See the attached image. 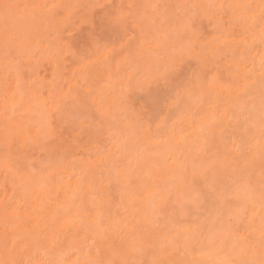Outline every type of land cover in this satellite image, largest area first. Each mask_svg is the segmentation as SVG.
Wrapping results in <instances>:
<instances>
[{
  "label": "rangeland",
  "instance_id": "1",
  "mask_svg": "<svg viewBox=\"0 0 264 264\" xmlns=\"http://www.w3.org/2000/svg\"><path fill=\"white\" fill-rule=\"evenodd\" d=\"M2 1L4 2L2 5H3L4 7H6V10H7V11H8L7 7H8L9 9H10V8L12 9V7H13L12 10H13L15 13H16L17 10H19V11L22 10L23 8H18V9H17V7H18V3L21 2L20 5H22L23 3H24V4H27L26 6H27L28 8H30V10H31V7H32V8H35V7H33L34 4H35V5L37 4V6H38L37 8H39V6H40V8L38 9L39 11L41 10L42 7H44V9H45V8L47 9V10H46L47 13H49V14L52 13V14H53V19H52V20H51L49 17H47V16H48V15H46L47 13L44 14V15H42V19H45L44 16H46L47 19H45V20H48V18H49V20H51V21H49V20H48V21H45V20H39V18L37 17V14H39L41 11H42V13H43V10H44V9L42 8L43 10H41L40 12L38 11L39 13L36 14V18H38L37 20H39L38 23H40V25H37V24H36V23H37L36 21H35V22H32V23L29 22V20L32 21L31 18L33 17V15L30 16L31 18L28 17L27 19L24 20V17H25V18L27 17V16H24V15H28V16H29V13H27V11H28L27 8H26V9L24 8V11L26 12V14H23V15H22L23 12L21 13V11H20V13H21L20 16L23 18L22 20H23L24 22H21V20H19V19L16 18V16H15V18L17 19V23H16V21H15V23H13V24L17 25V27L13 26L12 23H11V25H12V27H13L12 29L14 30V28H16V29L14 30L15 32H13L12 29H11V27L9 26V24L4 25V24L7 22V19H5L6 17L4 16L5 18L2 19L3 15L1 14V12L4 13V15H5V13L8 15L7 11H6L5 8H3V7H2V8L5 10V12H4V10L2 11V9L0 8V9H1L0 14L2 15V16L0 15V16H1V17H0V21L2 22V20H3V22H4V21L6 20V22H4V23L1 24V26L4 25V26H3V29H2V27L0 26V29H1L0 33H1V35H2V34L4 33V31H7V32H5L6 34H5V33L3 34V37H4V38H5V35H6V36H10V35H11L10 37H6L7 39L10 38V40H9V39H8L7 41L4 40L6 43H3L4 41H3V39H2L1 36H0V42L3 43V45L0 44V48H1V46H2V47H5V48H2V49L0 50V69L4 68V67L7 65V63L9 64V61H10V63H13V62L16 63V62H18V63H16V65H20V68H19V69H18L19 66H16L15 63H14L13 65L16 66V69H15V66H10V67H9L10 69H7L6 71H7V72H8V71H11V70H12V67H14V68H13V69H14V70H13L14 73H11V72H12V71H11V72H10L11 75H15V73H16V74H18V75L20 76V74H21V76H23V77H22L23 80H22V79L20 80L21 76H20V78L18 79L19 76L16 75V76H17V79L20 80V81H22V83H23L24 85H30V86H32V83H31L30 81L33 82L34 79H31V78H34V77H32V76H35V74H37V73H35V71H37V68H36L37 66H40V68L38 67V70L40 69V71H41V72L39 71V72H40V75H41V76L43 75V77H44V78H47V80H49V78L51 77V75H54L53 72H54L55 70L52 71V68L55 69V68L58 66V69H57V70H60V69H61V70H60V72L58 71V72H59V76H58V72H56L57 70L55 71V74H57L58 78H57V77H54V78H56V80L53 79V80H54V83L49 82V81H47L46 79L43 80V81H47V82H48V83L45 82V83H46V84L44 83L45 85H48L49 83H50V84L52 83V85H51V86H52V87H51V88H52V91L50 90L51 94H50V92L47 90V89H50V88H46V89H43V90H45V91L47 90V91L49 92V95L52 96V97L50 96V98L52 99V98L55 97V100H56V101H59L61 98H63V97L66 96V95H67V97H70V96H71L70 94H67V93H66V95H65V94L63 93L64 96L61 97V95H63L61 92H64V87H65V86H66V87L68 86V85H65V86H64V82H65V79H66V81H67L68 79L75 78L76 76L78 77V74H77V73H76V75L72 76V75H73V72H72V71H73V68H74L75 72H77V71H76L77 67H79L80 65H81V66H84V65H83L84 63H82L83 60H84V62H85L86 60L88 61L89 58H93L94 61H96V60L99 59V57L96 58V57H97V56H96V57L94 58V57H93L94 55L99 54L102 50H106V47L110 48V47H113V45H114L116 48H118L117 46L119 45V46H120V49H121V50H120L121 52L119 51L121 57H120V56L118 57V54H116V57H113V58H112V59H114V63H115V64H118V65H119V64L122 65V63L125 62V59H126V58H127V59H131V61H132L133 58L135 57V56L133 55L132 58H131L132 53L135 54L137 51H139V50H140V49H139V48H140V45H141V44L144 45V44L146 43V40H145V39H147L146 37L149 36V38H150V36L156 34L155 31L157 32V31L159 30L158 27H160V30H161V29H162V27H161L162 25H161V24H164L163 27L165 28L166 32L169 31L168 33L165 32L164 36H166V35L168 34L167 36H169V37H167V36H166V37L169 38V39H173V38H171V37H173V36H174V38H175V36H178V38H177V37L175 38L176 41H179V42H177L176 44L178 45V43H179L180 45H178V48H180V49H179L180 52H182V54H183V51H181V50H183V49H181V48L183 47V48L185 49V53H184V55H181V53L179 52V53H180L179 57L182 56L183 58H182V57H181L182 59L179 58V59H181V60H180V62H179V66L177 65V68H176L177 70H176V71H175L174 69H170V70H168V72H167V74H166V71H167V70H166L165 73H164V72L160 71L161 69H159V67H158L159 71L165 74L164 76L167 75V76H170V77L163 78V79H166V80H163V79H162L163 76H162V77H160V78H161V79L159 80L160 82H158V80H157L156 82L148 83V84H149L148 87H147V88H145L146 86L144 87L145 90H144V88H143V89L141 88L142 85H143V83H142L141 86L139 87L140 90H141V92L139 91L138 88H135V86H133V85H135L134 82L136 83V82H138V80H140V82H143L145 76H144L143 80L139 78V77H140L139 74H140V71H141L142 69H138L139 72L136 71V72L139 73V74H136V72L134 73V74L138 75V80L136 79L135 76H133V77L131 76L132 79L129 80V88H128V89H129V95H128V96H129V97H128V100H129V101L127 100L128 103L126 102L125 99H123V100L126 102L128 108L126 107L125 102H124L123 104H122V103H120V104H121L122 106L125 105V109L127 108V109H126L127 111H126L125 113H128V112L132 113V112H134V113H133L134 115H132V117L135 116V114H136V116H138V118H139V117H142V118H140V119H143V118H144V121L142 120L143 123H141V124L138 123L139 126L144 124L143 127H145V124H146V127H145V128H149V127L151 128V129L149 128V129H147V130H150V131L153 130L154 127H151V126H148V125H152V123H155V121H157V120L159 121V119L156 120V116L158 115V118H160L159 116H162V115H163V113H162V115H161V112H163L165 109H167V107H166V108L164 107L165 105L170 106L171 104L169 105V103H172V102H174V101H175L177 104H179V101L182 102V100H180L179 98L182 97V99H183V95L181 96V94L183 93V91H184L185 94H187L186 92H188L189 94L191 93V95H193V96H194V94H195V96H196V94H198V93L200 94L201 91H204V90H201L200 92H198V90H200V89H196V88H195V85H196L197 83H198V87H197V88H199V87L202 86V85L199 86V83H201V82H203V81H204V84H205V83H209V86H210V82H211V81L213 82L214 78H215V80L218 78L219 83H217V85H214L216 82H215V81L213 82V83H214V84H213L214 86H213V89L211 88L212 91H213L214 89H216V88L219 86L218 84H221V86H223V87H224L225 85H226V86H230V84L227 85V82H228L229 80H228L226 83H222V82L220 83V81L223 80V79H221L222 77H225V76H226V74H225V76H223L225 71H227V72H225V73H227V75H228L229 73H231V74L233 73V70L235 69V64L233 65V63H235V62H234V61L232 62L233 59H232L231 61L228 60V59H230V58H229L230 56L227 55L225 58L228 57V59H226V60H227V63H225L226 60H225V59H221V58H222L223 56H225V55H221V54H220V52L222 53V48L218 49V48H217L218 46H217L216 48H217L218 50H221V51H218V50L215 49V50L218 51L219 54H220V56H218V60H221V61H220L221 63L224 62V63L226 64L225 66H222V64H221L218 60H217V62L215 61V65H214V64L207 65V64H209V63L207 62V58H208L209 60H211V59H210L211 57H204L205 55H206V56L209 55V54H208L209 51L214 50V49L212 48L213 46H212L211 44H210V45H211L212 47H211L210 45H209L210 47L207 46L208 44H206V43H207L206 41H207V40H208V41H211V40H209V38H211L212 36H214L215 33H217L218 36H220V37H221V35H222V38H224V37L226 36V34H225V36L223 37L224 34H222V33H224V32L227 30L228 27L231 28V26H229V25H230L231 23L235 22V20H236V19L233 18V17H235V16H237V14H239V13H237L238 11H237L236 9L239 8L240 6H239V7H235V8H236L235 11H237V12H236L237 14L231 17L233 21L230 19L229 16L232 15V14L229 15V11H228V10H231V8H233V6L230 5L231 8L228 6V4H227V1H228V0H225L226 3L224 2V0H223V2H222V0H221V1L219 0V1H220L219 3H220V4L222 3V4H223V7H222V4L220 5L219 3H216V2H218V0H217V1L215 2V4H216V8L213 7V6H215V5H213V6L211 7V5L214 3V2H213V3H212L211 5H209L208 7L206 6L207 8L205 7V8H206L205 11L203 10L204 7H203V9H202V6H205V5H204L205 3H201V1L199 0L200 3H201V5H199L198 0H197L196 2H195V0H194L195 3L198 2L197 4L199 5V7L201 6L200 8L202 9V10H201V9L199 10V7H197V8H198V11H197V12H199V13H202V11H203V13L205 12V14H203V13L201 14L202 16L198 15L199 13L197 14V12H196L197 8H195L196 10L193 11V10H194L193 7H195V6H192V11H191V9H190V7H189L190 5H189L188 7H186V5H185V7H184L183 5H181V4L183 3L184 0H180V1H181V2H180V3H181V4H180V5H181L180 7H177V5H178L179 3L177 4L176 2H179L178 0H171L170 3H169V1H167V2H166L167 5H165V7H163V12H164L163 15H164V14H167V16H168V17L170 16V18L165 17L166 21L163 19L166 23H165L164 21H162V19H160L162 22L159 21V17H158V19L156 18L157 15H158V16H162V15H161V12H160V11L162 10V8H160L162 2H160V4L157 3V2H155V3L159 4V5L156 4V6H157V7L159 6L158 8L161 9V10H158V8H157V10H156L157 13H155V12H154L155 10L153 11V9H152V10H150V9L148 10V8L151 7V6H149V5H151V4L153 3V5H152V8H153V6H155V3L152 2L151 4H149V3L147 2L149 5L146 7V9H147V10H146V13L143 12V10L145 11V9H143V10H142L143 13L140 14L139 11L141 10V8H143L144 6H146V5H144V4H147L145 0H137L138 2H136L135 0H134V1H133V0H123V1H122V0H121V1H120V0H101V2H99V0H98V1H97V0H94L93 3L91 2V0H82V1H81V0H78V1H76V0H72L73 2H70L69 0H46V1H45V0H19V1H17V0H10V1H9V0H1V2H2ZM35 1H36V2H35ZM40 1H41V2H40ZM65 1H66V2H65ZM75 1H76V2H75ZM142 1H143V2L145 1L144 4H143ZM147 1L151 2V1H153V0H147ZM154 1H156V0H154ZM175 1H176V2H175ZM186 1H187V0H186ZM189 1H190V0H189ZM189 1H187V2H189ZM191 1H192V0H191ZM231 1H232V0H231ZM239 1H240V0H239ZM246 1H247V0H244V4H243V5L240 4V5H241V9L243 8L244 10H249V9H247L248 7L244 8V5L247 6V4H248V2H246ZM255 1H256V0H255ZM1 2H0V5H1ZM16 2H18V3H16ZM69 2H70L71 4H70ZM128 2H129V3H128ZM133 2H135V3H133ZM158 2H159V1H158ZM202 2H204V1H202ZM232 2L235 3L234 0H233ZM242 2H243V0H242ZM252 2H253V0H252ZM252 2L249 3V5H248L249 7L251 6L250 4H251ZM33 3H34V4H33ZM39 3H40V4L42 3L43 6H41ZM43 3H44V4H43ZM64 3H65V4H64ZM83 3H84L85 5H84ZM119 3H120V4H119ZM137 3H138V4H137ZM171 3H172V5H173L174 7L171 6ZM224 3H225V4H224ZM228 3H229V2H228ZM255 3H256V2H253V4H255ZM38 4H39V5H38ZM51 4H52V5H51ZM139 4H140V5H139ZM169 4H170V5H169ZM176 4H177V5H176ZM202 4H203V5H202ZM218 4L220 5V8H219V5H218ZM226 4H227V5H226ZM253 4H252L251 7H253ZM2 5H1V6H2ZM28 5H30V6H28ZM31 5H32V6H31ZM49 5H50V6H49ZM88 5H89V6H88ZM141 5H142V6H141ZM143 5H144V6H143ZM168 5L170 6L169 8H168ZM232 5H234V4H232ZM235 5L237 6L238 3H236ZM1 6H0V7H1ZM67 6H68V7H67ZM84 6H85V7H84ZM86 6L88 7V9H87ZM136 6H137V7H136ZM162 6H163V4H162ZM196 6H197V5H196ZM217 6H218V7H217ZM227 6H228V8H227ZM242 6H243V7H242ZM254 6H257V5H254ZM14 7H15V10H14ZM20 7H21V6H20ZM22 7H25V6L22 5ZM50 7L52 8V11H51V8H50ZM55 7H56V8H55ZM140 7H141V8H140ZM171 7H172V8H171ZM221 7H222V8H221ZM37 8H36V10H37ZM85 8H86V9H85ZM164 8H165V9H164ZM224 8H225V9H224ZM226 8H227V9H226ZM254 8H255V7H254ZM82 9H84V10H82ZM137 9H138V11H137ZM183 9H184V10H183ZM214 9H215V11H214ZM223 9H224V10H223ZM33 10H35V9H32V11H33ZM36 10H35V11H36ZM79 10H81V11H79ZM107 10H108V11H107ZM134 10H135V11H134ZM165 10L167 11V13H165V12H166ZM216 10H217V11H216ZM238 10H239V9H238ZM244 10H241V11L239 10V12H241V13H240V18H241L242 15L244 16V13H245V12H247V11H244ZM252 10H253V8H252ZM258 10H259V8H258ZM258 10H257V11H258ZM10 11H11V10H9V13L12 12L11 14H13V11H11V12H10ZM19 11H17V13H18ZM32 11H30V13H34V11H33V12H32ZM46 11H45V12H46ZM48 11H49V12H48ZM86 11H87V12H86ZM129 11H130V12H129ZM132 11H133V12H132ZM149 11H151V12H149ZM152 11H153V13H152ZM170 11H172L171 13H172L173 15H172V14H171V15H170V14L168 15V13H170ZM175 11H176V12H175ZM200 11H201V12H200ZM243 11H244V13L242 14ZM255 11H256V10H255ZM255 11L253 10V12H255ZM257 11H256V12H257ZM36 12H37V11H36ZM140 12H141V11H140ZM214 12H215V13H214ZM219 12H220V13H219ZM232 12H233V11H232ZM249 12H250V10H249ZM249 12H248V15H250V13H252V12H250V13H249ZM20 13H19V14H20ZM108 13H109V14H108ZM120 13H121V14H120ZM133 13H134V14H133ZM136 13H137V14L139 13L140 15H144V13H145V15H146V14L149 13V14L147 15V16H148V19H147V16L144 15V18L146 17V19H145L146 21H147V20L149 21L150 18L152 17L153 19H155V18L157 19V23H159V22H161V23H159V24L156 23L157 25H159V26H157V27L155 26V23H154V24L152 23V24H153V28H151V27L149 28V26H152V25H149V24H151V23H149V24L146 23V24H148V25L146 26V25H143L144 22H143V23H140V22H139V20H141V19L143 18V16H140V15H139L140 18H139L138 21H137L138 23L135 22V18L137 17V15H135ZM177 13H178V14H177ZM180 13H181V14H180ZM194 13H195L196 15H195ZM230 13H231V12H230ZM88 14H89V15H88ZM192 14H193V18H192ZM217 14H218V15H217ZM234 14H235V13H234ZM241 14H242V15H241ZM17 15H18V14H17ZM39 15H40V17H41V14H39ZM76 15H77V16H76ZM79 15H80V16H79ZM179 15H180V16H179ZM213 15H215V16H213ZM228 15H229V16H228ZM246 15H247V14H246ZM246 15H245V16H246ZM248 15H247V17H246L245 19H247V18L249 17ZM9 16H10V15H9ZM9 16H7V18H8ZM20 16H19V17H20ZM50 16H51V14H50ZM105 16H106V17H105ZM108 16H109V17H108ZM119 16H120V17H119ZM121 16H122V17H121ZM135 16H136V17H135ZM149 16H151V17H149ZM178 16H179V17H178ZM197 16H198V17H197ZM203 16H204V17H203ZM212 16H213V17H212ZM217 16H218L219 19L216 18ZM243 16H242V17H243ZM12 17H13V16H12ZM21 17H20V19H21ZM51 17H52V16H51ZM66 17H67V18H66ZM76 17H77V18H76ZM78 17H79V18H78ZM86 17H87V18H86ZM104 17H105V18H104ZM154 17H155V18H154ZM228 17H229V18H228ZM237 17H238V16H237ZM10 18H11V16H10ZM10 18H8V21H9ZM15 18H13V20L10 19L11 22H13L14 20H16ZM29 18H30V19H29ZM75 18H76V19H75ZM144 18H143L141 21H143ZM163 18H164V17H163ZM190 18H191V20H193V22L190 21ZM223 18H224V19H223ZM40 19H41V18H40ZM66 19H67V20H66ZM80 19H81V20H80ZM153 19H152V20H153ZM211 19H212V22H211ZM214 19H215V20H214ZM216 19H217L218 21H217ZM234 19H235V20H234ZM245 19H244V17H243V20H241V21L239 22V24L237 23L238 25H237L236 23H235V24H234V23L231 24V25L233 26V28L231 29V33H232V30L238 29V31H239V29H240L241 27H244L243 25H245L246 23H244L243 25H242L241 23L246 22ZM26 20H27V21H26ZM33 20H35V19H33ZM87 20H88V21H87ZM128 20H129V21H128ZM130 20H131V22H130ZM136 20H137V19H136ZM152 20L149 21V22H153V21H154V20H153V21H152ZM170 20H171V22H170ZM188 20H189V21H188ZM237 20H238V18H237ZM237 20H236V21H237ZM41 21H42V22H41ZM76 21H77L78 23H77ZM146 21H145V22H146ZM168 21H169V22H168ZM202 21H203V23H201ZM213 21H214V22L217 21L218 25H217V23L215 24ZM231 21H232V22H231ZM238 21H239V20H238ZM248 21H249V19H248ZM248 21H247V23H249ZM25 22H26V23L28 22V26H29L30 30L32 31V32H30L31 34L28 33V32H27V34H25L26 31H29V28L27 27V28H28V29H27V28H26V25H24V27L22 26L23 24H25ZM46 22H47V23H46ZM51 22H52V24H51ZM127 22H128V23H127ZM134 22H135V23H134ZM155 22H156V21H155ZM163 22H164V23H163ZM7 23H9V22H7ZM19 23H20L21 25H20V27L18 28V24H19ZM22 23H23V24H22ZM29 23H30L31 25H30ZM41 23H43V26H42ZM53 23H54V24H53ZM61 23H62V24H61ZM115 23H117V25H116ZM139 23H140V24H139ZM180 23H182V24H180ZM228 23H229V24H228ZM44 24H45V25H44ZM141 24H142V25H141ZM169 24H170V25H169ZM219 24H220V25H219ZM249 24H250V23H249ZM33 25H35V26H33ZM52 25H54V26H52ZM105 25H106V26H105ZM109 25H110V26H109ZM115 25H116V26H115ZM225 25H226V26H225ZM235 25H236L237 27H236ZM239 25H242V26L240 27ZM5 26H7V27H6V30L4 29ZM36 26H37V27H36ZM38 26H39V27L41 26V31H40V28H39ZM47 26H48V27H47ZM141 26H142V27H141ZM144 26H146V27H144ZM154 26L156 27L155 30H154ZM238 26H239L240 28H238ZM245 26L248 27L249 25L246 24ZM9 27H10V28H9ZM43 27H44V28H43ZM53 27H54V28H53ZM61 27H62V28H61ZM113 27H114V28H113ZM167 27H168V28H167ZM213 27H214V28H213ZM215 27H218V28H219V27H221V28L224 27V28H223L224 32H221V34H219L220 32H219L218 28L216 29L217 32H215ZM225 27H226V30H225ZM7 28H8V29H7ZM17 28H18V31L20 32V34H19V32L17 31ZM23 28H24V29H23ZM34 28H35V30L37 29V30H39V31H37V30L34 31ZM103 28H104V29H103ZM137 28H138V29H137ZM140 28H141V29H143V28H148V29H143V30H141ZM169 28H170V29H169ZM234 28H235V29H234ZM248 28H250V26H249ZM25 29H26V30H25ZM46 29H47V30H46ZM133 29H136L137 32H136V30L134 31ZM197 29H198V30H197ZM242 29H244V28H241V30H242ZM245 29H246V28H245ZM8 30H9V31H8ZM51 30H52V31H51ZM130 30H131V31H130ZM150 30H151V31H150ZM153 30H154V32H153ZM167 30H168V31H167ZM196 30H197V31H196ZM247 30H249V29H247ZM247 30H246V31H247ZM251 30H252V29L249 30V33L252 32ZM10 31L13 32L14 34H13V33H10V35H9V32H10ZM21 31L24 33V37H23V35H22V38H24V39L28 37L27 35H32V34H33L32 37L34 36V38H37L36 35H37L38 37L40 36V38H41V36H42V38H41V39L37 38V39L39 40V43H35V42H34L36 39L33 40V42L30 41L31 39H29L28 41H27L26 39H25V40H22V39H21V36H20L21 33H22ZM24 31H25V32H24ZM141 31H143V33H145L146 31H147V32L150 31V34H149V32L147 33L148 35H147V34H140V33H142ZM161 31H162V30H161ZM161 31H160V34L163 33V32H161ZM174 31H176V33H175ZM228 31H229V34H231V33H230V29H228ZM228 31H227V33H228ZM235 31H236V30H235ZM235 31H233V32H234L233 36H235L236 33H237V31H236V32H235ZM242 31H244V30H242ZM250 31H251V32H250ZM16 32H17V33H16ZM36 32H37L39 35H38ZM40 32H42V33L40 34ZM134 32H135V33H134ZM151 32H152L153 34H152ZM177 32H178V33H177ZM197 32H198V33H197ZM213 32H215V33L212 34ZM218 32H219V33H218ZM240 32H241V31H240ZM244 32H245V31H244ZM107 33H108V34H107ZM157 33H158V32H157ZM170 33H171V34H170ZM209 33H210V34H209ZM249 33H246V36L249 35ZM17 34H19L20 39H18L19 36H18ZM35 34H36V35H35ZM48 34H49V35H48ZM52 34H53V35H52ZM126 34H127V35H126ZM133 34H135V35H133ZM139 34H140V35H139ZM151 34H152V35H151ZM160 34H159V35H160ZM169 34H170L171 36H170ZM181 34H182V36H181ZM183 34H185V35H183ZM229 34H227V36H226V40H228V41L231 40V38H230V39H229V38L227 39V37H228ZM25 35H26V37H25ZM43 35H44V37L48 35V37L51 38V39L53 40V42H52V41L50 42L49 39H47L48 37H46V39H45V38L43 37ZM113 35H114V36H113ZM143 35H145V36H143ZM196 35H197V36H196ZM215 35H216V34H215ZM237 35H238V34H237ZM239 35H241V34H239ZM242 35H244V33H243ZM17 36H18V37H17ZM134 36H135V37H134ZM139 36H140V37H139ZM142 36H143V37H142ZM156 36H157V35H156ZM160 36H161V35H160ZM14 37H15V38H14ZM16 37H17V41H16ZM137 37H138V38H137ZM141 37H142V39H143L144 37H145V38H144L143 40H141ZM153 37H154V36H153ZM220 37H219V38H220ZM229 37H232V34L229 35ZM28 38H29V37H28ZM28 38H27V39H28ZM30 38H31V36H30ZM34 38H32V39H34ZM43 38H44V39H43ZM54 38H55V39H54ZM63 38H64V40H63ZM65 38H66V39H65ZM117 38H118V39H117ZM151 38H152V37H151ZM161 38L163 39L162 36H161ZM164 38H165V37H164ZM212 38H213V37H212ZM219 38H218V40H221V39H219ZM1 39H2L3 42L1 41ZM11 39H14V44L12 43L13 40H11ZM51 39H50V40H51ZM128 39H129L130 41H129ZM137 39H138V40H137ZM139 39H140V42L145 40V43L142 42V43L140 44ZM154 39H155V38H154ZM154 39H153V40H154ZM156 39H159V37H158V38L156 37ZM169 39H167V40H168V41H167L168 43H169ZM177 39H178V40H177ZM201 39L203 40V44H205L206 46H205V45L203 46V45L200 43V42L202 41ZM214 39H215L216 41H218V40L216 39V36L214 37ZM40 40H41L43 43H42V42L40 43ZM44 40H48V42L51 43V46L49 45L50 43H48V44L45 43V44H46V45H45V44H44ZM57 40H58V41H57ZM110 40H111V41H110ZM122 40H123V41H122ZM147 40L149 41V39H147ZM164 40L166 41V39H164ZM164 40H160V39H159V40H157V42H158V41H164ZM173 40H174V39H173ZM224 40H225V39H224ZM8 41H9V42H8ZM15 41H16V42H15ZM18 41H19V43L21 42L20 44H22V45L19 44V46H18ZM29 41L32 42L34 46H33L31 43H29ZM56 41H57V42H56ZM64 41H65V42H64ZM117 41H118V42H117ZM150 41H151V40H150ZM150 41H149V42H150ZM176 41H175V42H176ZM192 41H193V42H192ZM26 42H27V44H25ZM36 42H38V41H36ZM45 42H46V41H45ZM116 42H117V43H116ZM119 42H122V44H124L123 46L127 49V51H126V49H125L123 46H122L123 48L121 47L122 44H120ZM134 42L136 43V45L138 44L139 48H137L138 46L136 47V45H135ZM137 42H138V43H137ZM153 42H154V41H153ZM157 42L155 41L154 43L157 44ZM167 42H166V44H167ZM204 42H206V43H204ZM212 42H214V41L212 40ZM212 42H210V43H212ZM7 43H8V44L11 43V44H9V46H11L10 48H9V47L7 48V46H8ZM28 43H29V44H28ZM52 43H54V44H52ZM57 43H58V44H57ZM111 43H112V44H111ZM151 43H152V41H151ZM151 43H148V44H145V45H147V46L149 45V46H150ZM162 43H163V42H162ZM162 43L160 44V43L158 42V44H157V47H158V48H157L156 45L154 44V45H155V48H156L157 50H159V46H160V48H161V46H164V44H162ZM164 43H165V42H164ZM199 43H200L201 45H200ZM4 44H5V45H4ZM16 44H17V45H16ZM117 44H118V45H117ZM166 44H165V45H166ZM176 44H175V46H176ZM181 44H184V45H181ZM212 44L214 45V43H212ZM225 44H227V41H226ZM56 45H57V46H56ZM107 45H110V46H107ZM134 45H135V46H134ZM168 45L171 46V42H170V44H168ZM168 45H167V47H165V46H164V47H165V49L170 50L171 47L168 48V47H169ZM199 45H200V47L203 46V48H204L205 51L207 50V49H205V47H208V51H206V53H207V52H208V53H207V54H203V53H205V52L201 53V52H202L201 50H202L203 48L200 49ZM13 46L16 47L15 50H14V47H13ZM47 46H48V47H47ZM87 46H88V47H87ZM92 46H93V47H92ZM149 46H148V47H149ZM152 46H153V45H152ZM152 46H150V48H151L152 50H153V49L155 50V48H154V47L152 48ZM179 46H181V47H179ZM214 46H216V44H215ZM29 47H30V48H29ZM127 47H128V48H127ZM133 47H135V48H137V49H139V50H136V49H135V50H136V52H135V51L133 50ZM194 47H195V48H194ZM198 47H199V49L196 50V48H198ZM221 47H222V46H221ZM12 48H13V49H12ZM21 48H23V50H22ZM43 48H44L45 51H47V52H46V53H48L47 55H46V53H44V50H41V49H43ZM48 48H51V49H49L50 51L48 50ZM93 48H94L96 51H95ZM176 48H177V46H176ZM209 48H210V49H209ZM214 48H215V47H214ZM17 49H18V50H17ZM27 49H28V50H27ZM118 49H119V48H118ZM256 49H257L256 51H258L259 48H256ZM2 50H3V51H2ZM19 50H20V51H19ZM51 50L54 51V53H55V54L53 53V55H52L53 57L49 54L50 52H51V54H52V51H51ZM56 50H57V51H56ZM63 50H64V51H63ZM157 50H156V51H157ZM160 50H161V49H160ZM160 50H159V51H160ZM168 50H167V51H168ZM177 50H178V49H177ZM186 50H187L188 52H187ZM198 50L201 51V52H199ZM10 51H11V52H10ZM22 51H23V53H21ZM36 51H37V53H35ZM48 51H49V52H48ZM55 51L57 52V54H56ZM94 51H95V52H94ZM125 51H126V52H125ZM131 51H132V52H131ZM156 51H155V52H156ZM159 51H158V52H159ZM161 51L163 52L164 49L162 48ZM197 51H198V52H197ZM216 51L214 52V54L211 53V54H213V56H216L214 59H213V56H212L213 61L217 58V55H218V52H216ZM6 52H7V53H6ZM12 52H13V53H12ZM42 52H43V53H42ZM96 52H97V53H96ZM103 52H104V51H103ZM105 52H106V51H105ZM105 52H104V53H105ZM122 52H123L124 54H123ZM127 52H128V53H127ZM139 52H140V51H139ZM139 52H138V53H139ZM162 52H161V55L159 54L160 56L163 55ZM176 52H177V54H178V51H176ZM186 52H187V53H186ZM238 52H239V50H238ZM2 53H3V55H2ZM17 53H19V54H17ZM25 53H26V54H25ZM112 53H113V52H112ZM114 53H116V52H114ZM138 53H137V54H138ZM164 53H166V52L164 51ZM194 53H198V54L200 53V54H201V55H200L201 57H199V55L197 56V54H196V56H195ZM215 53H216V54H215ZM234 53H237V50H236V52H234ZM239 53H240V52H239ZM22 54H23V55H22ZM40 54H42V55H40ZM100 54L102 55V52H101ZM185 54H187V55H185ZM211 54H210V55H211ZM223 54H226V53L224 52ZM227 54H228V53H227ZM240 54H241V53H240ZM240 54H239V56H238L239 59L242 57V55L240 56ZM15 55H16V56H15ZM24 55H25V56H24ZM43 55H44V56H43ZM54 55H56L57 58H55V60H54L53 62L56 61V63H58L60 66H59L58 64L56 65V63H55L56 67H55V66H52L53 63L50 62V61H52L51 58L54 59ZM86 55H87V56H86ZM88 55H89V56H88ZM92 55H93V56H92ZM101 55H100V56H101ZM123 55H126V56L128 55V57H125V56H123ZM231 55H232V54H231ZM237 55H238V54H237ZM3 56H5V57H3ZM6 56H7L8 58H10V59H9V60H6V59H7ZM17 56H18V57L20 56V57L17 58ZM22 56H23L24 58L21 59L20 62H19V60H16V59H15V58L20 59V58H22ZM26 56H27V57H26ZM45 56H47V58H48V57L50 58V56H51V58H50V59L44 58ZM56 56H55V57H56ZM110 56H114V55H111V54H110ZM129 56H130V58H129ZM141 56H143V55H141ZM186 56H187V57H186ZM221 56H222V57H221ZM234 56L236 57V55H234ZM2 57H3V59H1ZM124 57H125V58H124ZM144 57H146V55L143 56V58H144ZM154 57H155V56H154ZM184 57H185V58H184ZM188 57H189V58H188ZM196 57H197L198 59L200 58V60H201V59H204V61L201 60V61H202V62H201V61L198 60ZM219 57H220V58H219ZM35 58H36V59H35ZM100 58H101V57H100ZM123 58H124V60H123V62H122V59H123ZM140 58H141V57H140ZM157 58H158V56H157ZM157 58L155 57V58L153 59V62H151V60L148 61V64H150V63H154V61L156 60L155 63H154L156 67H154L153 64H150V66L152 65V66H151L152 68L154 67V68L156 69V68H157V65H158L159 63H161V62L163 63L162 59L159 60V58H158V59H157ZM160 58H161V57H160ZM162 58H163V57H162ZM205 58H206V62H207L206 65H207V66H205V63H206V62H205ZM223 58H224V57H223ZM231 58H232V56H231ZM95 59H96V60H95ZM185 59L187 60L186 62H185ZM188 59H189V61H188ZM241 59H242V58H241ZM25 60H26V61H25ZM48 60H50V61H48ZM58 60L60 61V63H59ZM89 60H90V59H89ZM99 60H100V59H99ZM115 60L118 61L119 63H118V62L116 63ZM144 60H145V58H144ZM144 60L141 59V61H143V63H144L146 60H148V58L146 57V60H145V61H144ZM182 60L184 61L185 64H182V63H183ZM224 60H225V61H224ZM234 60H235V59H234ZM2 61H3L4 64L1 63ZM22 61H23V62H22ZM24 61H25V62H24ZM31 61H32V62H31ZM35 61H36V62H35ZM57 61H58V62H57ZM87 61H86V62H87ZM94 61H92V62L95 63ZM110 61H112V60H110ZM120 61H121V62H120ZM128 61H129V60H128ZM128 61L126 60V62L129 64L130 61H129V62H128ZM222 61H223V62H222ZM239 61H240V60H239ZM242 61H243V63H244V60H242ZM242 61H240V62H242ZM39 62H40V63H39ZM41 62H42V63H41ZM86 62H85V63H86ZM89 62H90V61H88V63H86L87 66L90 65L91 62H90V63H89ZM96 62H97V61H96ZM98 62H99V61H98ZM98 62H97V63H98ZM126 62L123 64L124 66H123V65L121 66V68H122V70H123L124 72H125V70H126V68H127V67H126V68L124 69V67H125V65H126ZM156 62H159V63L156 65ZM203 62H205V63H203ZM209 62L212 63V60L209 61ZM231 62H232V63H231ZM21 63H22V64H21ZM51 63H52V64H51ZM61 63H62V64H61ZM97 63L94 64V65H96L95 67H97V65L99 66V63H98V64H97ZM202 63H203V64H202ZM224 63H223V65H224ZM243 63H240V64L243 65ZM1 64H2V65H1ZM50 64H51V65H50ZM86 64H85V68L87 67ZM111 64H112V66H111L109 63H108L107 65H109L110 67H113L114 64H113L112 62H111ZM144 64H145V63H144ZM144 64H143V65H144ZM146 64H147V62H146ZM219 64H221V65H219ZM237 64H238V63H237ZM237 64H236V65H237ZM240 64H238V65H240ZM9 65H10V64H9ZM42 65H43V66H42ZM118 65H117V66H118ZM161 65H163V64H161ZM181 65H182V67H181ZM203 65H204V66H203ZM216 65H218L219 67H217ZM228 65H229L230 67H229ZM231 65H232V67H233V66H234V67L231 68ZM241 65L238 66V69H239V67H242ZM2 66H4V67H2ZM32 66H33V67H32ZM51 66H52V67H51ZM63 66H64V67H63ZM126 66H130V64H129V65H126ZM147 66H149V65H145L146 68H147ZM159 66H160V64H159ZM202 66H203V67H202ZM215 66H216V67H215ZM220 66H221L222 68H221ZM245 66H247V63H245ZM245 66H243V67H245ZM248 66H250V65L248 64ZM7 67H8V66H7ZM7 67H6V68H7ZM23 67H24V68H23ZM34 67H35V69H34ZM54 67H55V68H54ZM92 67H94V66L92 65ZM145 67H144V68H145ZM226 67H228V68H226ZM41 68H42V69H41ZM83 68H84V67H80V68H78V72H79L81 69L83 70ZM85 68H84V69H85ZM98 68H102V67H98ZM128 68H129V67H128ZM144 68H143V69H144ZM160 68H162V67H160ZM170 68H171V67H170ZM182 68H183V69H182ZM223 68H224V69H223ZM230 68H231V69H230ZM236 68H237V67H236ZM249 68H250V67H249ZM4 69H5V68H4ZM20 69H21V70H20ZM50 69H51V71H50ZM63 69H64V70H63ZM93 69H94V68H93ZM93 69H92L91 71H93ZM95 69H96V68H95ZM95 69H94V71H95ZM105 69H106V68H105ZM107 69H108V67H107ZM110 69H111V68H110ZM110 69L108 70V72L110 71ZM148 69L150 70V68H148ZM155 69H153L152 71L156 74V73H158L159 71L157 72L158 69H156V70H155ZM162 69H163V68H162ZM168 69H169V68H168ZM226 69H227V70H226ZM228 69H229V70H228ZM232 69H233V70H232ZM238 69H237V70H238ZM240 69H241V68H240ZM240 69H239V71L243 73V71L240 70ZM15 70H17V71L20 70V72L18 73V72H16ZM65 70H66V71H65ZM70 70H71V71H70ZM122 70H121V77L123 78V77L125 76V74H122V73H123ZM128 70H129V69H128ZM146 70H147V69H146ZM154 70H155L156 72H155ZM164 70H165V69H164ZM172 70L175 71V72H172ZM231 70H232V72H230ZM237 70H236V72H237ZM0 71H1V70H0ZM26 71H27V72H26ZM94 71H93V72H94ZM152 71H151V72H152ZM199 71H200V72H199ZM202 71H203V73H202ZM228 71H229V72H228ZM234 71H235V70H234ZM2 72H3V70L0 72V74H1V75H0V83H2L1 81H3V80L1 79V77H2L3 75L5 76V77L3 76V78L6 79V80L4 79L6 82H8V81H10V80L12 81L13 79L17 80V79L14 78V77H13L12 79L9 80V79H8L9 77L6 78V75L9 74L8 76H10V73L8 72L7 74H5V73H6L5 70H4V74H3ZM39 72H38V74H39ZM93 72H92V73H93ZM111 72H113L112 69H111V71H110L108 74H113V73H111ZM147 72H149V71L147 70ZM153 72L150 73V74L153 75V74H154ZM236 72H235V73H236ZM261 72H262V71H261ZM263 72H264V70H263ZM263 72H262V74H263ZM66 73H68V74H66ZM92 73H90V75H91V76H90V80H91V81H90V84H91V85L94 84V85H92V87H91V85H90V86L87 88L88 90L86 89L87 92L81 93V96L84 97L83 100L81 99L83 102H84V100H86V99L89 100V102H91V99H92V97L94 98V96H97V101L100 100V99H99V98H100V97H99V94H101L100 91H101V89H103L102 87H104L105 90L107 91V90H108V89L106 88V87H107V86H106L107 84L112 83V84L116 85V83H115V81H116V77H115V81L113 80V79H114V76L116 75L115 73L113 74V78H112L111 76H107L108 78L111 77L112 80L114 81V83H113L112 81H111V82L109 81L110 83H109L108 81H106V78H105L106 76H103V77H102V76H99V78H101V79L103 78L102 81H101V79H100V80L97 79V80L95 81L94 78H96V77L98 78V76H96V77L94 76V78H93ZM144 73H145V71H144ZM144 73H143V74H144ZM162 73H161V74H162ZM169 73H170L171 75H170ZM175 73H176V74H175ZM235 73H233L234 75H233V74L231 75V77L233 76V79L236 78V77H235V76H236ZM242 73H241V74H242ZM60 74H61V75H60ZM105 74H106V73H105ZM105 74H104V75H105ZM145 74H147V73H145ZM145 74H144V75H145ZM148 74H149V73H148ZM241 74L239 73L240 76H241ZM64 75H66V77H65ZM93 75H96V73L94 72ZM123 75H124V76H123ZM127 75H128V72H127ZM157 75H158V74H157ZM162 75H163V74H162ZM172 75H173V76H172ZM197 75H198V78H199V79L197 78ZM200 75H202V76H200ZM208 75H209V76H208ZM213 75H214V76H213ZM242 75H243V74H242ZM16 76H15V77H16ZM41 76L38 77V78L40 79ZM55 76H56V75H55ZM68 76H69V77H68ZM146 76H147V75H146ZM150 76H151V75H150ZM150 76H149V77H150ZM221 76H222V77H221ZM229 76H230V75L226 76V79H227V77L229 78ZM35 77H37V76H35ZM61 77H63L64 79L62 80ZM70 77H71V78H70ZM77 77H76L75 79H78ZM91 77H92V78H91ZM118 77L121 79L120 76H117V82H118ZM141 77H143V75H142ZM195 77H196V79H195ZM210 77H211V78H210ZM212 77H213V78H212ZM216 77H217V78H216ZM220 77H221V78H220ZM237 77H238V74H237ZM259 77H260V76H259ZM261 77H262V79H261V80H262V81H261L262 83H261V82H260V83H261L262 85H260V86H264V85H263V84H264V83H263V77H264V75L261 76ZM261 77H260V78H261ZM38 78H37V79H38ZM111 78H109V80H110ZM124 78H126V77H124ZM134 78H135V79H134ZM168 78H170V79H168ZM200 78H201L202 80H201ZM219 78H220V80H219ZM241 78H242V77H241ZM241 78L239 77V78H237V79L240 80ZM7 79H8V81H7ZM35 79H36V78H35ZM37 79H36V80H37ZM42 79H43V78H42ZM75 79H73V80L71 79V80H72V81H71V84H72V82H73ZM93 79H94V80H93ZM104 79H105V80H104ZM133 79H134V80H133ZM147 79H149L148 76H147ZM147 79L145 78V80H147ZM192 79H193V80H196V82H197L198 80H199V81H198L197 83L194 81V83H195V85H194L192 82L190 83V81H193ZM211 79H213V80H211ZM224 79H225V78H224ZM231 79H232V78H231ZM233 79H232V80H233ZM237 79H236V80H237ZM18 80H17V81H18ZM29 80H30V81H29ZM50 80H51V79H50ZM92 80H93V81H92ZM103 80H104V82H103ZM107 80H108V79H107ZM123 80H124V79H123ZM132 80H133V82H132ZM135 80H137V81H135ZM189 80H190V81H189ZM205 80H206V81H205ZM232 80H231V81H232ZM238 80H237V81H238ZM257 80H258V79L256 78L255 81H257ZM13 81H14V80H13ZM20 81H18V82L20 83ZM41 81H42V80H41ZM56 81H57V82H56ZM58 81H59V82H58ZM75 81H76V80H75ZM99 81H100V82H99ZM124 81H125V80H124ZM166 81H167V82H166ZM168 81H169V82H168ZM200 81H201V82H200ZM216 81H217V80H216ZM223 81H226V80H223ZM237 81H236V82H237ZM6 82H5V83L3 82V84L0 85V87H1V86H2V87H3V86L5 87V88H3L4 90H2L3 93H6V92H7V89L10 88V87L8 86L9 84L7 85ZM37 82H38V81H37ZM60 82H61V83H60ZM107 82H108V83H107ZM131 82L133 83V84H131L132 86L130 85ZM236 82L232 81V82H231V85H232V84L236 85ZM8 83H9V82H8ZM19 83H18V84H19ZM34 83H35V84H34ZM34 83H33V86L36 85V84H38V83H36V82H34ZM40 83L43 84V82H39V84H38L39 86H41ZM55 83H56L57 85H56ZM73 83H74V82H73ZM144 83H145V81H144ZM158 83H159V85H158ZM183 83H184V84H183ZM4 84H6V86H5ZM16 84H17V82H16ZM23 84H19L20 87L23 86ZM50 84H49V85H50ZM54 84H55V86H54ZM65 84H66V83H65ZM67 84H68V83H67ZM101 84H102V85H101ZM105 84H106V85H105ZM137 84L139 85V83H137ZM177 84H178V85H177ZM191 84H192L193 86H192V88L190 87L191 90L188 91L189 89H187V88H188L187 86H188V85L191 86ZM201 84H202V83H201ZM11 85H12V84H11ZM13 85H14V82H13ZM13 85H12V87H13ZM38 85H37V87H35L36 89H33V88H30V89H29V88H27L28 86H26V89H29V90H32V89H33V90L30 92V93H32L33 91L35 92V91L37 90V88H39L36 92H37V95H39V94L41 95L40 90H42V87H44V86L42 85L41 87H38ZM60 85H61V86H60ZM138 85H136V86L138 87ZM145 85H147V84H145ZM157 85H158V86H157ZM179 85H180V86H179ZM109 86H110V89H109V90H110L111 92H113V93L116 95L117 86H113V85H109ZM112 86H113V87H112ZM143 86H144V85H143ZM183 86H184V87H183ZM211 86H212V85H211ZM211 86H210V87H211ZM221 86H219V87H220L222 90H223V89H224V90L226 89V86H225L224 88L221 87ZM257 86H259V81H258ZM260 86H259V88H260ZM6 87H7V89H6ZM8 87H9V88H8ZM12 87H11V89H12ZM20 87H18V89H19ZM48 87H50V86H48ZM54 87H55V89H54V91H53V88H54ZM193 87H194V88H193ZM202 87H205V85H203ZM215 87H216V88H215ZM219 87H218V88H219ZM230 87H231V86H230ZM233 87H235V86H233ZM233 87H232V88H233ZM40 88H41V89H40ZM91 88H92V90H91ZM98 88H99V89H98ZM108 88H109V87H108ZM111 88H115L116 90H115V91H112L113 89H111ZM150 88H151V89H150ZM155 88H156V89H155ZM177 88H178V89H177ZM218 88H217V89H218ZM259 88L256 87V90L258 91L259 94L257 93V96H254V95H253L254 97H252V98H254V100H256L255 97L258 98L259 96H261L260 98H262V99L259 98L261 102H258V100H256V101H257V103H261V104H259V105H262V107H263L264 105H263V103H262V100H263V102H264V99H263V97H264L263 94H264V93H263V90H261V89L258 90ZM0 89H1V88H0ZM5 89H6V90H5ZM11 89H10L7 93H10ZM16 89H17V86H16ZM18 89H17V91H18ZM20 89H22V88H20ZM26 89H24V90H26ZM95 89H96V90H95ZM149 89H150V90H149ZM180 89H181V90H180ZM194 89L197 90V92L192 91V90H194ZM211 89L208 90V92H211ZM262 89H264V87H262ZM12 90H13V89H12ZM29 90H26L27 93H22V94H20V90L18 91L19 94H20V96L23 95L22 97H20L21 100L18 101V103L21 102L22 99H23L24 102H25V104H29V103L26 102V101H27V100H26V97H28V96L24 97L25 94H26V95L28 94V95H29L28 99H30V97H31L32 95L29 94V92H28ZM59 90H60V91L62 90V91L60 92L61 94L58 93ZM65 90L67 91V89H65ZM89 90H90V92H89ZM103 90H104V89H103ZM105 90H104L103 92H105ZM109 90H108V91H109ZM132 90H133V91H132ZM137 90H138V91H137ZM175 90H176V92H175ZM179 90H180V91H179ZM252 90H253L254 92H253ZM252 90H251L252 92L249 93L250 96H252L253 93L255 94V93L257 92V91L254 90V89H252ZM21 91H22V92H25V91H23V89H22ZM45 91H43V93H44ZM47 91H46V92H47ZM56 91H57V92H56ZM110 91H109V94H108V92H105V93L108 94L107 98H108L109 96H111V95H112L111 98L114 96V94L111 93ZM130 91H131V92H130ZM149 91H150V92H149ZM0 92H1V91H0ZM36 92H35V93H36ZM46 92H45L42 96L48 94V93H46ZM88 92H89V93H88ZM103 92H102V93H103ZM132 92H134V93H132ZM145 92H146V93H145ZM192 92H195V93H192ZM214 92H215V90H214ZM214 92H212V93H214ZM53 93H55V94H54L55 96H53ZM57 93H58L59 97H61V98L56 97V96H57ZM85 93H87V95L91 93V94L89 95L90 97L87 96V95H85ZM105 93H104V95H105V96H104V99H105V97H106V95H107V94H105ZM110 93H111V94H110ZM135 93H136V94H135ZM139 93H141V94H139ZM142 93H143V94H142ZM144 93H145V95L147 94V96H145ZM184 93H183V94H184ZM202 93H203V92H202ZM202 93H201V94H202ZM251 93H252V94H251ZM262 93H263V94H262ZM1 94H2V93H1ZM79 94H80V93H79ZM92 94H93V96H91ZM178 94H179V95H178ZM185 94H184V98H185V100H186V99L188 100V103H185V105H187V106L189 107V105H190L189 100H192V101H190V102H191L192 104H194V103H193V102H194V101H193L194 98H193L191 95H189V96H191L192 98L189 97L188 94H187V95H185ZM215 94H216V93H215ZM215 94H214V95H215ZM261 94H262V95H261ZM40 95H39V96H40ZM49 95H47L48 98H49ZM132 95H133V96H132ZM135 95H136V96H135ZM151 95H152V96H151ZM176 95H177V96H176ZM249 95H248V94H246V96L244 95V97H243L244 102H245V99H247L248 97H250ZM2 96H3V95H2ZM2 96L0 95V97H2ZM39 96H38V97H39ZM42 96H40V97L37 98V99H38V100L41 99ZM78 96H79V95H74L73 98H74V97L76 98V97H78ZM100 96H102V95H100ZM116 96H117V95H116ZM139 96H140V97H139ZM178 96H179V98H177V99H178L179 101H178V100L176 101L175 99H176V97H178ZM195 96H194V97H195ZM203 96H205V95L203 94ZM247 96H248V97H247ZM262 96H263V97H262ZM34 97H35V100H34L33 97L31 98V99H32L31 104H35V103H33V101H36V97H37L36 94H35ZM146 97H148V99H147ZM170 97H171V98H170ZM172 97H175V98L173 99ZM212 97H213V96H212ZM245 97H246V98H245ZM3 98H4V97H3ZM50 98H49V100H50ZM65 98H66V97H64V99H65ZM70 98H72V96H71ZM70 98H67V99L64 100V101H66V102H64L65 104H64V103L61 104L63 110H64V109H66V110L68 109L67 111L64 110L65 112L63 111L66 115L68 114L67 119H66V115H65V114L62 115V113H60V116H57V115L59 114L58 112H57V113H58V114H57L56 112H53V110H52V112L50 111V109H52L51 107H54V106H56V105H57L56 107H58L59 104H60L59 102H56L54 105L51 106L50 103H51L52 101H53V103H54V102H55L54 99H53V100H50L51 102L49 101V103H48V102H47L48 100H47V98H45V96H44V98H42V99H45V100H46V101H45V102H46V103H45L46 105H47V103L49 104V106H46V107H47V109H49V112L52 113V114H50L49 112H44L45 114H46V113H49V114H48L49 116L51 115L50 118H46V117H45L46 121H47V119H50L49 121H47V122L50 124V125H48V123H47V125L52 129V130L49 129V130H51V133H50L51 135H50V136H47V131H45L47 128H46V129H45V128H42L43 126L41 125V123L43 122V120H42V121H41V120L38 121V123L40 122L38 125H36V121H34L35 123L33 122V124H31L32 122L30 123V120H31V121L33 120V119H32V118H33L32 115H28L29 112H28V114H27V112H24V111H23L24 115H23V113H22V117L25 118L24 120H27V121H28V118H29L30 116L32 117V118H29L30 120L28 121V123H30L32 126H31L30 124H28L27 121H25V123H27V124H25L24 122L22 123V121H21V123L24 124V125H26V126H27V125H28V126L30 125L29 127L31 128V130H32V127H33V128H34L33 130H34L35 133H37L36 131H38L37 135H39V134L41 133V134L39 135V138H38L37 135H36V138H35V137H34V136H35V133H34V132L32 133V131H33V130H32V131H31L30 142H29V140H28V143H27L28 146L30 145V143H31V146H32V145L35 146V144L38 145L37 142L41 143V144L44 145V146L47 144L48 141H49L48 143H50V142H51L52 144L54 143V145H51V143H50V145L53 146L52 148H55V147L58 148V147H59V150H58L57 148L55 149V155H56V154H57V155L59 154V152L61 151L60 148L62 149V151L65 150V151H66V154L64 153L65 151H63V152L61 151V152L63 153V154L61 153V155H64V154H65L64 156L68 157V156L71 154L70 157L72 156V159H71V158H67V159H70L71 161H72L73 159H76V161H75V162H76V166H74V167H76V168H80V167H81L82 169H84V170H86V171H87L88 168H89V167H87L88 165L91 166L92 163H96V162H97V161H96V162H93V161H95L94 159H97V158H98V155H99L100 153H105V154L107 153V156H105V155L103 154L106 158H104V156H101L102 154L99 155L100 157H103V158H101V159L98 158V161H99V162H102L101 165H105L104 163L107 162L105 167H106V169L108 170V172L106 171L107 173H105V172L103 171L104 174H102V172L100 171L101 169L98 167V168L100 169V170H99V169L96 167V164H97V163H96V164H95L96 172L99 173V175H98L96 172H95V174L93 173V172L95 171V169L93 168L94 166H92V171H91V168L89 169V170L91 171V173H93V175H94L93 177H89L88 174H87L88 176L84 175V178H85V176H86L85 179L88 178L87 180L89 181V184L91 183L92 179L95 180V178H96L97 176H99V177L101 176V177H100L101 180L98 178L99 181H101V182H102V180L105 181L106 179H107L106 182L108 181L109 177L106 176V178H104V175H108L109 171H111V168H110V167H107V166H109V165H107V164H108V162H110L113 158L118 159V160L120 161V166H123V167L125 168V170H123V173L125 172V173H124V176H123V177H124V180H123V178H122L123 181H126V176H125V174H126V175H129V174H130L131 176H133V177L135 178V179L132 178V180H131V179L128 177V178H127V183H128V185L126 184V182H123V181L121 180V184L124 183V184H126L127 186H129L130 183H131V181H133V180L135 181V183H136V181H138L139 179H140V181H141L142 177H144V176L147 175V174H152L151 172H153V170H154V172H156V170L158 169L157 167H159L160 164H161V165H160V168H162V166H163L162 164H163V163H161V162L159 161V160H161V159H159V160L156 159V158H159V155H156V156H155V154H152V155L148 154V155H149L148 157H147V155H146L147 158L152 157V156L154 157L155 160L153 159V157H152V159H151L152 161L154 160L153 162L151 161L152 164H150L151 162H150V163L148 162V164H146V161H143V159H144L145 157H144V158L142 157L143 159H141V156L145 153V150L142 148V146H141L140 143L137 145L136 141H137L138 139H137L135 136H133V140H132V141L130 140L131 142H129V143H132V145H134L133 143H135L136 146L134 145L133 148L129 147L128 145H126V144L123 143V142H120L121 140H120V141H119L118 139L116 140V138H119V135L116 133V132H118L117 128L113 127V128H114V129H113L111 126L108 127L109 129L107 128V126H108L109 124L111 125L112 121H107L106 119L103 118V119L106 120V121H104V123H103V125H102V122H100V120H102V118H101L100 115L95 111V109L92 108L93 106H92L91 108L95 111L94 113H97V114H95V115H96L95 117H94L93 115H89V114H91L90 112L87 113V114L84 113V115H83L82 111L84 112V110L87 109L85 112H88V111H90V110H89L88 108H85V106H83V104L80 105V106H83V107H81V108H82L81 113H80V111H76V110H74V109H76L75 107H78V106H77V102H76L75 104H70V102H72V100H76V99H70ZM78 98H79V97H78ZM107 98H106V99H107ZM111 98H109V99H111ZM133 98H134V99H133ZM145 98H146L147 100H145ZM199 98H200V95H199V97L196 98V99H199ZM204 98L206 99V97H204ZM210 98H211V95H210V97H207V99H209V100H210ZM57 99H59V100H57ZM94 99H96V97H95ZM94 99H93L92 101H94ZM109 99H108V100H109ZM116 99H117V98H116ZM160 99L162 100V102L160 101ZM172 99H173V101L171 102ZM196 99H195V102L198 103V101H197ZM205 99H204V100H205ZM248 99H249V98H248ZM250 99H251V98H250ZM3 100H4V99H3ZM3 100H1L0 105L2 104V101H3ZM38 100H37V102H38ZM70 100H71V101H70ZM87 100H86V101H87ZM112 100H113V101H112ZM114 100H115L114 97H113V99L109 100L108 106H109V104L114 103ZM118 100H119V99H118ZM130 100H132V101H130ZM144 100H145V101H144ZM201 100H203V98H202ZM209 100L206 101V102H207V103H206V107H208L207 104H209ZM243 100H242L241 104H242V103L244 104ZM43 101H44V100H43ZM76 101H77V100H76ZM101 101H103V100H101ZM110 101H111V102H110ZM115 101H116V100H115ZM119 101H120V100H119ZM121 101H122V99H121ZM121 101H120V102H121ZM149 101H150V102H149ZM154 101H155V103H154ZM169 101H170V102H169ZM210 101H211V100H210ZM247 101H248V100H247ZM247 101H246V102H247ZM250 101L253 102V99L250 100ZM250 101H249V103H250ZM256 101H254V103H255V108L251 109V110H254V109H256V107H257V109L254 110L255 112H256L258 109H260V108H258V104L256 103ZM28 102H29V101H28ZM62 102H63V101H62ZM73 102H74V101H73ZM78 102H79V101H78ZM122 102H123V101H122ZM147 102H148V103H147ZM167 102H168V104H167ZM175 102H174V104H175ZM183 102H184V101H183ZM186 102H187V101H186ZM204 102H205V101H204ZM21 103H22V104H21ZM21 103H20V105H23V102H21ZM57 103H58V104H57ZM99 103H100V101H99ZM106 103H107V101H106ZM106 103H105V104H106ZM118 103H119V102H118ZM140 103H141V104H140ZM152 103L155 104V105L157 104V105H156V109H155V106H153ZM254 103H253V105H254ZM63 104H64V105H63ZM80 104H81V102H80ZM89 104L93 105L92 103H89ZM101 104H103V103L101 102ZM172 104H173V103H172ZM177 104H176V105H177ZM188 104H189V105H188ZM200 104H203V102H202V103L199 102V104H198V106L201 107L202 105H200ZM247 104H248V102H247ZM86 105L88 106V104H86ZM138 105H140V106H138ZM147 105H148V106H147ZM176 105H175V107H174V106H171V107H170V109L172 108V112H173V113H174V110L177 109V106H178V105H177V106H176ZM179 105H180V104H179ZM185 105H184V106H185ZM256 105H257V106H256ZM16 106L18 107V109H21V108H20L21 106H18V105H16ZM50 106H51V107H50ZM64 106H65V107H64ZM69 106H70V108H69ZM108 106H105V107H108ZM161 106H162V107H161ZM180 106H181V105H180ZM194 106H195V105H193V110H194ZM198 106H196V107H197V110H198ZM203 106H204V104H203ZM241 106H242V105H241ZM245 106H246V104H245ZM23 107H24V109L22 108V109H21V112H22V110H25V109H26V108H25V105H23ZM71 107H73V110L71 109ZM132 107H133V108H132ZM134 107H136V108H134ZM144 107H145V108H144ZM148 107H150V108H148ZM163 107H164L165 109H164ZM173 107H174L175 109H174ZM196 107H195V108H196ZM206 107H203V108H206ZM243 107H244V106H243ZM259 107H260V106H259ZM37 108H38V107H37ZM58 108H60V106H59ZM79 108H80V107H79ZM137 108H138L139 110H138ZM141 108H142V109H141ZM162 108H163V109H162ZM178 108H179V107H178ZM181 108H182V107H181ZM190 108L192 109V106H190ZM190 108H189V109H190ZM16 109H17V108L14 109V113H13L15 116H16L17 113L20 112V110L17 111ZM47 109H46V110H47ZM55 109H57V108H55ZM60 109H61V108H60ZM130 109H131V111H130ZM134 109H135L136 111H135ZM168 109H169V108H168ZM168 109H167V110H168ZM170 109H169V111H170ZM15 110H16L17 112H16ZM38 110H39V108H38ZM38 110H37L36 112H39V113L41 112V113H43L41 110H40V111H38ZM46 110H45V111H46ZM123 110H124V109H123ZM149 110H150V111H149ZM156 110H157V111H156ZM158 110H159V111H158ZM162 110H163V111H162ZM178 110H179V109H178ZM178 110H175V112L178 111ZM47 111H48V110H47ZM57 111H58V110H57ZM60 111H62V110H59V112H60ZM70 111H72V112H70ZM91 111H92V110H91ZM137 111H138V112H137ZM139 111H140V112L142 111V112L140 113ZM189 111H190V110H189ZM199 111H200V110H198V113H197V112H195V113L198 115V114H201V113L203 112V110H201V113H200ZM262 111H263V112H262ZM262 111H260V110L258 111V113H259V112L262 113V114L260 113L259 116H258V114H257V115L254 114V116H255L256 122L258 121L257 118H261V121H262V122H261V121H259V122H261V124H262V126H263V125H264V124H263V122H264V120H263V119H264V116H263V115H264V114H263V113H264V107H263V110H262ZM66 112H67V113H66ZM76 112H77V113H76ZM92 112H93V111H92ZM136 112H137V113H136ZM144 112H145V113H144ZM158 112L160 113V115H159ZM165 112H168V111H165ZM170 112H171V111H170ZM236 112H237V111H236ZM236 112H235V113H236ZM255 112H253V113H255ZM15 113H16V114H15ZM54 113H56V115H55ZM70 113H71V114H70ZM72 113H73V114H72ZM125 113H124V111H123V116H124V119H127V118L125 117V115H126ZM173 113H172V114L170 113V114H168V115H171V116H172ZM191 113H193V115H194L193 117H196V116H197V115H195L194 111H191ZM250 113H251V112L249 111V115H247V117H248V116L250 117L249 121L254 117V116H253V113H251V114H250ZM256 113H257V112H256ZM20 114H21V113H20ZM32 114H33V112H32ZM34 114H37V113L34 112ZM34 114H33V116H37V115H38V114H37V115H34ZM203 114H204V113H203ZM25 115H27L28 118H27ZM39 115H40V114H39ZM39 115H38V117H39ZM46 115H47V114H46ZM54 115H55V116H54ZM97 115H99V117H100L101 119H99V120H98V119H95V118L97 117ZM121 115H122V114H121ZM130 115H131V114H130ZM130 115H129V113H128L127 116L130 118ZM139 115H140V116H139ZM155 115H156V116H155ZM174 115H175V113H174ZM174 115H173V116H174ZM251 115H252V116H251ZM260 115H262L263 117L260 116ZM15 116H14V117H15ZM18 116H19V115H17L16 117H18ZM49 116H48V117H49ZM53 116H54V117H53ZM56 116H57V117H56ZM64 116H65V119H64ZM123 116H122V117H123ZM136 116H135V117H136ZM143 116H144V117H143ZM163 116H164V115H163ZM165 116H167V115L165 114ZM171 116H170V117H171ZM233 116L235 117V115H233ZM233 116H232V119H233ZM60 117H62L63 119H60ZM72 117H73V118H72ZM99 117H98V118H99ZM135 117H134V118H135ZM174 117H175V116H174ZM256 117H257V118H256ZM12 118H13V117H12ZM118 118H121V116L118 117ZM118 118H116V119L113 120V124H112V126L114 125V122L116 123V120H117ZM134 118H133L132 120H134ZM41 119H42V118H41ZM122 119H123V118H121V120H122ZM124 119H123V120H124ZM140 119H139V120H136V118H135V120H136L137 122H139ZM160 119H161V118H160ZM167 119H169V118H167ZM234 119H235V118H234ZM234 119H233V121H234ZM236 119H237V118H236ZM236 119H235V121H236ZM13 120L16 121L17 118H13ZM22 120H23V119H22ZM24 120H23V121H24ZM68 120H69V121H68ZM78 120H79V121H78ZM119 120H120V119H119ZM135 120H134V121H135ZM148 120H149V121H148ZM154 120H155V121H154ZM171 120H172V118H171ZM184 120H185V119H184ZM229 120H230V117H229ZM237 120H238V119H237ZM247 120H248V119H247ZM247 120H245V123H244L243 125L240 124V126H239V127H242V126H245V127H246V126H247L246 128L244 127L245 130L242 129L243 127L241 128V130L244 131V135L247 136V138L243 136V132H242V133L240 132V131H241L240 128H239V127H238L239 129L237 128L238 133L240 132V133L242 134V136L244 137L243 140L247 139V140H246L247 143H245V141H243V142L241 143V141H240V143H241L242 145H244V143L246 144V145H245V149H243L242 147H244V146H242V145L239 143V144H240V148H242L243 150H242V149L240 150V148H238L239 150H237V152L240 153V151H242L241 154L238 155L237 158L235 157V154H237V153H235L234 150H233V151H234V152H233L234 154H233V155L231 154L232 156H234V158H235V162H236L237 164L241 161V162L238 164V166L235 167V168L238 170V167L240 166L238 172L235 170V168H232V165H231V163H232V164L234 163V162H233V161H234V158H232L233 160H231L232 162H230V164H229V163H226V162H228L230 159H229V160L227 159V161H225L226 159L224 160V158H225L224 156H227L228 154H230V152H229L227 155H223V153L221 152V151H223V150L226 148L225 150H226V153H227V150H229V148H227V145H226L224 148L222 147L223 150H221V151H220V146H219V147L216 146V148L218 147L217 150L219 149V151H218L219 154H218V152L216 153V154H217V155H216V157H217L216 159L213 158L214 155H212L213 157H210V158H212L211 162H210V158L207 157V156H209V155L211 156V153L208 151V152H207V153H209V155H208V154H206V152H205V151L209 150L210 147H206L205 149H207V148H208V149L205 150V151H202V152H204V154H201V155L196 154V155H198V156H197V159H199V158H203L202 161H206L205 158H209L208 161H209L210 163H206V164L209 165L208 167H209L210 169H205V168H204L206 171H205V170L203 169V167L201 166V165H203L205 162L202 163V161H200V159H199V161H198V160H197V161H198V162H201V163H200L201 165H199V163H198V165H196V164H197V161H194V165H196V166L193 165V168H194V167L196 168L197 166H199V167L196 168V169H198V171H199V170H201V171L204 170L205 172H208V174L206 175L205 172L202 171L203 174H204V175H203V176H204V179L206 178V179H207V182H208V183H207V182H204V183H206V185L208 184L209 187H206L204 183H199L200 185H198V186L196 185V183H198V182H196V180H198V181L200 182V180H201L203 177L199 175L200 173L198 174V173L196 172V169L191 168V166H192L193 163L190 162V161H191L192 159L189 160V159L187 158L189 161H188L187 159H185V160H186L185 162H187V163L190 162V163H191V164H190L191 166H190V165H189V166L187 165V166L190 167V169H191V171H190L189 169H187L189 172L192 173L191 176L194 174L193 171H192V169H193L194 172H196L197 175H198L197 178H199V176H200V178H201V179L199 178L200 180H199V179H195V182H194V183H195L194 187L197 186L196 189L199 188V190H198L199 192L196 191V192H197L196 194H197L198 197L201 195V196L199 197L200 201H198L199 199H198V197L196 198V195H195V196H194V195H191V193H192L191 191H190V193H188L187 195L190 194V195H191V201L196 202V204L193 203V202H190V201H189L190 196H189L188 202H185V197H186V201H187V196H184L185 194H183L184 200H183V198H182L183 190H184L185 192H186L187 190H191L190 188H191L192 186H190L189 183L192 184L193 181L191 182L190 180H192V179L194 180V178H192V177H187L188 175H187L186 177H187L188 179L190 178V179H189L190 182L188 181V183H187V182H186V183L189 185L190 188L188 187V188H189V189H188V188H186V186H185V189H184V188H183V187H184L183 185H187V184H183V183H182V184H181V185H182V186H181L182 188H178V189H177V190L179 191V192H178V196H179V193L182 191V192H181V195L179 196V198L181 197V198H180L181 200H179V198L175 197L176 199L173 201V197L176 195L175 193H177V190H176V189H175V191H174V192H175V193H174V194H175L174 196H173V194H172L173 191L170 192V193L172 194V195H170L169 192L166 191V190L164 189V190L166 191V194H168V195H170V196L165 198V197L162 195V196L164 197L165 201H164V202L162 201L163 198H162V199H159V200L162 201L161 203H160V201H158L159 204H162L160 207L164 210V208H163V207H164V206H163V203H165V206L167 205V206L165 207V209H166L167 207L170 208V207H172L173 205H175L176 208H175V207H172L173 210H170V209L168 210L169 212L171 211V212H170L171 214L167 211L168 208L165 210V212H166L165 215L167 214L166 217L168 218L169 215L171 216V217H169L168 220H170V219L172 218V221L170 220L169 222H168V220L166 219V217H165L164 214H163L164 211L161 210L163 213H158V211L156 212L155 209H153L154 211L152 210L153 212L151 211V212H152V215H151V216H153L154 213H155V215H154V218L152 217L153 220L151 219V220H152V223H151V220H149V226L151 225L152 228L155 229V230H152V229H151V226H150V227L148 228L150 231L148 230L149 232H148L147 235H150L151 238H152L153 235L157 234V235L153 236V237H154L153 240L155 239V237L157 238V239L155 240V241H156V246H160V245H162V244L160 243V241H162V239L164 240V238H166V236L163 237V238H160L159 236H163V235H162V232H164V233H163L164 235L167 234V231H168L169 229L167 230L166 228L173 226V225L176 223V222L173 223V220H175L174 218L177 217V219H179V222H180V223H182V222L186 223V222L188 221L187 224L190 222V224L193 226V224H194L195 222H197L198 224H194V225H195V226L198 225L197 227H200V228L202 229V230L198 229V230L201 231V232L199 231L201 234H199L198 232H196V234H198V235H200V236L202 235V236H201V239H202V237H204V240H201V239L199 238L200 236L196 235V237L199 238V240L196 241V243H198V242H202V243H198V244H197V246H199V245L201 244L202 247L200 246L199 249H197V247H196V248H195V247L193 248L194 251H195V250H198L197 252H194V251H193V252H194L193 255L195 254V255H196V258H197L198 256H201V255H199V253L204 254V251H203V250H206V249H207V250H209L208 253H210L211 251H212V253H213V255H211V257L208 256V255H207L208 257H206V259H208V260H206V261H207V262H208V261H209V262L211 261V264H230V261H232L231 264H233V262H235V259H234L233 257H235V254H234V253L237 252V251L234 252V251H233L234 249H233L232 247H230L229 244H231V246H233L234 248H235V247H236V248L238 247V245L235 246V244H237V243H236V242H237L236 240L238 239L239 236L237 237L238 234H235L234 232H236V231L238 232V230L240 229V226H239V225L242 226L243 221H245V220H242V219H245V218H246V217L244 218V217H243L244 214H242V213H245V214H246V211H244L245 207H243L244 205H242V204H244V203H242L241 200L243 199L242 197L245 198V196L247 195V194H246V195L243 194V193H246L247 190H245V192L242 193V191H241L240 189L243 188V187H245V186L248 187V185H251V184H250L251 182H252V183L254 182L253 184H254L255 186H257V187H255V186H253V185L250 186V188L248 187L249 190H250V189H254V197L257 196V195H260V194L264 193V184H263V183H264V180L260 177L261 174L263 175V173H264V168H262V166H260L261 164H263V162H261V161H262V157H258V156L260 155V151L264 150V148H263V147H264V146H263V144H264V135L261 134L262 132H264V131H263V130H264V126H263V129L260 130L261 125H260V127H259V126L257 127V125H259V124H256V122H255L254 119H253L252 122H249L250 124L247 122ZM259 120H260V119H259ZM46 121H45V122H46ZM117 121H118V120H117ZM145 121H146V122H145ZM174 121H175V120H174ZM180 121H182V120H180ZM180 121H179V122L177 121V122H178V126L175 125V126H176V127H175L176 129H177V127L179 128V126H181V125H179V124H180ZM185 121H186V120H185ZM185 121L183 122L184 124L187 123V121H186V122H185ZM233 121H229V122H233ZM72 122H74V123H72ZM89 122H90V123H89ZM105 122H106L107 124H106ZM108 122H110V123L108 124ZM137 122H136V124H137ZM144 122H145V123H144ZM166 122H167V121H166ZM168 122H169L170 124H173V121H171V122L168 121ZM168 122H167V123H168ZM236 122H237V121H236ZM243 122H244V121L242 120L241 123H243ZM253 122H255V123H253ZM76 123H77V124H76ZM95 123H96V124H95ZM119 123H120V122H119ZM119 123H116V124H119ZM175 123H176V122H175ZM175 123H174V124H175ZM181 123H182V122H181ZM183 123H182V126H181V127H183ZM189 123H190V122H189ZM238 123H240V120H239ZM42 124H43V123H42ZM57 124H58V125H57ZM71 124H72V125H71ZM99 124H100L101 126H100ZM104 124H106V125L104 126ZM155 124H156V123H155ZM176 124H177V123H176ZM245 124H246V125H245ZM247 124H248V125H247ZM252 124H253V126H251ZM34 125H36L37 128H36ZM53 125H55V126H53ZM76 125H77V126H76ZM90 125H91V126H90ZM153 125H154V124H153ZM188 125H189V124L187 123V126H188ZM231 125H233V124H231ZM238 125H239V124H238ZM56 126H57V127H56ZM115 126H116V125H115ZM184 126H186V125H184ZM233 126L236 127V126H237V123H234ZM249 126H251V127H249ZM53 127H54V128H53ZM55 127H56V128H59V127H60V128H59V129H55ZM80 127H81V128H80ZM103 127H104V128H103ZM181 127H180V128H181ZM188 127H189V126H188ZM188 127H187V128H188ZM253 127H257V129L259 128L258 131H257L256 128H253ZM9 128L12 129V127H9ZM9 128H8V131H11ZM35 128H36V129H35ZM87 128H88V129H87ZM137 128H138V125H137ZM140 128H141V127H140ZM152 128H153V129H152ZM183 128L186 129L185 127H183ZM252 128H253V129H252ZM61 129H62V131L60 132ZM82 129H83V130H82ZM84 129H85V130H84ZM107 129H108L109 131H108ZM184 129L181 128L180 130H184ZM47 130H48V129H47ZM53 130H54V131H53ZM78 130H79V131H78ZM88 130H89V131H88ZM103 130H105V131H103ZM112 130H114V132H115L116 130H117V131L114 133ZM177 130H179V129H177ZM237 130H235V132H237ZM251 130H252V131H251ZM253 130H255V131H253ZM259 130H260V131H259ZM3 131H4L5 134H8L9 136H10V134L12 135V137H13V135H14V134H12V133L9 134V132L6 133L7 131H6V130H3V129L0 131V135L3 133ZM39 131H40V132H39ZM74 131H75V132H74ZM87 131H88V132H87ZM256 131H257V134H255ZM49 132H50V131H49ZM56 132H58V133H56ZM112 132L115 134L113 138H111V136L113 135ZM151 132H153V131H151ZM177 132H178V131H177ZM179 132H180V131H179ZM183 132H184V131H183ZM187 132H188V131L186 130L184 133H187ZM249 132H250V133H249ZM4 133H3V135L0 136V141H1V139H3L2 143H0V161H2L1 158H2L3 156H4V158H6L5 156L9 157V162H8V163L6 162V163H7V164L10 163L11 165H9V167H11V168H10V169H9V167H8V168L6 167V168H7L8 171L12 170L13 168L15 169V170H14L15 172H13V170L10 171L11 173H13V176H16V177H14L15 179H14V178H13V179H14L15 181H17V179H19L20 177H25L26 179H25V178H21V179H22L21 182H20V180H18V182H20V183H22V181H26V180H27V183L24 182V183H26V184L24 185V187H26V190H24L25 188L22 189V186H21V185H23V184H21V185L19 184V186H21L20 188H21L22 190H19V189H20V188H18L19 186H18V187H15L16 189L18 188V192H19L18 195H19L20 193H22L23 190H24V192H25V191H29V192H30V189L33 190V189H32V185H30V183L33 184L32 182H36V181H37V180H35V179L39 178L40 176H45V175H44V172H45V174H47V176H51V177L48 178V179L45 180V181L43 180V181H44L43 183H45V182L47 181L45 184H47V183L50 184V183H52V182L56 179V178H54V177H56V175H54V174H55L54 172H56V170L59 172V169L61 168V167L58 168V166H60V165H58L59 162H58V164L56 165V163H54L53 161H55L57 158L54 160V159H52L51 157H50V158H51V161L48 162L49 159L47 158V160H46V157L44 156L45 154L43 155V153H47L48 150L46 149V150H47L46 152L43 151V150H45V149H44V147H42L41 144H39V145H41V146H35L36 148H34V146H33V148H32V147L30 148V147H28V146L25 144V147H24V148L27 147L28 149H27V148H26V149H27L28 152L24 149L23 154L18 155V156H17V155L15 156V153L12 152V153L14 154V156L11 154L14 158L10 155V156L12 157V158H11L12 161L10 160V156H9L8 153H7V154L5 153L6 155H2V154H4L3 152L6 151V149H5V151H3V149H4L5 147L9 149V145H12V146H10V149H9V152H10V151H11V147L13 148V146H14V148L18 149V148H19V145H20V144L17 145L18 142H17V144H14V143H16V140H17V139L14 140V141H15L14 143L11 142V141H13V140L11 139V136H10L11 141H10L9 139L6 140V138H5L6 135H5ZM107 133H108V134H107ZM238 133H237V134H238ZM74 134H75V135H74ZM105 134H106V135H105ZM179 134H182V132L179 133ZM232 134H233V133H232ZM237 134H236V135H237ZM241 134H240L239 136H237V137L239 138V140H242V139H240ZM259 134L262 135V138H263V139L261 138V135H259ZM8 135H7V136H8ZM15 135H16V134H15ZM15 135H14V137L17 136V135L15 136ZM110 135H111V136H110ZM133 135H134V134H133ZM223 135L227 136V137H226V142L228 141V142H227L228 145H229V144L231 145V142L233 143V144L231 145V148L234 149L235 147L233 148L232 146H235L236 144H235V142H233L232 140H230V139H232V138H230V137H232V136H231L229 133H227V134H224V133H223L222 136H223ZM252 135H253V136H252ZM60 136H61V137H60ZM69 136H70V137H69ZM115 136H116V138H115ZM117 136H118V137H117ZM136 136H137V135H136ZM217 136H218V135H217ZM217 136H216L215 138H217ZM220 136H221V135H220ZM225 136H224V138H225ZM242 136H241V138H242ZM257 136H259L260 138L257 137ZM3 137L5 138V141H7V142H6L7 144L5 143V147H4V144H3V142H5ZM32 137L35 139V140H34L35 142H33V138H32ZM42 137H44L46 140H44V138H42ZM46 137H49V138L47 139ZM74 137H75L76 139H75ZM131 137H132V135H131ZM8 138H9V137H8ZM17 138H19V137L17 136ZM41 138H42L43 140H40V141H39V139H41ZM135 138H136V141H134ZM218 138H219V137H218ZM218 138H217V139H214V140H215V143H217L216 140H218ZM220 138H221V137H220ZM222 138H223V137H222ZM58 139L60 140L59 142H58ZM111 139H113V142H114V140L117 141V142H115V143H117V144H116V145H117V150H116V152L119 151V150H118L119 147H121V148L123 147L122 145H124V146H126V148L128 147V148L130 149V151H126L128 148L126 149V148L124 147V148H125V153H126L125 155H123L124 153L122 154V153L120 152V153L122 154V156L124 157V158H122V159H124L125 161H126V160H127V161L130 160L131 162L129 161V163H130L131 165H132V163H133V164L135 163L132 167L135 166L137 169L134 167L135 169H134L133 171H132L131 168H129V169H131V170H129L128 167H127V166H129V165L127 164V166H126V162H127V161L124 162V161L121 159V157L118 158V154H119V152H117V154H114V155H112V156L110 155V154H112L113 146H116L115 143H114V145L111 146V142H110ZM120 139H121V138H120ZM234 139H235V138L233 137V140H234ZM236 139H237V138H236ZM261 139H262L263 141H262ZM31 140H32V142H31ZM55 140H56V142H55ZM87 140H88V141H87ZM91 140H92V141H91ZM219 140H220V139H219ZM219 140H218V141H219ZM239 140H238V141H239ZM8 141H9V144H8ZM17 141H18V140H17ZM41 141H42V142H41ZM62 141H63V142H62ZM138 141H139V140H138ZM220 141H221V140H220ZM230 141H231V142H230ZM238 141L236 140V143H237ZM260 141H261V142H260ZM65 142H66V143H65ZM67 142H68V143H67ZM86 142H87V143H86ZM226 142H225V143H226ZM32 143H34V144H32ZM44 143H45V144H44ZM129 143H128V144H129ZM225 143H224V144H225ZM260 143H261V144H260ZM1 144H3V146H1ZM56 144H57V145H56ZM92 144H93V145H92ZM108 144H110V146H111V150H112L111 153H110L109 155H108V152L110 151V146H109ZM118 144H121V146L118 145ZM218 144H219V145H223V143L221 144L220 142H219ZM218 144H216V145H218ZM258 144H260V145H259V146H256V145H258ZM6 145H7V146H6ZM75 145H76V146H75ZM130 145H131V144H130ZM48 146H49V145H48ZM51 146H49V147H51ZM90 146H91V147H90ZM137 146H140L139 149L137 148ZM237 146L239 147L238 144L236 145V147H237ZM247 146H248V148H247ZM1 147H2V148H1ZM3 147H4V148H3ZM255 147H256V150H257L256 153H254L255 150H254V152H253V149H254ZM14 148H13V149H14ZM45 148H46V147H45ZM67 148H68V149H67ZM69 148H70V149H69ZM74 148H76V149H74ZM78 148H79V149H78ZM90 148H94V149H90ZM95 148H96L97 150H96ZM136 148H137V150H140V148H141L142 150H140V151H141V152L143 151V152H142L143 154H141L140 152L137 153V151H135ZM257 148H258V149H257ZM34 149H35V150H34ZM40 149H41V150H40ZM115 149H116V147H115ZM115 149H114V152H115ZM133 149H134V150H133ZM210 149H211V148H210ZM232 149H231L230 151H232ZM251 149H252V151H250ZM1 150H2V151H1ZM36 150H37V152H36ZM57 150H58V153L56 152ZM74 150H75V151H74ZM92 150H93V151L95 150L94 152H99V154H97V156H96L94 153H92ZM120 150H121V149H120ZM225 150H224L223 152H225ZM7 151H8V150H7ZM14 151H15V150H14ZM17 151H18V152H17ZM17 151H16V153L19 154V150H17ZM25 151H26V152H25ZM32 151H33V152H32ZM85 151H86V152H85ZM123 151H124V150H123ZM243 151H244V152H243ZM258 151H259V152H258ZM38 152H39V153H38ZM41 152H42V153H41ZM114 152H113V153H114ZM130 152H131V153H130ZM134 152H135L136 154H141V156H140V158H139V160H141L140 163H139V166H140V167L138 166V163H137V161H138V159L136 158L137 155L134 154ZM195 152L197 153V151H195ZM200 152H201V151H200ZM257 152H258V153H257ZM127 153H128V154H127ZM192 153H193V152H192ZM192 153H190V154H192ZM198 153H199V152H198ZM242 153H243V154H242ZM245 153H247V154H245ZM25 154H26V155H25ZM34 154H35V155H34ZM72 154H74V155H72ZM89 154H90V155H89ZM132 154H133V155H132ZM146 154H147V153H146ZM220 154H222V156H219ZM224 154H225V153H224ZM251 154H252V156L255 154V156L252 157ZM256 154H257V155L259 154V155L256 157ZM31 155H32V157H31ZM40 155H41V156H40ZM61 155H58V156L60 157ZM91 155H94V156H96V157H94V159H93V158H92L93 156H91ZM135 155H136V156H135ZM187 155H188V154H187ZM187 155H186V156H187ZM202 155H203V157H200V156H202ZM204 155H205L206 157H204ZM231 155H230V156H227V157H228V158H231ZM242 155H243V156H242ZM247 155H249V156H251V157H249V156H247ZM262 155H263V153H262ZM262 155H261V156H262ZM19 156H28V157L23 158V157H19ZM43 156H44V157H43ZM58 156H56V157H58ZM64 156H62V157H64ZM114 156H116V157H114ZM127 156H128V157H127ZM129 156H130V157H135V160H134V158H130ZM144 156H145V154H144ZM186 156H185V157H186ZM188 156H189V155H188ZM192 156H193V155H192ZM236 156H237V155H236ZM246 156H247L248 158H246ZM17 157H18L21 161H20L19 159H17ZM90 157L92 158L93 161H92V163L89 162V163L87 164V166H86L87 161L91 160ZM126 157H127V158H126ZM194 157H195V155H194ZM218 157H222V158L220 159V162H218V161H219ZM223 157H224V158H223ZM263 157H264V156H263ZM27 158H28V159H27ZM125 158H126V159H125ZM181 158H182V157H181ZM189 158H190V157H189ZM191 158H192V157H191ZM195 158H196V157H195ZM195 158H193V160H195ZM238 158H239V159H238ZM260 158H261V159H260ZM30 159H31V160H30ZM32 159H33V160H32ZM36 159H37V161H35ZM167 159H168V158H166V162H167V163L165 162V164H167V165L169 166V161H168ZM213 159H214V160H213ZM245 159H246L247 161H246ZM250 159H251V160L253 159L252 161L255 160V162H254V163H251V160H250ZM256 159H258L259 161L261 160V161L259 162V161L256 160ZM15 160H16V161H15ZM43 160H44L45 163H43ZM52 160H53V161H52ZM57 160H60V159H57ZM61 160H63V158H62ZM64 160H66L65 157H64ZM64 160H63V161H64ZM109 160H110V161H109ZM169 160H170V159H169ZM193 160H192V161H193ZM221 160L224 161L225 163H224V162H221ZM236 160H237V161H236ZM5 161H6V160H5ZM25 161H26V162H25ZM46 161H47V162H46ZM63 161H61V166H62V167H63V166L65 167L64 164H66V163L63 164ZM67 161H69V160H67ZM67 161H65V162H67ZM83 161H84V162H83ZM142 161H143V162H142ZM157 161L160 162V163L158 162L159 165H157V164H158ZM161 161H163V159H162ZM208 161H207V162H208ZM212 161H214V163H212ZM238 161H239V162H238ZM242 161H243V162H242ZM244 161H245V163H244ZM263 161H264V159H263ZM2 162H4V160H3ZM16 162H17V163H16ZM19 162H20V164H19ZM28 162H29V163H28ZM51 162L57 166V168L55 167L56 169L53 168V164L51 165ZM55 162H56V161H55ZM144 162H145V164H144ZM154 162H155V163H154ZM163 162H164V161H163ZM170 162H171V161H170ZM256 162H257V163H256ZM0 163H1V162H0ZM6 163H5V164H6ZM24 163H25V164H24ZM67 163H68V162H67ZM78 163H79V164H78ZM90 163H91V164H90ZM136 163H137V164H136ZM141 163H142L143 165H145V166H142ZM153 163H154V165H155L156 167L153 166L154 168L151 169V168H152L151 165H153ZM172 163H173V162H172ZM172 163H170V164H172ZM187 163H186V164H187ZM211 163H212V164H211ZM217 163H219V164L221 163L220 166H219ZM246 163H248V164H246ZM255 163H256L257 165H256ZM260 163H261V164H260ZM5 164L3 163V166H4ZM14 164H15V165H14ZM22 164H23V166H19V165H22ZM27 164H28V166H27ZM99 164H100V163H99ZM99 164H98V165H99ZM140 164H141V165H140ZM165 164H164V165H165ZM223 164H224V165H223ZM226 164H227V165H226ZM228 164H229V165H228ZM237 164H236V165H237ZM241 164H243V165H241ZM244 164H245V166H244ZM249 164H250V165H249ZM252 164H253L254 166H252ZM50 165H51L52 167H49ZM98 165H97V166H98ZM131 165H130L129 167H131ZM147 165H148L149 167H147ZM173 165H174V164H173ZM173 165H172V167H173ZM211 165H212V166H211ZM213 165H215L214 167L217 168L216 171L218 170V168L220 169V170H219V173H218V177H220V178L216 177V176H217V173H216V176H214V177H216V178L212 180L213 175H214V172H215L214 169H213ZM216 165H217L218 167H217ZM230 165H231V166H230ZM248 165H249V166H248ZM258 165H259V167L257 168ZM1 166H2V164L0 165V190H1V191H0V198H1V199H0V204H2V206L0 205V210H1V207H3V205H5V204H3V203H5L6 201L9 200V199H8V195H7V197H6V194H8V193L5 194V192H6V191L9 192V196H10V191H11L12 189H10V190H7V189H9V188H11V187H12V188L14 187L13 184L10 185V181H12V178H11V180L8 178L9 180L7 179V183H6V180H5L6 178H4V175H3V174L6 172L5 176H8V173H7L8 171H6V170H5L6 168L4 167V168H5V169H4L3 166H2V168H3V172H2ZM7 166H8V165H7ZM14 166H15V167H14ZM17 166H19V167H17ZM78 166H79V167H78ZM99 166H100V165H99ZM137 166L140 168L139 170H138V167H137ZM150 166H151V167H150ZM168 166H166V167H168ZM200 166L202 167L201 169H199ZM204 166H206V165L204 164ZM210 166H211L212 168H211ZM224 166H225V167H224ZM228 166H229V167H228ZM234 166H235V165L233 164V167H234ZM243 166L245 167V169H244ZM16 167H17V168H16ZM21 167H23V169H22ZM100 167H103V166H100ZM164 167H165V166H164ZM169 167H171V165H170ZM172 167L169 168V172H170V170L172 169ZM208 167L206 166V168H208ZM241 167H243V168H241ZM251 167L253 168V170H250ZM260 167H261V168H260ZM24 168L26 169V171L28 170L29 172H28V171L26 172V171L24 170ZM27 168H29V169H27ZM49 168H50V169H49ZM51 168H52L53 170H55V171L53 172V170H52ZM148 168H150V169H148ZM156 168H157V169H156ZM222 168L224 169V172H225V173L219 175L220 172L222 173V171H223ZM227 168H230V169L225 170V169H227ZM252 168H251V169H252ZM259 168H260V170H258ZM106 169L104 168V170H106ZM146 169H147V170H146ZM166 169H168V168H166ZM166 169H164V170L167 171ZM212 169H213V170H212ZM246 169H247V170H246ZM255 169H257L258 171H257V172H254ZM261 169H263V171H262ZM22 170H23V171H22ZM93 170H94V171H93ZM128 170H129V171H128ZM135 170H136V171H135ZM137 170H138V171H137ZM211 170H212V171H211ZM229 170H230V171L233 170V171H235V172H234V173L232 172V173H233V174H232ZM242 170H243V171H242ZM245 170H246V171H245ZM249 170H250V171H249ZM4 171H5V172H4ZM49 171H50V173H49ZM51 171H52V172H51ZM99 171H100V172H99ZM130 171H131V173H129ZM150 171H151V172H150ZM159 171H160V169H159ZM159 171H157L158 173L156 172L157 174H156V173H155V174L157 175V177L162 176L161 178H163V181H162V185H161V186H164L163 183L165 184V182H166V184H165L166 186L169 185V184H167V182L169 183V182H171V181H170V179L167 180L168 178H167V176H166V173H167L168 171H167L166 173H164L165 171L163 172L162 169H161L162 173H164V174L159 173ZM161 171H160V172H161ZM201 171H199V172H201ZM241 171H242L243 173L246 172V174H243ZM251 171H252L254 174H256V175H257V173H258V176L260 177V178L257 177L259 180L256 178V180H258V181H256V180L254 179V178L256 177V175H254V177H251V174H250V173H252ZM255 171H256V170H255ZM19 172H20V173H19ZM25 172H26V174H25ZM47 172H48V173H47ZM58 172H57V173H58ZM154 172H153V174H154ZM169 172H168V173H169ZM172 172H173V171H172ZM172 172H170V173L168 174V177H170V175L173 174ZM189 172H188V173H189ZM239 172H240V173H239ZM259 172H260L261 174H260ZM262 172H263V173H262ZM16 173H17V174H16ZM23 173H24V174H23ZM41 173H42V174H41ZM57 173H56V174H57ZM134 173H135L136 175H135ZM171 173H172V174H171ZM196 173H195V175H196ZM211 173H212L213 175H212ZM226 173H228V174H226ZM247 173H249V176L247 175ZM253 173H252V174H253ZM14 174H15V175H14ZM28 174H30L31 176L28 175ZM51 174H53L54 176L51 175ZM59 174H60V172H59ZM96 174H97V175H96ZM132 174H133V175H132ZM137 174H139L138 177H135V176H137ZM231 174H232V175H231ZM236 174H238V175H236ZM242 174L245 175V176H242ZM21 175H22V176H21ZM24 175H25V176H24ZM26 175H27V176H30V177H28V179H27V176H26ZM38 175H39V177H38ZM95 175H96V176H95ZM134 175H135V176H134ZM156 175H155V176L152 175L153 177H152L151 175H150V176L147 175V176H148L149 178H150V177H151V178H155ZM159 175H160V176H159ZM164 175L166 176V178H165L166 181H164V177H165ZM174 175H176V174H174ZM174 175H172V176H173V179H172L173 181H175V179H177V178H176L177 176L175 177ZM177 175H178V174H177ZM195 175H193V177H195ZM197 175H196V176H197ZM228 175H229V176L231 175L232 177H233V175H234L235 178L229 177ZM1 176H2V177H1ZM47 176H46V177H47ZM131 176H130V177H131ZM141 176H142V177H141ZM163 176H164V177H163ZM226 176H227L228 178H227ZM236 176H237V177H236ZM247 176H248V177H247ZM252 176H253V175H252ZM8 177H9V176H8ZM10 177H11V176H10ZM34 177H35V178H34ZM58 177H60V175L57 176V178H58ZM62 177H63V176H62ZM62 177H60V178L62 179ZM64 177H65V176H64ZM64 177H63V181H64V179L66 178V177H65V178H64ZM107 177H108V178H107ZM148 177L145 176V178H144L145 181H143L144 179H142L143 183H144V182H147L148 180L151 179V178H150V179L147 180L146 178H148ZM174 177H175V179H174ZM241 177H242L243 179H242ZM244 177H245V179H244ZM246 177L248 178V180H246ZM263 177H264V176H263ZM32 178H33V181L29 183V180H32ZM41 178H42V177H40V179H41ZM52 178H53L54 180H52ZM71 178H73V177H71ZM91 178H92V179H91ZM230 178H231V179H234V181H236L235 183H236V184L238 183L237 185H240V186L242 185V187L238 186L240 189H237L238 187L236 186V184H235L234 182L232 183L233 180H231ZM237 178H240V179L237 180ZM249 178H251L252 180H250ZM40 179H38V181H40ZM61 179H60V180H61ZM67 179H68V178H67ZM73 179H74V178H73ZM73 179H72V180H73ZM90 179H91V180H90ZM104 179H105V180H104ZM129 179H130L131 181H130ZM137 179H138V180H137ZM217 179H218L219 181H218ZM220 179L222 180L221 183H220ZM260 179H261L263 182H261ZM4 180H5V181H4ZM58 180H59V179H58ZM87 180H83V181H87ZM210 180L212 181V184H211ZM240 180H241V181H240ZM38 181H37V182H38ZM61 181H62V180H61ZM69 181H70V180H69ZM96 181H97V178H96L94 184L92 183L93 187H92V185H90V186L92 187V188H91V187H90V188H91V189H94V185L97 187V186H99V185L102 186V185L104 184V185L102 186V188H101V189L103 190V187L105 186L106 182H104V183L102 184L101 182L96 183ZM109 181H110V180H109ZM109 181L107 182V185L104 187V188H105V191H103V192L106 193V194H103L102 191H101V192H102V193H101L99 190H97V188H95V191H93V192H96L97 194L100 192V196H101V194L106 195V196H105V197H106V200H102V201H105V202H106L107 199H108L109 201H107L106 203L103 202L104 204L101 203V201H100V202H99L100 204L98 203L99 205H98V206L95 205V207L92 206V207H94V208L92 209V207H87V206H86L87 204H89V202H87V199L90 200V196L88 195L87 197H89V198L86 197V199H84V204L87 203V204H85V211H87L86 213H84L85 215H88V211H89V212H91V213L94 212V214H93V213H92V214L89 213V216H90V215H91V216H92V215L97 216L98 212H99V211H102L104 207H105V208H104L105 211L103 210V212H104L105 214H107V213H106V212H107L106 209H108L109 207L111 208V206H112V205H111V202H112V204L116 203V201H117V193H118V190H122V191H123L124 189H121V188L119 189V187H121V186H119V187L117 186L118 189H115V190H117V191L115 192L114 188H117V187H115L116 185H115V186L112 185L113 183H111V182H109ZM129 181H130V182H129ZM142 181H141V182L138 181L137 183H142ZM185 181H187V180L185 179ZM185 181H184V183H185ZM214 181H215V182L217 181V183H215ZM238 181H240V183H239ZM247 181H249L248 184L246 183ZM255 181H256V182H255ZM12 182H14V181H12ZM49 182H50V183H49ZM55 182H56V183H55ZM55 182H53V183H54V185H56L58 188H60V187L62 186V185L60 184V183H62V182L59 181V182H60L59 185H58V182H57V181H55ZM92 182H93V181H92ZM148 182H149V181H148ZM148 182H147V183H148ZM151 182H153L152 179H151L150 183H151ZM209 182H210L211 186H214V187H212L214 190L211 188ZM223 182H225V183H223ZM244 182H245V183H244ZM258 182H260V184H259ZM4 183H5V184H4ZM8 183H9V185H10L11 187L8 186ZM38 183H40V182H38ZM41 183H42V179H41ZM43 183H42V184H43ZM53 183H52V184H53ZM63 183H64V182H63ZM63 183H62V184H63ZM108 183H110L111 185L108 184ZM137 183L134 184V182H133L134 185L132 186V184H131L132 188H130L131 186H129V188L131 189L130 191L136 193V192L133 191L132 189H134L135 186H141V184H138V185H137ZM143 183H142V186H143V185H144V186H145V185H148V184H146V183H144V184H143ZM150 183H149V184H150ZM173 183H174V182H173ZM173 183L171 182L172 185H173ZM241 183H242V184H241ZM256 183H257L258 185H257ZM261 183H262V184H261ZM28 184H29V185H28ZM97 184H98V185H97ZM101 184H102V185H101ZM152 184H153V183H152ZM171 184H170V185H171ZM174 184H176V186H177V184H178V180H176V182H175ZM214 184H216V186H215ZM231 184H232V185H231ZM233 184H235V185L233 186ZM246 184H247V185H246ZM14 185H15V184H14ZM33 185H34V186H38V185H36L35 183H34ZM40 185H41V184H40ZM60 185H61V186H60ZM126 185H123V186H126ZM172 185H171V187H169V186H167V187H169V189H170V188H172V189L176 188V186H175V187L173 186V187H174V188H173ZM188 185H187V186H188ZM220 185H221V186H220ZM228 185H229V186H228ZM16 186H17V182H16ZM27 186H29V187H28V188H29L28 190H27ZM34 186H33V187H34ZM100 186L98 187V189L100 188ZM123 186H122V188H125V187H123ZM142 186H141L140 189H142ZM144 186H143V187H144ZM200 186H203V187H200ZM62 187H63V186H62ZM62 187L60 188V191H61ZM133 187H134V188H133ZM177 187H178V186H177ZM194 187H193V188H194ZM228 187H229L228 190H224V189H226V188H228ZM231 187H232V188H231ZM235 187H236V190H234ZM246 187L243 188V190H244V189H247ZM251 187H252V188H251ZM253 187H254V188H253ZM261 187H262V188H261ZM15 188H14L13 191L16 190ZM36 188H37V187H36ZM162 188H163V187L160 188L161 191H162ZM164 188H165V187H164ZM193 188H192V191L194 192L196 189H195V188L193 189ZM203 188H204V189H203ZM208 188H209V191H208ZM210 188H211V189H210ZM223 188H224V189H223ZM256 188H257V189H256ZM2 189H4V190H2ZM125 189H126V188H125ZM127 189H128V188H127ZM135 189H136V188H135ZM135 189H134V190H135ZM167 189H168V188H167ZM169 189H168V190H169ZM180 189H181V191H180ZM201 189H202V190H201ZM216 189H217V190H216ZM221 189H222V190H221ZM137 190H138V188H137ZM137 190H136V191H137ZM164 190H163V191H164ZM200 190H201V191H200ZM212 190H213V191H212ZM232 190L234 191V193H233ZM238 190H240L239 192H240V194H242V197L240 196L242 199L239 197V195L237 196V193L239 194ZM259 190H260V191H259ZM262 190H263V191H262ZM13 191H11V192H13ZM20 191H21V192H20ZM58 191H59V190H58ZM112 191H113L116 195H115L114 193H112ZM139 191H140V192H139ZM139 191H138V192H139V194H140V193H141V190H139ZM165 191H164V193H165ZM170 191H171V189H170ZM205 191H207L206 194H205ZM211 191H212V193H210ZM219 191H220V192H219ZM226 191H227V192H226ZM230 191H231V192H230ZM235 191H236V192H235ZM257 191H258V193H257ZM261 191H262V192H261ZM2 192H4V193H2ZM24 192H23V195H25ZM61 192H62V191H61ZM167 192H168V193H167ZM201 192H203L206 196H204V194L201 193ZM224 192H226V193H224ZM252 192H253V190H252ZM255 192L257 193V195H255V194H256ZM260 192H261V193H260ZM26 193H27V192H26ZM30 193H31V192H30ZM119 193H120V191H119ZM231 193H232V194H231ZM13 194H15V192H13ZM107 194H108V195H107ZM129 194H131V193L129 192ZM136 194H137V193H136ZM194 194H195V193H194ZM199 194H200V195H199ZM209 194H211V195H209ZM248 194L253 195V194H251L249 191H248ZM16 195H17V193H16ZM103 195L100 197V199H102V197H104ZM121 195H122V194H121ZM164 195H165V194H164ZM168 195H167V196H168ZM216 195H217V196H216ZM221 195H222V196H221ZM243 195H244V196H243ZM21 196H22V195H21ZM26 196L29 198V196H28L27 194H26ZM26 196H22V197H24V200H25V201H26V199H27ZM96 196L99 197L98 195L95 194V195H94V198H95ZM171 196H173V197H171ZM192 196H194L197 200H196V199L192 200V199H193ZM226 196H227V197L229 196V197L227 198ZM248 196H249V195H248ZM19 197H20V196H19ZM22 197H21V198H22ZM97 197H96L95 200L99 199V198H97ZM235 197H236V198H235ZM2 198H3V199H2ZM9 198H10V197H9ZM16 198H18V197H16ZM119 198H120V200H121L120 194H119ZM167 198H168V199H167ZM169 198H171V199L169 200ZM220 198H221V199H220ZM238 198H239V199H238ZM247 198H248V197H247ZM256 198H257V197H256ZM258 198H260V196H258ZM258 198H257V199H258ZM7 199H8V200H7ZM11 199H13V197H12ZM92 199H93V196L91 197V201H92ZM100 199H99V200H100ZM104 199H105V198H104ZM110 199H111V200H115V199H116V201H111ZM211 199H212V200H211ZM214 199H215V201L213 202ZM216 199L218 200V203H219L218 205L216 204ZM223 199H225V200L228 199V200L225 201V200H223ZM236 199H237V201H236ZM240 199H241V200H240ZM249 199H250V198H249ZM262 199H264V194H263V197H261V199H260L261 201H260V202H262ZM4 200H5V201H4ZM14 200H15V202L17 203L18 200L16 201L15 197H14ZM14 200H13V204H14ZM24 200H23V202L26 204V202H27L28 200H27L26 202H25ZM89 200H88V201H89ZM93 200H94V199H93ZM95 200H94V201H95ZM120 200H119V202L121 203ZM176 200H177V201H176ZM178 200H179V201H178ZM209 200H210V201H209ZM220 200H221L222 202H227L228 204H226V203H222ZM231 200H234V202H235V201H236V202H235L234 204H231V203H233ZM239 200H240L241 203H239ZM258 200H259V199H258ZM2 201H3V202H2ZM94 201H93V202H94ZM110 201H111V202H110ZM167 201H168V202H167ZM170 201H171V202H170ZM182 201H184V202H182ZM244 201H245V206H246V204H248V203L246 202V201H248V199H244L243 202H244ZM19 202H20V203H18V204H23L22 199H19ZM109 202H110V204H109ZM203 202H204V203H203ZM210 202H211V203H210ZM263 202H264V200H263ZM7 203H8V202H7ZM7 203H6V204H7ZM11 203H12V200H11ZM11 203H10V204H7L6 206H4V208H5V210H6V211H5V214H6V212H8L9 208L12 207V206L10 207ZM16 203H15V205H16ZM27 203H30V202H27ZM91 203H92V202H91ZM158 203H157V204H158ZM182 203H183V204H182ZM199 203H200V204H199ZM205 203H206V204H205ZM238 203H239L238 206L240 207V206L242 205L241 207H243V209H238V210H237V209H235L236 207L234 208V205L236 204V206H237ZM118 204H119V203H118ZM159 204H158V205H159ZM207 204H208V206H207ZM210 204H212V205H210ZM214 204H215L216 206H215ZM223 204H225L226 207H224L225 205L223 206ZM240 204H241V205H240ZM263 204H264V203H263ZM15 205L13 206V208H17V211H16V209H15L16 213L18 212L17 216H19V214L25 216V215L29 212V211L27 210V209H29V208H26V214H23L24 211H22V212L20 213V211L18 210V209H20V210L23 209V210H24V207H25L27 204H26V205H23V206H21V205L19 206V205H18L19 208L16 207ZM28 205H29V204H28ZM28 205H27V206H28ZM109 205H110V206H109ZM219 205H220V206H219ZM100 206H102V207H100ZM107 206H109V207H107ZM113 206H114V207H112L113 209H115V207H117V208L114 210L115 213H116V212L119 210L118 205L116 204V205H113ZM162 206H163V207H162ZM185 206H186V207H185ZM211 206H213V207H211ZM217 206H218V207H217ZM228 206H229L230 208H229ZM232 206H233V207H232ZM238 206H237V208H238ZM20 207H23V208H20ZM29 207H30V205H29ZM50 207H51V205L48 206L47 208L51 209ZM119 207H121V204H120ZM223 207H224V208H223ZM227 207H228V208H227ZM247 207H248V208L245 209V210H248L250 206L247 205ZM262 207H263V206H262ZM13 208H12V209H13ZM96 208H99L98 211L95 210L97 213H95V211H94V209H96ZM100 208H102V210H101ZM161 208H160V209H161ZM177 208H178V209H177ZM220 208H222V209H220ZM232 208H234L233 211L237 210L236 212H239V211L241 212V210L244 211V212L242 211V213H241L240 215H239L240 212L237 213V214H235L236 212H234L235 215H238L239 219L242 218V219H241V220H242V223H241V222L235 223L236 226H235L234 223H233V224H234V225H233L232 222H235V221H236V218H238V217L235 216V218H231V217H232L231 215H230L231 217H229V213H230L231 211H227V210H226V209L231 210ZM250 208H251V207H250ZM113 209H110V211H111V210L113 211ZM120 209L122 210L123 208H120ZM156 209L158 210L159 207L156 208ZM205 209H206L208 212H207ZM219 209H220V210H219ZM257 209H258V208H257ZM257 209H255V210H257ZM259 209H260V208H259ZM259 209H258L257 211H259ZM3 210H4V209H3ZM3 210H2V211H3ZM13 210H14V209H13ZM13 210L11 211V209H10L9 211H11V212L13 213ZM121 210H120V211H121ZM124 210H125V209H124ZM150 210H151V209H150ZM175 210H176L177 212H176ZM178 210H179V211H178ZM223 210H224V211H223ZM255 210H253L252 212H254ZM262 210H263V209H261V211H262ZM27 211H28V212H27ZM112 211H111V212H112ZM120 211H118V212H117L118 214L116 213V215H122L123 213L125 214V212H122V211H121L122 214H120ZM161 211H159V212H161ZM174 211H175V214L173 215V216H174V217H173L172 214L174 213ZM221 211L223 212V214H221ZM233 211H232V212H233ZM261 211H260V212H261ZM103 212H99V214H100L99 216H100V217H101V213L104 214ZM141 212H142L141 214L144 215V213H143L144 211H143L142 209H141ZM179 212H180V213H179ZM196 212H197V214H196ZM204 212H205V213H204ZM232 212H231V214H232ZM260 212H258V213L260 214ZM263 212H264V211H262V213H263ZM8 213L10 214V212H8ZM8 213H7V214H8ZM14 213H15V212H14ZM113 213H114V212L111 213V216L115 214V213H114V214H113ZM149 213H150V211H149ZM149 213H147V215H148ZM157 213H158V215H157ZM209 213H210V215H209ZM214 213H215L216 215H215ZM227 213H228V216H226ZM256 213H257V212H255V214H256ZM258 213H257L256 215H259ZM262 213H261V214H262ZM105 214H104L103 216H106ZM168 214H169V215H168ZM176 214H177V215H176ZM181 214H182V215H181ZM188 214H189V215H188ZM234 214H233V216H234ZM116 215H114V216L116 217ZM192 215H193L194 217H193ZM241 215H243V216L241 217ZM256 215H255V216H256ZM2 216H3V215H2ZM2 216H1V217H2ZM10 216H11V214H10ZM103 216H102L101 218H103ZM107 216H108V217H106V220H105L106 222H107L108 220H110V219H109V213L107 214ZM124 216H125V215H124ZM141 216H142V215H141ZM148 216L151 218L150 214H149ZM187 216H188V217H187ZM208 216H210V217H208ZM219 216H220V217H219ZM246 216H247V215H246ZM255 216H254V217H255ZM262 216H263V215H262ZM262 216H261V217H262ZM1 217H0V218H1ZM5 217H6V215H5ZM8 217H9V215H8ZM37 217H38V216H37ZM40 217H41V216H40ZM45 217H46V216H44V218H45ZM115 217H112V218H114V221H115V219H117V217H116V218H115ZM142 217H143V216H142ZM157 217H158V219H157ZM254 217H252V218H254ZM258 217L260 218V216H258ZM11 218H12V216H11ZM13 218H14V217H13ZM38 218H39V217H38ZM107 218H108V219H107ZM112 218H111V221H110V222H112ZM145 218H146V220L148 219V217H145ZM197 218H198V219H197ZM204 218H205V219H204ZM247 218H248V216H247ZM247 218H246V220H248ZM252 218H251V220H248V221H252V222H248V221H246V223L244 222V224H245L246 226H247V223H248V226H250V227H248V226L245 227V225L243 224L244 227H241V229L244 228V229H242V230H244V232L241 230V235H242V233H243V234H244V233H247V234H249V236L251 235V237H250V238H251V241H252V240L254 241V238H255L256 240H257V238H259V237H258V236L260 235L259 232H261V231H260V229H258V228H259V226L257 225L258 223H256V221L258 222L259 218L257 219V218L255 217V219H256V220L254 219L255 221L252 220ZM3 219H4V218H3ZM35 219H36L37 221L40 220V222L43 224V225H41V223H40V227L38 226L39 229H40V228L42 229V227H45V226H47V227H49V228L51 227V226H48L47 224L45 225V223H47L46 221H45V223L41 221V220H43V218H42V219H41V218H40V219H37V218L35 217ZM45 219H46V218H45ZM140 219H141V217H140ZM156 219H157V220H156ZM164 219L167 221V225L165 224V222H164L165 220H164ZM177 219H176V220H177ZM232 219H234V221H233ZM239 219H238V220H239ZM1 220H2V218L0 219V222H3L5 219L2 220V221H1ZM8 220H9V219H8ZM13 220H14V219H12V222H13ZM18 220H20L19 217H18V219H16L15 221H18ZM46 220H47V219H46ZM103 220H104V218H103ZM117 220H118V219H117ZM141 220H142V219H141ZM143 220H145L144 217H143ZM143 220H142V222H141L140 220H137V221H138L137 223H138L139 226L141 225L140 222L142 223V225L145 223V221L143 222ZM206 220H207V221H206ZM5 221H7V218H6ZM5 221H4V223H5ZM15 221H14V222H15ZM24 221H25V220H24ZM43 221H44V220H43ZM101 221H102V220H101ZM139 221H140V222H139ZM154 221H155V222H154ZM160 221H162V222H161V223H162L161 225H164V224H165L166 226H161V225H160ZM192 221H193V222H192ZM223 221H224V222H223ZM239 221H240V220H239ZM253 221H254V223H253ZM22 222H23V221H22ZM103 222H104V221H103ZM108 222H109V221H108ZM108 222H107V223H108ZM115 222H116V221H115ZM115 222H114V223H115ZM146 222L148 223V221H146ZM170 222H172L173 224H170L171 226H168V224H169ZM221 222H223V223H221ZM228 222H229V223H228ZM15 223H17V222H15ZM15 223H13V225H14ZM23 223H26V222H23ZM112 223H113V222H112ZM155 223H156V224H155ZM208 223H209V224H208ZM214 223H215V224H214ZM224 223L227 225V227H229V225H232L231 228H234V227H235V228H237V230H236V229H234V231L231 230V229L229 230V228L225 227V224H224ZM2 224H3V223H0V236H3L2 234H4V235H5V234H8V235L10 236V234L12 233L11 230L13 231V233L15 232L12 228H13L16 224H15L14 226H12V228H11V227H10V226L12 225L11 223H10V225H9V223H5L6 226H7V224H8L9 227L11 228V229H10V228L7 226V228L9 229V231H10L11 233H9V231H8V232H7V231L4 232V231H3V228H5V227H4V225H2ZM28 224H31V222H28V221H27L26 225H28ZM118 224H120V223H116L115 225H117V227H118ZM178 224H179V223H177V225H178ZM187 224H183V227H184V226L186 227ZM190 224H189V225H190ZM211 224H212L213 226H212ZM217 224H220V228L224 226L226 229H228V230H229V231L227 230L228 233L225 232L226 230H225L224 228H223V229H224L225 231L220 232L221 234H220L219 232H215V231H217L218 229H220V228H218L219 225L217 226ZM237 224H238V225H237ZM254 224H255L256 227L254 226ZM44 225H45V226H44ZM110 225L116 227V226L113 225V224H110ZM138 225H137V226H138ZM142 225H141V226H142ZM146 225H148V224H146ZM154 225H156V226H154ZM175 225H176V224H175ZM177 225H176V226H177ZM181 225H182V224H181ZM181 225H180V227H181ZM207 225H208V226H207ZM214 225H216V226H214ZM221 225H222V226H221ZM259 225H260V223H259ZM32 226H33V225H32ZM41 226H42V227H41ZM139 226H138V227H139ZM159 226H160V227H159ZM192 226H187L186 229H192V228H193ZM201 226H202V227H201ZM209 226H210L211 228H209ZM257 226H258V227H257ZM30 227H31V226H29V227L27 226L28 231H29V232L27 231V233H29L30 235H35V239L33 238L34 236H33V237H30L29 234H28V235L26 234L25 237H24V236H23V237H24V240H25V238L29 237V239H30V243L33 245V247L31 246L30 243H26V240H27V239H26L25 242H24V241H21L22 244L25 243V244L21 245V249H22V250H21L20 248H18V246H19L18 244H20V241H18L17 244H15V243H16L15 240H21V238H23V237H22V236H19L20 238L18 237L19 239H16V237L13 238V236H14V234H13L12 238L15 239V240H14V243H13V241H12V239H11V236H10V238H8V237H7L8 235H7L6 238H7V239H11L10 241H11L12 243L10 244V241L8 240L10 246L6 244L7 247H5V249H7V248H8V249H7V250H3L4 247L2 246V245H3L2 243H4V241L1 242L2 239L0 238V239H1V240H0V242H1V244H0V246H1L0 249H2V250H0V251H1L0 253H2V254L0 255V257L2 258V259L0 258V262H1L0 264H2V263H3V264H5V263H6V264H13V262L16 263L17 261H18L17 264H30V263H29V261H30V260H29V257H30V259H31V257H33V256L31 255V256H29V257L27 258L25 252H27V256H28L29 254L33 253V252H31L30 250H33V249L35 250L36 248H38V249H41V251L44 253V251H45L44 248L47 246L46 244H48V243H47L48 240H49V241H50V239L52 240V237H53V244H55V243H56L55 241H57V240L60 241L61 239L63 240V239L66 238V237L63 238L64 234L67 235L68 232H69L68 236H70V233H72V235L70 236V237L72 238L73 235H75L77 232H80V230H82L83 227H84V229L86 228V226H83V227L81 226L82 229L79 228L78 231H77V230L74 231V232H76V233H73V230H72V231H69V230H68V232L66 231V233H64L63 235H61L62 237H61V239L59 238L60 240L58 239V237H59L60 235L58 236V232H57L58 229L56 228L57 230H56V231H53V233L56 232V233H55L56 235L54 234V235L51 236V237L49 236L48 239L46 238L47 242H45V239H44L45 236L47 237V236L49 235V233H50V235H52V234H53V233L51 232L52 230L50 231V229H47V231H50V232L42 231L41 233H39L40 235H42V234H44V233H47V234H45L44 237H41V236L38 235V233H33V234H31V231H35L36 229H37L36 232H39V229H38V228H35V229L33 230V228H34L35 226H34V227H31V228H30ZM53 227H54V226H53ZM55 227H56V226H55ZM55 227H54V228H55ZM117 227H116V228H117ZM125 227H126V226H125ZM125 227H120V228H125ZM138 227H137V229H138ZM163 227H166V228H163ZM174 227H175V226H174ZM174 227H173V228H174ZM238 227H239V228H238ZM252 227H253V228H252ZM120 228L118 227L116 230H118V229H120ZM157 228H158V229H157ZM213 228H215V229H213ZM251 228H252V229H251ZM256 228L258 229V231H257ZM260 228H261V225H260ZM14 229L17 231V230H18V229H17V226H15ZM31 229H32V230H31ZM41 229H40V230H41ZM44 229H46V228H43L42 230H44ZM84 229H83V231H84ZM135 229H136V226H135L134 231H133L134 234L137 233V232H135ZM137 229H136V230H137ZM143 229H145V230H143ZM160 229H162V232L160 231ZM163 229H164V230H163ZM180 229H182V227H181V228L177 227L176 231H177V230L179 231ZM208 229H210L211 232H210V230H208ZM212 229H213V230H212ZM221 229H222V228H221ZM223 229H222V230H223ZM245 229H246V230H245ZM250 229H251V230H250ZM4 230H7V229L5 228ZM30 230H31V231H30ZM54 230H55V229H54ZM123 230H124V229H122V231L119 230L120 232L117 231V232H116V235H114V234H113L114 232H113V233H112L113 235H111L112 237L109 235V236H110L109 238H111V241H112V243H110L109 245H111V247H112L113 250L110 248V250H109L110 252H108V249L105 251L104 249H105L106 247H105L104 249H102V250H104V254H106L105 252H108V257L111 256V257H112L113 259H115V260H114V261H113V260L111 261V257H110V258H108V260L110 259L109 262H108V260H106V259H107V256H106L107 254H106L105 256H104V254H103L102 256L105 257V258H103V260L105 259V260H104V263H105V264H106V262H107V264H115V263H117V264H152V263H153V258H154V261H156V259H158L157 264H178V263H179V264H186V263H190V261H191V260H188V258H187V256L189 257V253H188L187 251L184 252V253H188V255L186 254V256H185V255L183 256V254H181V252H182L181 249L184 250V247H185L186 245L184 244V245H185L184 247L182 246L181 248H179V247H180L179 244L181 243L180 241H183V239H182V238H179L178 235H177V236H174L175 239L178 238L177 241L174 239V240L176 241V242H175L176 247H177V246H178V247L176 248V247H175V244L173 245V244L171 243V242H174V240H173V241H170V240H172V238H171V239H168V240L170 241L171 245L168 246L167 244H164V247H162L163 245L161 246V247L164 249L163 251H166V252H162L163 254L160 253V251H162V250L160 249V247H156V248H155V244L153 243L154 241L149 240L150 238H148V240H149V241H152V243H153V244H152V243L150 242V243H151V244H150L151 246H150V245H148V244H149V243H148L149 241L147 242V241H146L147 239L145 240V241L147 242V244H146V249L150 247V250L148 249V252H146L147 255H148L149 253H151V252H149V251H151L152 248H155V249H159V250H156V251L159 252L160 254H162L164 257L167 258V259H166V258L160 257V258H162V259L159 261V256L157 255L158 253H156V251H152L153 254H152V255H151V254L148 255V256L151 255L150 258H149L147 255H144L145 257H142V255H143V250L145 249V247H143L144 244H145V243H144L145 241L142 240L144 236L142 237V239H140L141 237H140V238H139V237L137 238L138 241H139V239H140V241H141L140 246L142 245V247H141V250H140V249H139V250H140V252L142 253V255L139 256V254H141V253L138 251V249H136V251H137L139 254H138L137 252H135V250H132L131 247H130L131 244H129V246H128V245L126 244V242H128V240H129L130 238L132 239V238L134 237V234L131 233L132 237L129 236L130 234H129V235H126V237L129 236L130 238L128 237L129 239H128L127 241H125L126 239H124V238L121 239V238H120V237H121V234L123 233ZM165 230H167V231L165 232ZM173 230H175V229H170V234H173L174 232H176V231L173 232ZM192 230H193V229H192ZM195 230H197V229H195ZM195 230L192 232L193 234H195V233H194ZM198 230H197V231H198ZM247 230H249V231H247ZM83 231H81V233H83ZM113 231H115V230L113 229ZM144 231L147 232V229H146V226L144 227V225H143V226L138 230V232H139V235H138V236H140V233H141V236H142V233H143ZM153 231H154V232L156 231V232H158V233L161 234V235H159V234L156 233V232L154 233ZM212 231H213L214 233H213ZM219 231H221V230H219ZM230 231H232V232L234 233V234L232 233V236H235V237H234V238H235V244L233 243L234 245H233L231 242H227V241H229L230 238L228 239L227 237H225L226 239H228V240L225 239L226 242H227V245H226V242H224L225 240H223V241L221 242V238H222V239H224V238L219 236V235H222V234L225 235V233L230 234V233H229ZM2 232H3V233H2ZM43 232H44V233H43ZM121 232H122V233H121ZM126 232H127V231H126ZM146 232H145L144 235H146ZM171 232H173V233H171ZM187 232H188V231H187ZM190 232H191V231H190ZM209 232H210V233H209ZM224 232H225V233H224ZM248 232H249V233H248ZM251 232H252L253 234H252ZM256 232H258V233H256ZM124 233H125V230H124ZM150 233H151V234H150ZM202 233H203V234H202ZM238 233H239V232H238ZM261 233H263V232H261ZM77 234L79 235V233H77ZM117 234H120V235H117ZM137 234H138V233H137ZM152 234H153V235H152ZM168 234H169V231H168ZM187 234L191 235L190 233H187ZM205 234H206V235H205ZM211 234H212L213 236H212ZM216 234H217V235H216ZM227 234H226V236H228V237L231 235V234H230V235H227ZM255 234H256V235H255ZM122 235H124V237H125V234H122ZM135 235H136V234H135ZM147 235H146V236H147ZM189 235L186 236V237L189 238ZM239 235H240V234H239ZM262 235H264V233H263ZM55 236H57V239H56ZM114 236H115L116 238H115ZM150 236H149V237H150ZM167 236L170 238V237L173 236V235H170V236L167 235ZM179 236H181V235H179ZM182 236H183V235H182ZM243 236H244V235H243ZM246 236H248V235H245V237H246ZM36 237H37V239H38V237H39V239L36 240ZM113 237H114V239H113ZM136 237H137V236H136ZM174 237H173V238H174ZM193 237H195V235H194ZM213 237L215 238V241H216V239H217V243H216L215 241H213V240H214ZM217 237H218V238H217ZM219 237H220V240H219ZM230 237H231V236H230ZM261 237H262V236L260 235V238H259V239H261ZM6 238H4V239H6ZM32 238H33V239H32ZM41 238H42V240H44L45 243H43V241L40 240ZM54 238H55V239H54ZM67 238H68L69 241L67 240ZM67 238L65 239V240H67L66 242H65V240H64V241H62V242L60 241V243H58V244L56 243V244H57V248H56V244H55V245H53V244H49L50 246H52V245L54 246V247H53V250H52V247H48V246H47V247L49 248V250L51 249V251L48 250V251H49V254H50V253H51L50 255H52L53 253L57 254L56 252H61V251L63 250L62 252H65V251H66V252H65L66 255H67V251H69V252L71 253V254L68 253V257H69L70 255H73L76 251H75V249H73V250H74V253L72 254V252H71L72 249H69L68 247H70V248H72V247H73V248L76 247V248H77L78 246H80V247H79L80 249L78 248V250H80V251H79V254H80L81 258L83 257L85 251L88 252V253L90 252V255L87 253V254H88V256H87V257H88V258H87L88 260H86V261H87V262H86L87 264H89V263H88L89 261L92 262V263H95V264H96V263L99 264V263H101V262H102V264H104V263H103V260H102L101 262H98L99 259H98L97 257H99L98 255H99L100 253H98L97 256H96V253H95V252H96L97 250L95 249L96 251H95V250H94L95 252L93 251V249L96 247V245H95L96 242L94 243V241H93V242L91 241L92 244H91V243H88V244H90V245H89V247H87L88 245L85 246V244H87V242H85V240H87L86 236H84V238H83V237H79V236H77V237L74 236L73 238H74V239L76 238L75 240H73V239H71V238H69V237H67ZM79 238H80V239H79ZM82 238L85 239V240L83 241V242H85V244L82 243ZM187 238H186V239H187ZM236 238H237V239H236ZM247 238H248V237H247ZM29 239H28V240H29ZM31 239H32V240H31ZM112 239H113V240H112ZM144 239H145V238H144ZM160 239H161V240H160ZM179 239H182V240L179 241ZM186 239H184V240H186ZM208 239H209L210 241H209ZM212 239H213V240H212ZM22 240H23V239H22ZM33 240H36L37 242H39V243L36 242V243L38 244V247L36 246L37 244H35V241H33ZM39 240H40V241H39ZM122 240H123V242H122ZM133 240H134V238H133ZM137 240H136V241H137ZM168 240H167V241L165 240L166 243L168 242ZM231 240H232V239H230V241H231ZM249 240H250V239H249ZM263 240H264V237H263ZM41 241H42V244H41ZM71 241H72V242H71ZM124 241H125V242H124ZM131 241H132V240H131ZM131 241H130V243H131ZM142 241H144V242H143L144 244H142ZM186 241H187V240H186ZM203 241H204V242H203ZM205 241H206V246H203V245L205 244ZM207 241H209V243H208ZM219 241H220V243H219ZM251 241H250V242H251ZM253 241H252V242H253ZM6 242H7V240H6ZM6 242H5V243H6ZM73 242H74L75 244H74ZM158 242H159V245H158ZM177 242H180V243L178 244ZM194 242H195V241H194ZM210 242H211L212 244H210ZM213 242L215 243L214 245H213ZM233 242H234V241H233ZM255 242H256V243H255ZM255 242H253L254 245L258 246V242H257V241H255ZM262 242H263V241H261V246H262ZM7 243H8V242H7ZM72 243H73V244H72ZM76 243H77V244H76ZM78 243H79V244H78ZM93 243H94V244H93ZM123 243H124V244H123ZM128 243H129V242H128ZM133 243H134V244H133ZM133 243H132V244L135 245V244H137L138 242L136 243L135 241H133ZM139 243H140V242H139ZM164 243H165V242H164ZM170 243H168V244H170ZM196 243H194L195 245H194V244H193V245L196 246ZM203 243H204V244H203ZM207 243H208V244H207ZM221 243H224V246H223V244H221ZM228 243H229V244H228ZM12 244H14L15 246L12 245ZM26 244L28 245V247L26 246ZM43 244H45V245H44L45 247L42 246ZM83 244H84V245H83ZM181 244H183V243H181ZM191 244H192V243H191ZM216 244H217V245H216ZM219 244L221 245L220 248H219V246H218ZM11 245H12V248H11ZM24 245H25L26 247H25ZM39 245H41L42 248L39 247ZM72 245H73V246H72ZM75 245H76V246H75ZM92 245H94L95 247H94V246L92 247ZM125 245L129 247V250L127 249L128 247H126ZM153 245H154V246H153ZM187 245H188V244H187ZM193 245H192V246H193ZM210 245H211L212 247H211ZM263 245H264V244H263ZM16 246H17V248H18V250H17L18 255H17V252H16V250H15V249H16V248H15ZM22 246H23V247H22ZM99 246H100V245H99ZM107 246H108V245H107ZM123 246H124V247H123ZM131 246H132V245H131ZM138 246H139V245H136L135 247H138ZM147 246H148V247H147ZM166 246H168V247H166ZM172 246H173V247H172ZM190 246H191V245H190ZM207 246H208V247H207ZM214 246H215V248H216L215 250H214V248H213ZM259 246H260V245H259ZM19 247H20V246H19ZM31 247H32L33 249H32ZM64 247L67 248L68 250H67V249L64 250ZM85 247H86V249L84 250ZM188 247H189V245H188ZM221 247H223V248H221ZM10 248H11V249H10ZM23 248H26V251L23 252ZM29 248H31V249L29 250ZM58 248H59V250H60V248H61V250L58 251ZM82 248H83V249H82ZM87 248H88V249L91 248L90 251L87 250ZM101 248H102V247H101ZM123 248H124V249H123ZM132 248H133V247H132ZM138 248H139V247H138ZM165 248H166V249H165ZM167 248H168L169 250H168ZM190 248H191V247H190ZM208 248H209V249H208ZM212 248H213V249H212ZM217 248H218L219 250H218ZM230 248H231V251H230ZM19 249H20V250H19ZM27 249H28V250H27ZM42 249H43V250H42ZM46 249H47V248H46ZM54 249H56V250H54ZM121 249H122V250H121ZM126 249L128 250V252H125ZM146 249H145L144 251H146ZM186 249H187V248H186ZM188 249H189V248H188ZM188 249H187V250H188ZM191 249H192V248H191ZM191 249H189V251H191ZM200 249H201V250L203 249V250L201 251ZM210 249H211V251H210ZM222 249H223V250H222ZM228 249H229L230 252L228 251ZM232 249H233V250H232ZM24 250H25V249H24ZM70 250H71V251H70ZM78 250H77V251H78ZM100 250H101V249H100ZM127 250H126V251H127ZM130 250H132V251H130ZM207 250H206V251H207ZM217 250H218V252H217ZM220 250H222V251L219 252ZM235 250H236V249H235ZM237 250H238V253H239V248H238ZM5 251H7V252L5 253ZM9 251H10V252H9ZM19 251L21 252V254L19 253ZM53 251H54V252H53ZM111 251H112V252L114 251V252L112 253ZM172 251H173V252H172ZM206 251H205V252H206ZM232 251H233V252H232ZM11 252H13V254H15V252H16L15 257H14V255H13V256L10 255V254H12ZM28 252H31V253L28 254ZM99 252H101V251H99ZM117 252H118V254L116 255ZM154 252H155V253H154ZM231 252L233 253V255L231 254ZM4 253L7 254V257H8V254H9V257H11V260L9 259V257H8V260H6L7 258H6V255H5ZM65 253H63L64 256H65ZM94 253H95V254H94ZM102 253H103V252H102ZM102 253H101V254H102ZM119 253H121L122 256H120ZM126 253H127V254H126ZM164 253H165V255H164ZM196 253H198V256H197ZM214 253H217V254L214 255ZM218 253H219V254H218ZM49 254L46 256V257H49V259L46 258V257H43V256H42L43 254L41 255L42 257H41V256H39V257H35L36 261H35L34 258H32V259H34V260H33V263L35 264L36 262H40V261H38V259H40V257H41V259H42V258H43V259L41 260L42 262H40V264H56V263H52V262L50 261V260H54V262H55V258H56V257H55V258L53 257L54 254L52 255V258H53V259L51 258V256H49ZM58 254H59V253H58ZM58 254H57V256H58ZM60 254H61V253H60ZM63 254H61V255H63ZM69 254H70V255H69ZM87 254H86V255H87ZM91 254H92V255L94 254L96 257H95V256H91ZM137 254H138V255H137ZM155 254H156V256H157L158 258L155 256ZM206 254H207V253H206ZM206 254H204V255H206ZM230 254H231V255H230ZM236 254H237V253H236ZM2 255H3V256H2ZM4 255H5V258H4V259H5L6 261H4V259H3ZM19 255H20V256L23 255V256L19 258ZM109 255H110V256H109ZM191 255H192V253H191ZM193 255H192V256H193ZM195 255H194V257H195ZM17 256H18V257H17ZM100 256H101V255H100ZM146 256H147L148 258H147ZM170 256H171L172 258H171ZM212 256H214L215 259H216V258H217V259L214 260V257H212ZM65 257H66V256H65ZM94 257H95V258H94ZM124 257H125V258H124ZM139 257H140V258H139ZM182 257H183V258H182ZM230 257H231V258H230ZM12 258H16V259L19 258V259L16 260V262L13 261V262H9V263H8V261H12ZM26 258H27V259H26ZM45 258H46V259H45ZM85 258H86V257H85ZM99 258H100V257H99ZM117 258H119V259L117 260ZM144 258H145V259L147 258V260H145ZM155 258H156V259H155ZM185 258H186V259H185ZM191 258H192L194 261H191L190 264H196V263L198 264V263H199V261L196 262V263H193V262H195V259H194L193 257H191ZM201 258H202V257H201ZM201 258H200V259H201ZM25 259L27 260L28 263L25 262ZM124 259H125V261H124ZM150 259H151V260H150ZM198 259H199V258H198ZM198 259H197V260H198ZM229 259H230V260H229ZM233 259H234V260H233ZM246 259H248V258H246ZM1 260H2V261H1ZM44 260H45V262H46L47 260H49V263H48V261L45 263ZM56 260H57V259H56ZM100 260H101V259H100ZM120 260H121V261H120ZM136 260H137V261H136ZM164 260L166 261L165 263H164ZM177 260H178V261H177ZM186 260H188V261L186 262ZM201 260H202V259H201ZM204 260H205V259L202 260L201 264L203 263ZM31 261H32V260H31ZM34 261H35V262H34ZM115 261H117V262H115ZM143 261H144V262H143ZM147 261H148V263H147ZM161 261H162V263H161ZM176 261H177V262H176ZM245 261H246V260H245ZM245 261H244V262H245ZM247 261H249V260H247ZM247 261H246V264H248V263L251 262V260H250L248 263H247ZM110 262H111V263H110ZM118 262H119V263H118ZM149 262H151V263H149ZM184 262H186V263H184ZM204 262H205V261H204ZM209 262H208V263H209ZM236 262H237L236 264H238V261H237V260H236ZM31 263H32V262H31ZM155 263H156V262H154L153 264H155ZM37 264H39V263H37ZM90 264H91V263H90ZM205 264H206V263H205ZM209 264H210V263H209ZM243 264H245V263H243ZM250 264H252V263H250Z\"/></svg>",
  "mask_w": 264,
  "mask_h": 264
},
{
  "label": "bare ground",
  "instance_id": "2",
  "mask_svg": "<svg viewBox=\"0 0 264 264\" xmlns=\"http://www.w3.org/2000/svg\"><path fill=\"white\" fill-rule=\"evenodd\" d=\"M9 1H10V0H9ZM17 1H19V0H17ZM45 1H46V0H45ZM69 1H70V2H73L72 0H69ZM76 1H78V0H76ZM76 1H75V2H76ZM81 1H82V0H81ZM93 1H94V0H91L92 3H93ZM97 1H98V0H97ZM120 1H121V0H120ZM122 1H123V0H122ZM133 1H134V0H133ZM135 1L138 2L137 0H135ZM145 1H146V3L148 2L149 4H151L152 2H154V3L157 2V3L160 4V2H162L163 6H162V4H161V6H160V8H162V10L158 8L159 6H158V7L156 6L157 3H155V6H153V8H152L153 3H152L151 5H149L148 3H147V4H144ZM145 1H144V2L142 1L143 4L146 5V6L143 5V6H144L143 8L140 7V8H141V10H140L141 12L139 11L140 14L143 13V12L146 13V10H147L146 7L149 5V6H151V7H149L148 10H149V9H150V10L153 9V11L155 10V11H154L155 13H157V11H156L157 8H158V10H161L160 12H161V15H162V16H158V15L156 16L157 19H158V17H159V21H161L160 19H162V21H164V20L166 21L165 17L170 18V16H169V17L167 16V14H164V15H163V13H164V12H163V7H165V5H167V4H166L167 1H169V3H170L171 0H156V1L153 0V1H151V2H149V1H147V0H145ZM158 1H159V2H158ZM178 1H179V2H176V1H175L177 4L179 3L178 5L176 4L177 7H180L181 5H183L184 7H185V5H186V7H188V6L190 5L189 7H190L191 11H192V6H195V7H193V9H194L193 11H195V10H196L195 8L199 7V5H201V3H205V4H204L205 6H202V9H203V7H204L203 10L205 11L206 8H207L209 5H211L213 2H214V3L211 5V7H212L213 5H215V6H213V7L216 8V4H215V2H216L217 0H200L201 3H200V1L198 0L199 5L197 4L198 2L195 3L197 0H195V2H194V0H192V1H191V0H190V1L187 0V1H189V2H187L186 0H184L182 4L180 3V2H181L180 0H178ZM202 1H204V2H202ZM220 1H221V0H220ZM220 1L218 0V2H216V3H219ZM232 1H233V0H232ZM232 1H231V0H228V1H227V4H228L229 7H230V5L233 6V8L230 7L231 10H228V11H229V15H230V14H232V15H230V16L228 15V16H229L230 19L232 20L231 17L234 16V15H236L237 13H239V14H237L238 17H237V16L233 17V18H235L236 20H237V18H238V20H239V21H238V20L236 21V20L234 19L235 22H233V23H234V24H235V23H236V24H237V23L239 24V22H240L241 20H243V17H244V19L247 17L248 12H249V10H250V12H252V13L249 12L250 15H248L249 17H248L247 19H245L246 22L241 23L242 25H243L244 23H246L247 25L250 26V28H248L249 26L246 27V26H245L246 24L243 25L244 27H241L242 25H239L241 28H244V29H242V30H244L245 32L242 31L241 28L238 26V28H240V29H239V31H238V29H235V28H234V29L237 31V33H236L235 36H233V34H234L233 31H235V30H232V33H231V29L233 28V26H232L231 24H233V23H231V24L229 25V26H231V28L228 27L227 30H226V27H225V30H226L225 32H224V30H223L224 27H222V28H221V27H219V28H218V27H215V32H217V31H216L217 28H218V30H219V32H220V33L218 32L219 34H221V32H224V33H222V34H224L223 37L225 36V34H226V36H227V34H229L228 29H230V33L232 34V37H229V35H231V34H229L228 37H227V39H228V38H229V39L231 38V40L228 41V40H226V36H225L224 38H222V35H221V37H220V36H218L217 33L213 32L212 34L215 33L216 35L214 34V36H212L213 38H212V37L209 38V40H211V41H208V40H207V41H206L207 43L204 42V43L208 44L207 46H209L210 44L213 46V47H212V46L210 45L214 50L209 51V53L207 52V53L209 54L208 56H206V55L204 56V57H211L210 59L212 60V63L209 62V61H211V60H209L208 58H207V62H208L209 64H207V62H206V58H205V62H206V63H205V62H203V63H205V66L210 65V64H214V65H215V61L217 62V60H218V56H220V54H221V55H225V56H223L224 58L221 56V57H222L221 59H225V60L228 59V57L225 58V57L228 55V56H230V57H229L230 59H228V60L231 61V60L233 59L232 62H233V61L235 62V63H233V65L235 64V69H234L235 71L232 69V70H233V73L236 72V70L238 69V66H240V65H241L240 63H243L242 60H244L243 65H241L242 67H239V69L241 68L240 70H242L243 73L240 72L239 69H238L237 72L235 73V75H236L235 77H236V78L233 79V76L231 77V75H232L233 73H232V74L229 73L228 75H230V76H229V78L227 77V79H226V76H228V75H227V73H225V72H227V71H225L223 76H225V74H226V76H225V77H222V76H221L222 78H221V77H220V78L223 79V80H226V81H223V80H222V81H220V83H221V82H222V83H226V82L229 80V81L227 82V85L230 84L231 87L225 85V86H226V89H225V90H224V89L222 90V89L219 87V86H221V84H218V85H219V86H218L219 88L217 87V88H218V89H217V88L215 87V88H216V89H214L215 92H214V90L212 91V89H213V86H214V85H217V83H219L217 77H216V78H217V79H216L217 81L215 80V78H214V80L211 79V80H213V82H214V81L216 82V83L214 84V83L211 81V82H210V86L212 85L211 87L209 86V83H205V84H204V81H203V82L200 81L202 84L199 83V86H201V85H202V86L205 85V87H202V86H201V87L197 88V87H198V83H197V82H198L199 80H198L197 82H196V80H193V79H192L193 81H190V80H189L190 83L192 82L194 85H195L194 81L197 83V84L195 85V88H196V89H200V90H198V92H200L201 90H204V91H201L200 94H199V93L196 94V96H195V94H194L195 97H194L193 95H191V93L189 94L188 92H186V93L188 94V96L191 95V96L194 98V99H193V101H194L193 103H194V104H192V103L190 102V101H192V100H189V103H190V105L188 104L189 107H188L187 105H185V103H188V100H187V99L185 100V98H184V94H185L184 91H183L184 94H183V93L181 94V96L183 95V99H182V97L179 98V96L176 97V99H175L176 101L178 100L177 98H179L180 100H182V102H180V101L178 100V101H179V104H180L181 106H180L179 104H177L175 101H174V102H175V104H174V102H172V101H173V99H174L175 97H172L173 99L171 100V102H172L173 104H172V103H169V105L171 104L170 106L165 105L164 107H165V108L167 107V109H168V108L170 109L171 106H174V107H175V105L177 104V105H178V106L176 105V106H177V109H175L174 107H173V108H174L175 110H178V109H179V110L176 111V112H175V110H174V113H175V115H174V113L172 112V108L170 109V111H171V112H170L169 109L167 110V109H165V108L163 107L165 110H164V111L162 110L163 112H161V115H162V113H163L164 116H163V115H162V116H159V117L161 118V119H160V118H158V115H157V116L155 115V116H156V120L159 119V121H158V120H157V121L154 120L156 124H155V123H152V125H148V126L154 127V129L152 128L153 130H151V131H153V132H151L150 130H147V129H149L150 127H149V128H145V127H146V124H145V127H143L144 124L139 126L138 123H140V124L143 123L142 120L144 121V118H143V119H140V118H142V117H139V118H138V116H136V114H135L136 117H135V116L132 117V115H134V114H133L134 112H132V113L128 112L129 115L131 114V115H130V118L127 116L128 113H125V112L127 111L126 109L128 108L126 102H127V100H128V97H129V96H128V95H129V89H128V88H129V80L132 79L133 76H135L136 79L138 80V75H136V74H139V73L136 72V71L139 72L138 69H142V70L140 71V74H139V76H140L139 78H140V79L143 80L144 76H145L146 79H147V76H148V78H149V79H147V80H145V78H144L143 82H140V80H138V82H136V83L134 82L135 85H133V86H135V88H138L139 91L141 92V90H140L139 87L141 86L142 83H143L144 86L142 85L141 88L143 89L145 86H146L145 88L148 87V85H149L148 83L156 82L157 80H158V82H160L159 80L161 79L160 77H162V76H163L162 79H163V78L170 77V76H167V75L164 76V75H165V74H164L165 71L167 70V71H166V74H167L168 70H170V69H174V70L176 71V70H177V69H176V68H177V65L179 66V62H180V60L183 58L182 56H181L182 58L179 57V55H180V53H181V55H184V53H185V49H184L183 47L181 48V49H183V50H181V51H183V54H182V52H180V50H179L180 48H178V45H180V44H179V43H178V45L176 44V43L179 42V41H176V40H175V38H176V37L178 38V36H175V38H174V36L171 37V38H173L174 40H173V39H169V38H167V37H169V36H167L168 34L166 35L167 37L164 36V34H165V32H166L165 28L163 27L164 24H161V25H162V26H161V27H162V29H161L162 31L160 30V27H158V28H159V30L157 31L158 33L155 31L156 34L152 35L153 33L151 32V33H152V34H151L152 36H150V38H149V36L146 37L147 39H149V41L151 40L152 43H151V41L149 42L147 39H145V40H146V43H145V40L140 42V39H139V42H140V44H141L142 42H144L145 44L151 43L150 46L153 45L152 48H153V47L155 48V45H156V47H157L158 42H159L160 44L163 42L162 44H164L165 47H167V45L170 44V42H171V46L168 45V46H169L168 48L171 47L170 50L165 49L164 46H161V48H160V46H159V50H160V49L162 50V48H163L164 51H165L166 53H164V51L162 52L161 50L159 51V50H157L156 48H155V50H154V49L152 50V49L150 48L149 45H148V46H149V47H148V46L145 45V44H144V45L141 44V45H140V48H139L138 44L136 45V43L134 42L135 45H136V47L138 46L137 48H139L140 50L137 49V48H135V47H133V50H134L135 52H136V50H139L140 52L137 51L135 54L132 53L131 58H132L133 55L135 56V57L133 58L132 61H131V59H127V58L125 59V62H126V60H127V61L129 60V61H130V62L128 61L129 64H130V66H126V65H129V64L126 62V65H125L124 69H125L126 67H127V68H126V70H125V72H124V71L122 70L121 66H122L125 62L122 63V65H121V64L118 65V64H115V63H114V59H112L113 57H116V54H118V57L120 56V52H121V51H120V50H121V49H120V46L117 44V45H118L117 47H118L119 49L116 48L114 45H113V47H110V48L106 47V50H102V51H101V52H102V55L100 54L101 52H100L99 54H97V55H94V56L92 55L94 58H95L96 56H97L96 58L99 57L100 60H99V59H98V60L95 59L97 62L99 61V62H98V63H99V66L97 65V67H95L96 65H94V64H96L97 62L94 61L93 58H89L90 60L88 59V61L91 62V63L89 62V63H90L89 66H87V64H86V63H88V61L86 60L87 62L85 61V62H86V63H85L84 60H83L82 63H84V64H83L84 66H81V65H80L79 67H77V69H76L77 72H75L74 68H73V71H72V72H73V75H72V76L76 75V73H77V74H78V77H77V76H76V77H77L78 79H75L76 77H75V78H71V77H70L72 80H73V79L76 80V81L74 80V81H73L74 83L72 82V84H71V81H72L71 79H68L67 81H66V79H65L64 86H65V85H68V86H67V87H66V86L64 87V92H61L62 90H61V91L59 90V92H58L59 94H61V93L63 94V93H64V94L66 95V93H67V94H70V95L72 96V98H70L71 96H70V97H67V95L64 96V94L61 95V97H62V96L66 97L65 99L70 98V99H76V100H77V101H76V100H72V102H70V104H75V103L77 102V106H78V107H75L76 109H74V110H76V111H80V113H81V111H82V108H81V107H83V106H85V108H88V109L90 110V111H88V112H85L87 109L84 110V112L82 111L83 115H84V113L87 114V113L90 112L91 114H89V115H93V116L95 117V116H96L95 114L98 113V114L100 115V117L102 118V120H100V122H102V125H103L104 121H106V120H107V121H112L111 125L109 124L110 122H108L109 125L107 126V128H108L109 126H111L112 128H113V127L117 128L118 132H116L117 130H116L115 132L119 135V138H116V136H115L116 140H117V139H118L119 141L121 140L120 142H123V143H125L126 145H128L129 147L133 148V146L135 145V143H133L134 145H132V143H129V142H131V141L133 140V136H135L139 141H138V140L136 141V138H135L134 141H136L137 145L140 143L141 146H142V148L145 150V153H144L145 156H144V154L142 153L143 151H142V152L140 151V150H142L141 148H140V150H137V148L139 149L140 146H137V148H136L135 151H137V153L140 152V153L143 154V155L141 156V154H136V153L134 152V154L137 155L136 158L138 159V161H137L138 166H139V163H140V161H141V160H139L140 156H141V159H143V158L145 157V158L143 159V161H146V164H148V162L150 163V162L152 161L151 159H152L153 156L147 158V157L149 156L148 154H150V155L155 154V156H156V155H159V158H156V159H158V160H159V159H161V160L163 159V161H164V162H163V161L159 160L161 163H163V164H162V165H163L162 168H160V165H161V164L159 165L160 162L157 161V163L159 162V163L157 164V165H159V167H157L158 169L156 168V169H157L156 172L159 171V169H160V171H161V169H162V171L164 172V171H165L164 169H166V168H168V169H166V170L169 172V168H171L172 165L174 164L173 167H172V169L170 170V172L173 171V172H172L173 174L171 173L172 175L176 174V175H174L175 177L177 176V177H176L177 179H175V177H174L175 181L172 180V179H173V176H172V175H170V177H168V174H169L170 172L168 173L167 171H165L164 173L167 172V173H166V176H167V178H168L167 180L170 179V181H171L172 183H173V182L175 183L176 180H178V184H177L178 187H177L176 184H174V183H173V185H172L171 182H169V183L167 182V184H169V185H167V186H169V187H171V185H172V187H173V186H174V187L176 186V188L173 187L174 189L170 188L171 191H170L169 187H167V186L165 185L166 182H165V184L163 183L164 186H161V185H162L163 178H161L162 176H160V175H159L160 177H157L156 174H157L158 172L156 173V172H154V170H153L154 174H153V172H151V171H150V172H151L152 174H147L148 176H150V175H151V176H152V175L155 176V175H156L155 178H151V177H150V178L152 179L153 182L150 183L151 179H150L147 175H145L146 177H148V178H146L147 180L150 179V180H148L149 182L147 181L148 183H147V182H144V183H146V184H148V185H145V186L143 185L144 187L142 186L143 181H145V179H144L145 176H144V177L141 176L142 179H144L143 181H142V179H141L142 183H137L138 181L141 182L140 179H139V180L137 179L138 181H136V183H137V185H138V184H141L142 189H140L141 186H135L136 189L133 187L135 190H134V189H132V190L135 191V192L137 193V194H136V193L130 191V190H131L130 188H132V186H133L134 184H136L134 180L131 181L132 178H133V179H135V178H134L133 176H131L130 174H129V175H126V174H125V176H126V181H123V180H124V177H123V176H124V173H125V172L123 173V170H125V168H124L123 166H120V161H119L118 159L113 158L111 161L109 160L110 162H108V164H107V165H109V166H107V167H110V168H111V171H109L108 175H104V178H106V176H108V177H109L108 181L110 180L109 182L113 183L112 185H114V186L116 185L115 187H117V186H118V187L121 186V187H119V189L121 188V189H124V190H123V191H122V190H118V193H117V201H116V199H115V200H111V199H110L111 201H116V203L112 204V202L110 201V202H111V205H112L111 208L109 207L110 205L107 206V207H109V208L106 209V211H107L106 213H107V214L109 213V219H110V220H108L109 222L107 221V222H108V223H107L105 220H106V217H108V216H107V214H105V213L103 212V210L105 211V209H104L105 207L103 208V210H102V208H100L102 211H99V212H103V213L106 215V216H103L104 214L101 213V217L103 216L104 220H103V218H101V217L99 216V215H100L99 212H98L97 216H95V215H92V216L90 215V216H89V213H90V214H92V213L94 214V212L91 213V212H89V211H88V215H85V214H84V213L87 212V211H85V204H87V203L84 204V199H86V197H87L88 195L90 196V200L87 199V202H89V204L86 205L87 207H92V206L95 207V205L98 206V205L100 204V203H99L100 201H101V203H103V202L106 203L107 201H109L108 199H107L106 202H105V201H102V200H106V197H105L106 195H103V194H106V193H104L103 191H105V188H104V187L107 185V182H108V181L106 182L107 179H106V180L104 179L105 181L102 180V182H101V181H99V179L101 180V178H100L101 176H100V177H99V176L96 177V178H97L96 183L101 182V183L103 184L104 182H106L105 186L103 187V190H102L101 188H102V186H103L104 184H103V185L101 184L102 186L99 185V186H100L99 189H98L99 186L96 187L95 185H94V189H91V188L93 187L92 183L94 184L96 178H95V180L91 178L93 182L91 181L90 184H89V181L87 180L88 178L85 179L86 176H88V175H89V177H93V176H94L93 173L95 174V172H96V167H97V168L99 167V168L101 169V170H100V169L98 168V169L102 172V174H104V172H105V173L108 172V170H107L106 167H105L107 162L104 163L105 165H101L102 162H99V161H98V158H100V159L103 158V157H100L99 155L102 154L101 156H104V155L107 156V153H106V154H105V153H100V154H99V152H94L95 150H94V151L92 150V153H94L96 156H97V154H99V155H98V158H97V159H94V157H96V156L91 155V156H93L92 158H93L95 161H93L92 158L90 157L91 160L87 161L86 166H87V164H88L89 162L92 163V161H93V162H96V161H97V162H96L97 164H96V163H92L91 166L88 165L87 167H89V168H88V170L86 171V170L82 169L81 167H80V168H76V167H74V166H76V162H75L76 159H73L72 161H71L70 159H67V158H71V159H72V156L70 157L71 154H70L68 157L64 156V155L66 154V151H65V150H63V151H65V152H64V153H65L64 155H61V153L63 152L61 148H60V150H61L62 152L60 151L59 154H58V155H61V156L59 157L57 154L55 155V149H56L57 147L52 148L53 146H51V145H54V143L52 144V143L50 142V143H51V145H50V143H48V142H49V141H48L47 144L44 146V145H42L41 143L37 142L38 145L35 144V146H41V145H42V147H44V149H45V150H43V151L46 152V151L48 150L47 153H43V155L45 154L44 156L46 157V160H47V158L49 159L48 162L51 161V158L54 159V160H55L56 158H57V159H60V160H57V159H56V160H55L56 162L52 160L54 163H56V165H57L58 162H59L58 165H60V166H58V168L61 167V168L59 169L60 174H59V172H58L57 170H56V172H54L55 170H53L52 168H51V169H52L53 172L55 173L54 175H56V177H54V178H56L55 180L52 178V180H54L53 182L57 181V182H58V185H59L60 182H62V183L64 182L63 184L60 183V184L63 186V187H62V186L60 185V186L62 187V189H61L62 192L60 191V188H61V187L58 188L56 185H54L53 182H52L53 184L50 183V182H49L50 184H48V183L45 184L47 181H46L45 183H43L45 180H47L48 178L51 177V176H47V174H45V172H44V175H45V176H40V177H42L41 179H42V183H43V184L41 183V179H40V177H39V175H38L39 178H37V179H35V180L38 181V179H40V181H38V182H40V183H38L37 181H36V182H32V181H33V178H32V180H29V183L32 182L33 184L35 183V184L38 185V186H34L33 184L30 183V185H32V189H33V190L30 189V192H31V193H30L29 191H25V192H24V190H26V187H24V185L27 183V180H26V181H22V183H20V182H21V180H22L21 178H25V177H20L19 179H17V181H15V180H14V179H15L14 177H16V176H13V173L10 172V171H12V170H13V172H15V171H14L15 169L13 168V169L10 170V171L7 170V168L9 167V165H11L10 163L7 164V163L9 162V157L5 156L6 158H4V156H3V157L1 158V160H2V161L4 160V162L0 161V162H1L0 165L2 164V166H3V163L5 164V163L7 162V163L3 166V168H4V167H5V168L7 167L6 169H5V168H4V169H5L6 171H8L7 173H8V176H9V177H8V176H5L6 172L4 171L5 173H4L3 175H4V178H6V179H5V180H6V183H7V179H8V178H9L10 180H11V178H12V181H14V182L10 181V185L13 184L14 187L12 188V187L9 185V183H8V186L11 187V188H9V189H7V190L12 189L11 191H13L15 187H18V186H19V184H20V185L23 184V185H21V186H22V189L25 188V189L23 190V192L25 193V195H23V192L20 193V194L18 195V193H19V192H18V188H20L21 186H19L17 189L15 188L16 190L13 191V192H15V194H13V192L10 191V196H9V192L6 191L5 194L8 193V194H6V197H7V195H8V199H9V200L7 199L8 201H6L5 203H3V204H5V205H3V207H1V210H0V217L3 215V216L1 217L2 220H4V219L6 220V218H7V221L4 220L5 223H9V225H10V223H11V224H12V225L10 226L11 228H12V226H14L15 224H16L15 226H17V229H18V230L16 231V230L14 229V228H15V226H14L12 229H13L15 232L13 233V231L11 230V232H12V233H11V232L9 231V229L7 228V226L9 227V225L7 224V226H6V224L4 223V221H3V222H0V223H3L2 225H4V227L7 229V230H4L5 228H3V231H4V232H6V231L8 232V231H9V233H11L10 236H11V239H12L13 243H14V240H15V239H13L14 237H16V239H19V238H20L19 236H22V237L24 236V237H25L26 234H27V235L29 234V233H27V231H28L27 226H28V227H29V226H31V227H34V226H35V227L33 228V230H34L35 228H38V226L40 227V223H41V222H40V220L37 221V220L35 219V217H36L37 219H40V218L42 219V218H43L44 221H43V220H41V221L44 222V223H45V221H46L47 223H45V225L47 224L48 226H51L50 228L47 227V226H45V225H44L45 227H42V226H41L42 229H43V228H46V229L42 230V229L40 228V229H41V230H40V229L38 228V229H39V232H36L37 229H36L35 231H31L32 229L30 230V231H31V234H33V233H38V235L41 236V237H44L45 234H47V233H44V232H43L44 234L40 235L39 233H41L42 231L50 232V231L52 230L51 232L53 233V231H56V230L58 229V231H57V232H58V236L60 235V236L58 237V239H59V238L61 239V237H62L61 235H63L64 233H66V231L68 232V230H69V231H72V230H73V233H76V232H74L75 230L78 231L79 228L82 229L83 226H86L85 229H84V227H83L84 231H83V229L80 230V232H77V233H79V235L76 233L75 235H73V237H74V236H76V237L79 236V237H83V238H84V236H86L87 240H85V239L82 238V243L85 244V242H87V244H85V246L88 245L87 247H89L90 244H88V243H91V241H92V242L94 241V243L96 242V244H95L96 247H95L94 245H92V247H93V246L95 247V248L93 249V251H94L95 249L97 250V251L95 250L96 252L94 251V252L96 253V256H97L98 253H100V254L98 255L100 258H99V257H97V258L99 259L98 262H101V261L103 260V258H105V257L102 256V255L104 254V250L106 251V250L108 249V252H110V251H109L110 248L112 249L111 245H109L110 243H112L111 238H109V237H110L111 235H113V234L116 235V232H117V231H119V230L122 231V229H124V230H125V233H124V230H123V233H122V232H121V233H122V234H125V237H124V235L121 234V237H120V238H121V239L124 238V239H126L125 241H127V240L130 238L129 236L132 237L131 233L134 234L133 231H134L135 226H136V229H137V227L139 226L138 223H137V222H138L137 220H140V221L142 222L143 217H144L145 220H143V222L145 221V223H144L143 225H144V227L146 226L147 232L144 231V232L142 233V236H141V233H140V236H138V235H139L138 230L143 226L142 223L139 221L140 224H141L142 226L140 225V226L138 227L137 230L135 229V232H137L138 234H137V233H135L136 235L134 234V237H133L134 240H133V238H132V239L130 238V239L128 240L129 243L126 242V244H127L128 246H129V244L132 245V246L130 245V247H131L132 250H135V252H137L136 249H138V251L140 252L141 247H142V245L140 246V244H141L140 239H142V237L144 236L142 240L145 241V240L147 239V240H146L147 242H148L149 240H152V241H154L153 243L155 244V248H156V247H160V249L162 250V251H160V253H162V252H166V251H163L164 249L162 248V247H164V244H167L168 246H170L171 243H172V244L174 245L175 242L178 240V238L175 239L174 236H177V235H178L179 238H182V239H183V241H180V240H182V239H179V241H180L181 243H183V244H181L180 242H177L178 244L180 243V244H179V245H180L179 248H181L182 246L184 247V246L186 245V246L184 247V250L181 249V251H182L181 254H183V256H184V255L186 256V254L188 255V253H189V257L187 256V258H188V260L194 261V260L191 258V257H193V258L195 259V262H193V263H196V262L199 261L198 264H201L202 260L205 259V260H204L205 262L203 261L202 264H205V263H206V264H209V263L211 264V261H210V262L208 261L209 263L206 261V260H208V259H206V257H208V256L211 257V255H213L211 249H210V251H211L210 253H208L209 250L206 249V250H207V251H206V250H203V249H202V250L204 251V254L207 253L206 255H204V254H202V253H199V255H201V256H198V253H196L197 256H198L197 258H196V255H195V254H194L195 257H194V255H193L194 252H197V251H198V250H195V251H194V249H193L194 247H195V248L197 247V249H199L200 246L202 247L201 244H200L199 246H197L198 243H202V242H198V243H196V241H198L199 238L201 239V236H202V235L200 236V235L196 234V232H198L199 234H201V233H200V232H201L200 230H202L200 227H197L198 225H197V226L194 225V224H198L197 222H195V223L193 224V226H192V225L190 224V222L187 224L188 221H187L186 223H184V222L180 223V222H179V219H177V217L174 218L175 220H173V223L176 222V223H175L176 225H177V223H179L177 226H176L175 224H174L173 226H171L170 224H173V223L170 222V223L168 224V226H171V227H168V228L163 227V228H166L167 230L169 229V230H168V231H169V234H168V231L165 230V232L167 231V234L164 235V234H163L164 232H162V229H160V231L162 232V235H163V236H159V237H160V238H163V237L166 236V238H164V240L162 239V241H160V243H161L163 246H162V245H160V246H156V241H155V240H156L157 238L155 237V239L153 240V238H154L153 236H155V235H157V234H155V235L152 234V235H153L152 238H151L150 235H147V234H148V232L150 231L148 228L151 226V225L149 226V220H151L152 217L154 218V215H155V213H154V215L151 216V215H152V212L154 211L153 209H155L156 212L158 211V213H163L162 211H164L163 214H164V216L166 217L167 214L165 215V213H166L165 210H166L167 208H168L167 211H168L169 209H170V210H173L172 207H175V205H173L172 207H170V208L167 207V208L165 209V207H166L167 205L165 206V203H163V206H164V207L162 206V207L164 208V210H163V209L160 207L162 204H159L158 201H160V203H161L162 201L164 202V201H165L164 197H165V198H166V197H169V196L172 195V194H173V196L176 194L174 197L171 196V197H173V201L176 199L175 197L179 198V196L181 195V192H182V191H181V189H180L181 192L179 193V196H178V192H179V191H178L177 189H178V188H182V187H181V186H182V185H181L182 183H183V184H187V183H188V181H189L190 178L188 179L187 177H192V178H194V180H193V179L190 180L191 182L193 181L192 184L189 183V185L192 186L191 188L189 187L188 184H187L188 186H187V185H183V186H184V187H183L184 189H185V186H186V188L189 187L191 190H187L186 192L183 190L182 198H183V200H184L183 194H185L184 196H187V201H186V197H185V202H188L189 196H190L189 201H190V202H193V201H191V195H194V196L196 195V198L198 197L197 194H196V193H197L196 191H198L199 188L196 189V187H197L198 185H200L199 183L207 182V179H206V178L204 179V176H203L204 174H203V172L206 171L205 169H210V168L208 167L209 165L206 164V163H210V162H211L212 158H210V157H213L212 155H214L213 158L216 159V158H217V157H216V155H217L216 153L219 151V149L217 150V148L220 146V151H221V150H223L222 147L224 148V147L227 145V148H229V150H227V153H226V150H225L226 148L224 149L225 152H223L224 150L221 151V152L223 153V155H227V154L230 152V154L227 155V156H230L231 154L233 155V154H234L233 152L235 151V153H237V154H235V157L237 158L238 155H240L241 152H242V151H240V153L237 152V150H239L238 148H240V144H241L243 141H245V143H247V142H246L247 139L243 140V138H244V137L247 138V136H245V135H244V131L241 130V128L243 127L242 129H244L245 126L239 127L240 124L243 125V124L245 123V120H247V119H248V120H247L248 123H249V122H252L253 119H254L255 122H256V119H255L254 114H256V115L258 114V116H259V114H260L261 112L258 113V111H259V110H260V111L263 110V107H264V106L262 107V105H259V104H261V103H257V101H256V100H258V102H261V101H260V99H262V98H260L261 96H259L258 98L255 97L256 100H254V98H252V97L257 96L258 91L256 90V87L259 88V86L262 85V84H261V83H262V82H261V81H262V80H261V79H262L261 76L264 75V72H263V70H264V0H256V1L253 0V2H256L255 4H253L252 0H247L246 2H248V4H247V6L244 5V8L248 7L247 9H249V10H244L243 8L241 9V5H240V4L243 5V4H244V0H243V2H242V0H240V1H239V0H234L235 3H233ZM0 2H1V0H0ZM35 2H36V1H35ZM40 2H41V1H40ZM65 2H66V1H65ZM70 2H69V3H70ZM99 2H101V0H99ZM222 2H223V0H222ZM224 2H225V0H224ZM228 2H229V3H228ZM250 2H252L250 5L252 6V4H253V7H251V6L249 7V6H248ZM3 3H4V2L2 1V2H1V5H2ZM16 3H18V2H16ZM128 3H129V2H128ZM133 3H135V2H133ZM225 3H226V2H225ZM225 3H224V4H225ZM236 3H238L237 6L235 5ZM20 4H21V2L18 3V7H17V9H18V8H23L22 10H20L21 13L23 12L22 15H23V14H26V12L24 11V8H25V9L27 8V10H28L27 13H29V16H28V15H24V16H27L26 18L24 17V20L27 19L28 17H30L31 15H33L32 18L30 17V18L32 19V21L29 20V22L32 23V22H35V21H36V22H37L36 24H37V25H40V23H38L39 20H45V19H47L46 16H44L45 19H42V15H44V14L47 13V11H46L47 9H46V8L44 9V7H42L44 10L41 8V10H43V13H42L41 10H40L41 12L38 10V9L40 8V6H39V8H37V7H38L37 4L35 5V4L33 3V4H34L33 7H35V8H32V7H31V10H30V8H28V7L26 6L27 4H24V3L22 4V5H24L25 7H22V5H20ZM39 4H40V3H39ZM39 4H38V5H39ZM43 4H44V3H43ZM64 4H65V3H64ZM70 4H71V3H70ZM83 4H84V3H83ZM119 4H120V3H119ZM137 4H138V3H137ZM159 4H157V5H159ZM180 4H181V5H180ZM219 4H220V3H219ZM219 4H218V5H219ZM221 4H222V3H221ZM221 4H220V5H221ZM227 4H226V5H227ZM232 4H234V5H232ZM1 5H0V6H1ZM40 5L43 6L42 3H41ZM51 5H52V4H51ZM84 5H85V4H84ZM139 5H140V4H139ZM169 5H170V4H169ZM169 5H168V8L170 7ZM196 5H197V6H196ZM202 5H203V4H202ZM220 5H219V8H220ZM254 5H257V6H254ZM20 6H21V7H20ZM28 6H30V5H28ZM31 6H32V5H31ZM49 6H50V5H49ZM88 6H89V5H88ZM141 6H142V5H141ZM171 6H173L172 3H171ZM206 6H207V7H206ZM228 6H227V8H228ZM239 6H240V7H239ZM2 7L5 8V10H6V7H4V6L2 5V6L0 7V8L2 9V11L4 10ZM67 7H68V6H67ZM84 7H85V6H84ZM86 7H87V6H86ZM136 7H137V6H136ZM173 7H174V6H173ZM200 7H201V6H200ZM200 7H199V10L201 9ZM205 7H206V8H205ZM217 7H218V6H217ZM222 7H223V4H222ZM222 7H221V8H222ZM235 7H239V8L236 9ZM242 7H243V6H242ZM254 7H255V8H254ZM36 8H37V10H36ZM50 8H51V7H50ZM55 8H56V7H55ZM171 8H172V7H171ZM227 8H226V9H227ZM252 8H253L254 11H255V10L257 11L258 8H259V10H258L257 12H256V11L253 12ZM1 9H0V11H1ZM7 9H8V11H7V10H6V11H7L8 15H7L6 13H5V15H4V13L1 12V14L3 15L2 19H4V18L6 17L5 19H7V22H9V23H7L6 20H5L4 22H6V23H5L4 25L9 24V26H10L11 29H12V28H13L12 25L15 26V27H17V25L13 24V23H15V21H16V23H17V19H16V18H18L19 20H21V22H24V21L22 20L23 18L20 16L21 13H20L19 10H17V11H19L18 13H17V11H16V13H15V12L12 10L13 7H12V9H11V8L9 9V8L7 7ZM32 9H35L37 12H36L35 10H33L34 13H30V11H32ZM85 9H86V8H85ZM87 9H88V7H87ZM143 9H145V11H144ZM164 9H165V8H164ZM202 9H201V10H202ZM224 9H225V8H224ZM224 9H223V10H224ZM235 9H236L238 12L235 11ZM238 9H239L240 11H241V10H244V11H247V12L244 13V11H243L242 14L244 13V16L241 14L243 17L241 16V18H240V13H241V12H239ZM5 10H4V12H5ZM9 10L13 11V14H11V13H12L11 11H10L11 13H9ZM14 10H15V7H14ZM82 10H84V9H82ZM142 10H143V12H142ZM183 10H184V9H183ZM33 11H32V12H33ZM38 11H39L40 13H39ZM45 11H46V12H45ZM51 11H52V8H51ZM79 11H81V10H79ZM107 11H108V10H107ZM134 11H135V10H134ZM137 11H138V9H137ZM153 11H152V13H153ZM165 11H166V10H165ZM197 11H198V8H197L196 12H197ZM214 11H215V9H214ZM216 11H217V10H216ZM232 11H233V12H232ZM48 12H49V11H48ZM86 12H87V11H86ZM129 12H130V11H129ZM132 12H133V11H132ZM149 12H151V11H149ZM171 12H172V11H170V13H168V15H169V14L171 15V14H172ZM175 12H176V11H175ZM200 12H201V11H200ZM230 12H231V13H230ZM236 12H237V13H236ZM19 13H20V14H19ZM37 13L41 14V17H40V15L37 14ZM139 13H138V14H137V13L135 14V15H137V17L135 16V17H136V18H135V22L138 21V19L140 18V16H143V18H144L145 13H144V15H140ZM165 13H167V11H166ZM198 13H199V12H197V14H198ZM202 13H203V11H202ZM202 13H199L198 15L202 16V15H201ZM214 13H215V12H214ZM219 13H220V12H219ZM234 13H235V14H234ZM1 14H0V15H1ZM17 14H18V15H17ZM36 14H37V17L39 18V20H37L38 18H36ZM50 14H51L52 17L50 16ZM50 14L47 13L46 15H48L47 17H49V18L52 20V19H53V14H52V13H50ZM108 14H109V13H108ZM120 14H121V13H120ZM133 14H134V13H133ZM148 14H149V13H148ZM148 14H146L145 16H147ZM177 14H178V13H177ZM180 14H181V13H180ZM194 14H195V13H194ZM203 14H205V12H204ZM246 14H247V15H246ZM2 15H1V16H2ZM9 15L11 16V18H10ZM88 15H89V14H88ZM139 15H140V16H139ZM172 15H173V14H172ZM195 15H196V14H195ZM217 15H218V14H217ZM245 15H246V16H245ZM1 16H0V17H1ZM4 16H5V17H4ZM7 16H9L8 18H10L11 20H13V18H15V16H16V18H15L16 20H14L13 22H11V20L9 19V21H8ZM12 16H13V17H12ZM19 16L21 17V19H20ZM76 16H77V15H76ZM79 16H80V15H79ZM179 16H180V15H179ZM179 16H178V17H179ZM213 16H215V15H213ZM213 16H212V17H213ZM105 17H106V16H105ZM105 17H104V18H105ZM108 17H109V16H108ZM119 17H120V16H119ZM121 17H122V16H121ZM149 17H151V16H149ZM163 17H164V18H163ZM197 17H198V16H197ZM203 17H204V16H203ZM229 17H228V18H229ZM30 18H29V19H30ZM40 18H41V19H40ZM49 18H48V20H49ZM66 18H67V17H66ZM76 18H77V17H76ZM76 18H75V19H76ZM78 18H79V17H78ZM86 18H87V17H86ZM143 18H142V19H143ZM154 18H155V17H154ZM156 18L153 19V18L151 17L149 21H151L152 19H153L154 21L152 20L153 22H149L148 20H147V21L145 20V19H146V17H145L143 21H141V20H142V19H141V20H139V22H140V23H143V22H144L143 25H146V26H147L149 23H151V24H149V25H152V26H149V28H150V27L153 28V24H154V23H155V26L157 27V26H159V25H157V24H159V23L162 22V21H161V22L157 23V19H156ZM192 18H193V14H192ZM216 18L219 19L218 16H217ZM33 19H35V20H33ZM136 19H137V20H136ZM147 19H148V16H147ZM163 19H164V20H163ZM217 19H216V20H217ZM223 19H224V18H223ZM248 19H249V21H248ZM48 20H45V21H48ZM51 20H49V21H51ZM66 20H67V19H66ZM80 20H81V19H80ZM214 20H215V19H214ZM26 21H27V20H26ZM87 21H88V20H87ZM128 21H129V20H128ZM145 21H146V22H145ZM155 21H156V22H155ZM165 21H164V22H165ZM188 21H189V20H188ZM190 21L193 22V20H191V18H190ZM217 21H218V20H217ZM217 21H216V22L213 21V22L216 24ZM232 21H233V20H232ZM232 21H231V22H232ZM247 21H248L250 24L247 23ZM4 22H3V20H2V22L0 21V26H1V24L4 23ZM41 22H42V21H41ZM76 22H77V21H76ZM130 22H131V20H130ZM135 22H134V23H135ZM164 22H163V23H164ZM168 22H169V21H168ZM170 22H171V20H170ZM211 22H212V19H211ZM11 23H12V25H11ZM30 23H29V24H30ZM46 23H47V22H46ZM77 23H78V22H77ZM127 23H128V22H127ZM137 23H138V22H137ZM140 23H139V24H140ZM146 23H148V24H146ZM152 23H153V24H152ZM156 23H157V24H156ZM165 23H166V22H165ZM201 23H203V21H202ZM22 24H23V23H22ZM41 24H42V26H43V23H41ZM51 24H52V22H51ZM53 24H54V23H53ZM61 24H62V23H61ZM115 24L117 25V23H115ZM180 24H182V23H180ZM228 24H229V23H228ZM238 24H237V25H238ZM4 25H3V26H4ZM20 25H21V24L19 23V24H18V28L20 27ZM24 25H26V28H27V27L29 28V26H28V22H27V23L25 22V24H23L22 26L24 27ZM30 25H31V24H30ZM44 25H45V24H44ZM116 25H115V26H116ZM141 25H142V24H141ZM169 25H170V24H169ZM217 25H218V23H217ZM219 25H220V24H219ZM3 26H1L2 29H3ZM33 26H35V25H33ZM52 26H54V25H52ZM105 26H106V25H105ZM109 26H110V25H109ZM146 26H144V27H146ZM155 26H154V30H155V28H156ZM225 26H226V25H225ZM235 26H236V25H235ZM6 27H7V26L4 27L5 30H6ZM10 27H9V28H10ZM36 27H37V26H36ZM38 27H39V26H38ZM47 27H48V26H47ZM141 27H142V26H141ZM236 27H237V26H236ZM18 28H17V31H18ZM28 28H27V29H28ZM39 28H40V31H41V26H40ZM43 28H44V27H43ZM53 28H54V27H53ZM61 28H62V27H61ZM113 28H114V27H113ZM167 28H168V27H167ZM213 28H214V27H213ZM245 28H246V29H245ZM7 29H8V28H7ZM15 29H16V28H14V30H15ZM23 29H24V28H23ZM103 29H104V28H103ZM137 29H138V28H137ZM140 29H141V28H140ZM143 29H148V28H143ZM143 29H141V30H143ZM169 29H170V28H169ZM247 29H249V30L252 29V30H251L252 32L250 31L251 33H249V30H247ZM14 30L12 29L13 32H15ZM25 30H26V29H25ZM36 30H37V29H36ZM36 30H35V28H34V31H36ZM46 30H47V29H46ZM133 30L135 31L136 29H133ZM154 30H153V32H154ZM197 30H198V29H197ZM197 30H196V31H197ZM246 30H247V31H246ZM0 31H1V29H0ZM8 31H9V30H8ZM37 31H39V30H37ZM51 31H52V30H51ZM130 31H131V30H130ZM150 31H151V30H150ZM150 31H148L149 34H150ZM160 31L163 32V33L160 34ZM167 31H168V30H167ZM227 31H228V33H227ZM236 31H235V32H236ZM240 31H241V32H240ZM5 32H7V31H4V33H5ZM13 32L10 31V32H9V35H10V33H13ZM18 32H19V31H18ZM21 32H22V31H21ZM24 32H25V31H24ZM27 32L30 33V32H32V31H31L30 28H29V31H26L25 34H27ZM136 32H137V30H136ZM141 32H142V33H140V34H147V33H148L147 31H146L145 33H143V31H141ZM168 32H169V31H168ZM168 32H166V33H168ZM174 32L176 33V31H174ZM4 33H3V34H4ZM16 33H17V32H16ZM36 33H37V32H36ZM41 33H42V32H40V34H41ZM134 33H135V32H134ZM177 33H178V32H177ZM197 33H198V32H197ZM243 33H244V35H242ZM246 33H249V35L246 36ZM3 34L1 35V33H0V36H1V38L3 39V41H4V40L7 41L8 39L10 40V38L7 39L6 37H10L11 35H10V36H6V35H5V38H4V37H3ZM5 34H6V33H5ZM13 34H14V33H13ZM19 34H20V32H19ZM19 34H17V35L19 36ZM30 34H31V33H30ZM37 34H38V33H37ZM107 34H108V33H107ZM140 34H139V35H140ZM159 34L163 37V39L161 38V36H160ZM170 34H171V33H170ZM170 34H169V35H170ZM209 34H210V33H209ZM237 34H238V35H237ZM239 34H241V35H239ZM22 35H23V37H24V33H23V32H22L21 35H20L22 40H25V39H26V40L28 41L29 39H31L30 41L33 42V40L36 39V40L34 41L35 43H39V40H38L37 38H39V39L42 38V36H41V38H40V36L38 37L36 34H35V35H36L37 38H34V36L32 37V35H33V34H32V35H27V36L29 37V38L27 37L28 39H27V38L24 39V38H22ZM38 35H39V34H38ZM48 35H49V34H48ZM48 35L45 36V37H44V35H43V37L46 39V37H48ZM52 35H53V34H52ZM126 35H127V34H126ZM133 35H135V34H133ZM147 35H148V34H147ZM156 35H157V36H156ZM183 35H185V34H183ZM18 36H17V37H18ZM20 36L18 37V39H20ZM30 36H31V38H30ZM113 36H114V35H113ZM143 36H145V35H143ZM143 36H142V37H143ZM153 36H154V37H153ZM170 36H171V35H170ZM181 36H182V34H181ZM196 36H197V35H196ZM215 36H216V39H217V40H218L219 37H220L219 39H221V40L216 41V40L214 39ZM17 37H16V41H17ZM25 37H26V35H25ZM134 37H135V36H134ZM139 37H140V36H139ZM142 37H141V40H143V39L145 38V37H144V38L142 39ZM151 37H152V38H151ZM156 37H157V38L159 37L160 40H164V39H166V41L164 40V41H158V42H157V40H159V39H156ZM164 37H165V38H164ZM14 38H15V37H14ZM32 38H34V39H32ZM44 38H43V39H44ZM137 38H138V37H137ZM154 38H155V39H154ZM2 39H1V41H2ZM47 39H49L50 42H51V41L53 42V40H52L51 38L48 37ZM50 39H51V40H50ZM54 39H55V38H54ZM65 39H66V38H65ZM117 39H118V38H117ZM153 39H154V40H153ZM167 39H169V43L167 42V41H168ZM224 39H225V40H224ZM11 40H13L12 43L14 44V39H11ZM63 40H64V38H63ZM128 40H129V39H128ZM137 40H138V39H137ZM177 40H178V39H177ZM201 40H202V39H201ZM212 40H213L214 42H212ZM3 41H2V42H3ZM16 41H15V42H16ZM30 41H29V43H31V44L33 45V43L30 42ZM36 41H38V42H36ZM45 41H46V42H45ZM57 41H58V40H57ZM57 41H56V42H57ZM110 41H111V40H110ZM122 41H123V40H122ZM129 41H130V40H129ZM153 41H154V42L156 41L157 44H155ZM175 41H176V42H175ZM226 41H227V44H225ZM8 42H9V41H8ZM41 42H42V41L40 40V43H41ZM50 42H48V40H44V44H45V43L48 44V43H50ZM64 42H65V41H64ZM117 42H118V41H117ZM117 42H116V43H117ZM164 42H165V43H164ZM166 42H167V44H166ZM192 42H193V41H192ZM210 42L214 43V45L216 44V46H214V45H213L212 43H210ZM3 43H6V42L4 41ZM3 43L0 42V44H2V45H3ZM20 43H21V42H20ZM20 43H19V41H18V46H19ZM29 43H28V44H29ZM42 43H43V42H42ZM119 43L122 44V42H119ZM137 43H138V42H137ZM200 43H201L203 46L205 45V44H203V40H202ZM200 43H199V44H200ZM7 44H8V43H7ZM9 44H11V43H9ZM9 44H8L7 48H8V47H9V48L11 47V46H9ZM25 44H27V42H26ZM52 44H54V43H52ZM57 44H58V43H57ZM111 44H112V43H111ZM154 44H155V45H154ZM165 44H166V45H165ZM175 44H176L177 48H176ZM201 44H200V45H201ZM4 45H5V44H4ZM16 45H17V44H16ZM20 45H22V44H20ZM45 45H46V44H45ZM49 45L51 46V43H50ZM123 45H124V44H122L121 47H122ZM135 45H134V46H135ZM181 45H184V44H181ZM200 45H199V47H200ZM33 46H34V45H33ZM56 46H57V45H56ZM107 46H110V45H107ZM203 46L200 47V49H202ZM205 46H206V45H205ZM210 46H209V47H210ZM217 46H218V47H217ZM221 46H222V47H221ZM13 47H14V46H13ZM47 47H48V46H47ZM87 47H88V46H87ZM92 47H93V46H92ZM123 47H124V46H123ZM123 47H122V48H123ZM179 47H181V46H179ZM199 47L196 48V50L199 49ZM214 47H215V48H214ZM216 47H217L218 49L222 48V53L220 52V54H219L218 51H221V50H218ZM2 48H5V47H2V46H1L0 50H1ZM15 48H16V47H14V50H15ZM29 48H30V47H29ZM124 48H125V47H124ZM127 48H128V47H127ZM157 48H158V47H157ZM194 48H195V47H194ZM256 48H259L258 51H256V50H257ZM12 49H13V48H12ZM21 49L23 50V48H21ZM49 49H51V48H48V50H49ZM93 49H94V48H93ZM125 49H126V48H125ZM135 49H136V50H135ZM177 49H178V50H177ZM205 49H207L206 51H208V47H205ZM209 49H210V48H209ZM215 49L218 50V51H216ZM17 50H18V49H17ZM27 50H28V49H27ZM41 50H44V48L41 49ZM94 50H95V49H94ZM156 50H157V51H156ZM167 50H168V51H167ZM236 50H237V53H234V52H236ZM238 50H239V52H240L241 54L238 52ZM2 51H3V50H2ZM19 51H20V50H19ZM49 51H50V50H49ZM49 51H48V52H49ZM51 51H52V50H51ZM56 51H57V50H56ZM56 51H55V52H56ZM63 51H64V50H63ZM95 51H96V50H95ZM95 51H94V52H95ZM103 51H104V52L106 51V52L104 53ZM119 51H120V52H119ZM126 51H127V49H126ZM126 51H125V52H126ZM155 51H156V52H155ZM158 51H159V52H158ZM176 51H178V54H177ZM186 51H187V50H186ZM198 51H199V50H198ZM198 51H197V52H198ZM201 51H202V52H201ZM201 51H199V52H201V53L205 52V53H203V54H207L206 51L204 50V48H203ZM215 51L218 52V55H217V58L213 61V59L216 57V56H213V54H214ZM10 52H11V51H10ZM46 52H47V51L44 50V53H46ZM112 52H113V53H112ZM114 52H116V53H114ZM131 52H132V51H131ZM138 52H139V53H138ZM161 52H162V54H163L162 56H160V55H161ZM179 52H180V53H179ZM187 52H188V51H187ZM187 52H186V53H187ZM224 52H225L226 54H223ZM6 53H7V52H6ZM12 53H13V52H12ZM21 53H23V51H22ZM35 53H37V51H36ZM42 53H43V52H42ZM53 53H54V51H52V54H51V52H50L49 54L52 56ZM96 53H97V52H96ZM122 53H123V52H122ZM127 53H128V52H127ZM137 53H138V54H137ZM211 53H213V54H211ZM227 53H228V54H227ZM17 54H19V53H17ZM25 54H26V53H25ZM47 54H48V53H46V55H47ZM54 54H55V53H54ZM56 54H57V52H56ZM110 54H111V55H114V56H110ZM123 54H124V53H123ZM159 54H160V55H159ZM194 54H195V56H196V54H197V56L199 55V57H201V56H200V55H201L200 53H199V54H198V53H194ZM210 54H211V55H210ZM215 54H216V53H215ZM231 54H232V55H231ZM237 54H238V55H237ZM239 54H240V56L242 55V57H241L242 59H241V58L239 59V57H238ZM2 55H3V53H2ZM22 55H23V54H22ZM40 55H42V54H40ZM100 55H101V56H100ZM141 55H143V56L146 55V57L148 58V60H146V57H144L145 60H146V61H145L144 58H143V56H141ZM185 55H187V54H185ZM234 55H236V57H235ZM15 56H16V55H15ZM24 56H25V55H24ZM43 56H44V55H43ZM51 56H50V58H51ZM55 56H56V55H54V59L51 58L52 61H50V60H48V61L52 62V63H53V64L51 63L52 66H55V67H56V65H57L58 63H56V61L53 62V61L55 60V58H57V56H56V57H55ZM86 56H87V55H86ZM88 56H89V55H88ZM123 56L128 57V55H127V56H126V55H123ZM154 56H155L156 58H157V56H158L159 60L162 59L163 63H162V62H161V63L156 62V65H157L158 63L160 64V66H159V64L157 65V68H156V69H158V67H159V69H161L160 71H162V72H164V73L160 72L159 69L157 70V72H158V71H159V72L156 73V74L152 71L153 69H155L154 67H156L155 64H154L156 60L154 61V63H150V64H153V65H154L153 68L151 67L152 65L150 66V64H148V61L151 60V62H153V59L155 58ZM212 56H213V59H212ZM231 56H232V58H231ZM3 57H5V56H3ZM3 57H2L1 59H3ZM6 57H7V56H6ZM19 57H20V56H19ZM19 57L17 56V58H19ZM26 57H27V56H26ZM52 57H53V56H52ZM100 57H101V58H100ZM120 57H121V56H120ZM125 57H124V58H125ZM140 57H141V58H140ZM160 57H161V58H160ZM162 57H163V58H162ZM186 57H187V56H186ZM17 58H15V59H16V60H19V62H20V60L23 59L24 57L22 56V58H20V59H17ZM44 58H47V56H45ZM50 58L48 57L47 59H50ZM124 58L122 59V62H123ZM129 58H130V56H129ZM158 58H157V59H158ZM179 58H181V59H179ZM184 58H185V57H184ZM188 58H189V57H188ZM196 58H197V57H196ZM219 58H220V57H219ZM9 59H10V58L7 57L6 60H9ZM35 59H36V58H35ZM141 59H143V60L145 61V62H144L145 64L143 63V61H141ZM197 59H198V58H197ZM234 59H235V60H234ZM110 60H112V61H110ZM198 60H200V58H199ZM201 60L204 61V59H201ZM201 60H200V61H201ZM225 60H224V61H225ZM239 60L242 61V62H240ZM25 61H26V60H25ZM25 61H24V62H25ZM58 61H59V60H58ZM58 61H57V62H58ZM92 61H94L95 63H93ZM182 61H183V60H182ZM186 61H187V60L185 59V62H186ZM188 61H189V59H188ZM202 61H201V62H202ZM218 61L220 62L221 60H218ZM22 62H23V61H22ZM31 62H32V61H31ZM35 62H36V61H35ZM111 62L114 64L113 67H110L109 65H107V64L109 63V64L112 66ZM115 62L117 63L118 61L115 60ZM120 62H121V61H120ZM146 62H147V64H146ZM222 62H223V61H222ZM232 62H231V63H232ZM1 63H3V61H2ZM14 63H15V62L10 63V61H9V64H10V65L7 63V65H6L5 67L2 66V67H4L5 69L2 68V69H0V70H1V71L3 70V72H2L3 74H4V70H5V72H6L5 74H7L8 72L10 73L11 71H12L11 73H14V71H13V70H14V69H13L14 67H12V70H11V71H8V72L6 71L7 69H10V68H9L10 66H15L16 63H18V62H16L15 65H13ZM39 63H40V62H39ZM41 63H42V62H41ZM55 63H56V65H55ZM59 63H60V61H59ZM98 63H97V64H98ZM118 63H119V62H118ZM203 63H202V64H203ZM220 63H221V62H220ZM223 63H224V62H223ZM223 63H221L222 66H225V65H226L225 63H227V60L225 61L224 65H223ZM237 63L240 64V65H238ZM245 63H247V66H245ZM3 64H4V63H3ZM21 64H22V63H21ZM51 64H50V65H51ZM61 64H62V63H61ZM85 64H86V66H87L86 68H85ZM143 64H144V65H143ZM161 64H163V65H161ZM182 64H185L184 61H183ZM206 64H207V65H206ZM221 64H219V65H221ZM236 64H237V65H236ZM248 64H249L250 66H248ZM1 65H2V64H1ZM58 65H59V64H58ZM92 65H93L94 67H92ZM117 65H118V66H117ZM145 65H149V66H147V68H146ZM7 66H8V67H7ZM16 66H19L18 69L20 68V65H16ZM16 66H15V69H16ZM42 66H43V65H42ZM52 66H51V67H52ZM59 66H60V65H59ZM123 66H124V65H123ZM203 66H204V65H203ZM203 66H202V67H203ZM216 66L219 67L218 65H216ZM216 66H215V67H216ZM228 66H229V65H228ZM243 66H245V67H243ZM6 67H7V68H6ZM32 67H33V66H32ZM38 67L40 68V66H37V67H36V68H37V71H35V73H37V74H35V76H37V77L32 76V77H34V78H31V79H34L33 82L29 80V81L32 83V86H30V85H24V84L22 83V81H20V80L22 79V77H23V76H21V74H20L21 78H20V76H19L18 74H16V73H15V75H11V73H10V76H8L9 74L6 75V78L9 77V78H8L9 80L12 79L13 77L17 79V76H16V75H18V76H19L18 79L20 78V80H18V79H17V80L20 81V83H19L17 80H15V79H13L14 81H13V80H12V81H11V80L8 81V79H7V81L9 82V83H8V82L5 81L6 79L3 78L4 75L1 77V79H2L3 81H1L2 83H0V85H2L3 82H4V83L6 82L7 85L9 84L8 86H9L10 88L8 87L9 89H7V87H6L7 92L11 89V87H12V85H13V82H14V85H13V87H12L13 90L11 89L10 93H7V92H6V93H3L2 90H4L3 88H5V87H4V86H3V87H2V86L0 87V88H1V89H0V91H1V92H0V95H1V96L3 95L2 97H0V103H1V100L4 99V100L2 101V104L0 105V131L3 129V130H6V131H7L6 133L9 132V134H10V133H12V134H14V135L16 134L19 138H17L16 135H15L16 137H14V135H13V137H12V135L10 134L11 139L13 140V141H11L10 136H9L8 134H5L4 131H3V133L6 135V136H5L6 140L9 139L11 142L14 143V142H15L14 140L17 139L18 141L16 140V143H14V144H17V142H18L17 145L20 144L18 149L14 148V146H13L14 149L11 147V151L9 152L10 146H12V145H9V149L6 148V147H5V143H6L7 141H5V138L3 137V138H4V141H5V142H3L4 147H5V148L3 147V148H4L3 151H5V149H6V151L3 152L4 154H2V155H6V154L8 153L9 156H10L11 154L14 156L13 153H15V156H16V155L18 156V155L23 154L24 149L27 151L28 148L26 147V148H27V149H26V148H24V147H25V144L27 145L28 140H29V142H30L31 131H32L34 128L32 127V130H31V128H30L29 126H30L31 124H33L34 121H36V125H38V124L40 123V122L38 123V121H40V120L42 121V120H43V122H42L43 124L41 123V125L43 126L42 128H45V129L47 128L48 130L46 129L45 131H47V136H50V135H51L50 133H51V130H52V129L48 126V125H50V124L47 122V121H49L50 119H47V121H46L45 117H46V118H50L51 115L49 116L48 114H49V113L52 114V113H51L52 110H53V112H56V113L58 112V113H59V114L57 113V114H58L57 116H60V113H62V115L65 114V113H64V112H65L64 110H66V109L63 110V109H62V106H61L62 103L66 102V101H64V100H65L64 97H63V98L59 97V95H58V93H57V96H56V97H59V98H61V99H60V100L57 99V100H59V101H56V100H55V97L51 99V98H50L51 95H49L50 90L52 91V88H51L52 86H51V85H52V83H54V80H56V78H54V77H57V78H58V76H59V72H60L61 69H60V70H57V69H58V66H57L56 68L54 67L55 69L52 68V71H54V70H55V71L57 70L56 72L59 71V72H58V76H57V74H55V71H54V72H53L54 75H51V77L49 78V80H47V78H44L43 75H42V76L40 75V72H41V71H40V69L38 70ZM63 67H64V66H63ZM80 67H84L85 69L83 68V70L81 69V70L78 72V68H80ZM98 67H102V68H98ZM107 67H108V69H107ZM128 67H129V68H128ZM144 67H145V68H144ZM160 67H162L163 69L160 68ZM170 67H171V68H170ZM181 67H182V65H181ZM220 67H221V66H220ZM229 67H230V66H229ZM233 67H234V66H233ZM233 67H232V65H231V68H233ZM236 67H237V68H236ZM249 67H250V68H249ZM23 68H24V67H23ZM93 68H94V69L96 68L95 71H94ZM105 68H106V69H105ZM110 68H111L112 71H113V72H111V73H113V74L115 73V74H116V75L114 76V79H113V80L115 81V77H116V81H115L116 85L110 83L111 81L114 83V81L112 80V78H113V74H108V73L111 71ZM143 68H144V69H143ZM148 68H150V70H149ZM168 68H169V69H168ZM221 68H222V67H221ZM226 68H228V67H226ZM231 68H230V69H231ZM34 69H35V67H34ZM41 69H42V68H41ZM92 69H93V71L96 73V75H93L94 72L91 71ZM109 69H110V71L108 72ZM128 69H129V70H128ZM146 69H147L149 72H147ZM156 69H155V70H156ZM164 69H165V70H164ZM182 69H183V68H182ZM223 69H224V68H223ZM20 70H21V69H20ZM20 70H18V71L15 70V71L19 73ZM63 70H64V69H63ZM121 70H122V72H123L122 74H125V76H124V75H123V76L126 77V78H124V77L122 78V77H121ZM155 70H154V71H155ZM226 70H227V69H226ZM228 70H229V69H228ZM232 70H231L230 72H232ZM1 71H0V72H1ZM39 71H40V72H39ZM50 71H51V69H50ZM65 71H66V70H65ZM70 71H71V70H70ZM144 71H145V73H147V74H145ZM151 71L154 73L153 75L150 74V73H152ZM175 71L172 70V72H175ZM261 71L263 72V74H262ZM26 72H27V71H26ZM38 72H39V74H38ZM92 72H93V73H92ZM127 72H128V75H127ZM135 72H136V74H134ZM155 72H156V71H155ZM199 72H200V71H199ZM228 72H229V71H228ZM90 73H92L93 78H94V76H95V77L98 76V78H97V77L94 78L95 81H96L97 79H99V80L101 79V78H99V76H102V77H103V76H106V77H105V78H106V81H108V82L110 81V82H109L110 84H107V85L105 84V85L107 86L106 88H107L108 90L110 89V86H109V85L117 86V91H116V95H117V96H116L113 92H111V91L109 90L111 93L114 94L113 97H114V99L116 100V101L114 100V103L109 104V106H108L109 100L113 99V97L111 98V96H112V95H111V96H109V97L107 98V96H108V94H109V91H108V90L106 91L104 87H102V88L105 90V92H108V94L105 93V92H103L104 90L101 89V91H100L101 94H99V97H100L99 99H100V100L97 101V96H94V98L96 97V99H94V98L92 97L91 102H89V100H87V99H86L87 101H86V100H84V102L82 101V100L84 99V97L81 96V93L87 92V90H88L87 88L91 85V84H90V81H91V80H90V76H91ZM105 73H106V74H105ZM143 73H144L145 75H144ZM148 73H149V74H148ZM161 73H162L163 75H162ZM202 73H203V71H202ZM239 73H240V74L242 73L243 75L241 74V76H240ZM66 74H68V73H66ZM104 74H105V75H104ZM157 74H158V75H157ZM169 74H170V73H169ZM175 74H176V73H175ZM237 74H238V77H237ZM0 75H1V74H0ZM55 75H56V76H55ZM60 75H61V74H60ZM142 75H143V77H141ZM146 75H147V76H146ZM150 75H151V76H150ZM170 75H171V74H170ZM233 75H234V74H233ZM15 76H16V77H15ZM40 76H41V78L39 79L38 77H40ZM64 76L66 77V75H64ZM107 76H111L112 78L109 77V78H111V79L109 80V78H108ZM117 76H120V77H121V79L118 77V82H117ZM131 76H132V77H131ZM149 76H150V77H149ZM172 76H173V75H172ZM200 76H202V75H200ZM208 76H209V75H208ZM213 76H214V75H213ZM259 76H260L261 78H260ZM4 77H5V76H4ZM68 77H69V76H68ZM239 77H240V78L242 77V78H241L240 80H238L237 78H239ZM35 78H36V79L38 78V79L36 80ZM42 78H43V79H42ZM61 78H62V80L64 79L63 77H61ZM91 78H92V77H91ZM197 78H198V75H197ZM210 78H211V77H210ZM212 78H213V77H212ZM220 78H219V80H220ZM224 78H225V79H224ZM231 78H232L233 80H232ZM256 78L258 79L257 81H255ZM4 79H5V80H4ZM45 79H46L47 81H49V82H52V83H51V84L49 83L50 85H49V84H48V85H45L46 83H48L47 81H43V80H45ZM50 79H51V80H50ZM53 79H54V80H53ZM94 79H93V80H94ZM102 79H103V78H102ZM102 79H101V81H102ZM107 79H108V80H107ZM123 79H124L125 81H124ZM134 79H135V78H134ZM134 79H133V80H134ZM168 79H170V78H168ZM195 79H196V77H195ZM198 79H199V78H198ZM200 79H201V78H200ZM236 79H237L238 81H237ZM22 80H23V79H22ZM41 80H42V81H41ZM93 80H92V81H93ZM104 80H105V79H104ZM104 80H103V82H104ZM133 80H132V82H133ZM137 80H135V81H137ZM163 80H166V79H163ZM201 80H202V79H201ZM231 80L234 81V82L237 81V82H236V85H234V84L231 85V82H232ZM37 81H38V82H37ZM144 81H145V83H144ZM205 81H206V80H205ZM258 81H259V86H257ZM16 82H17V84H16ZM34 82H36V83H38V84H39V82H43V84L40 83V85H41V86L43 85L44 87H42V90H40L41 95H40V94H39V95L42 96V95L48 90L49 92H48V91L46 92V93H48V94L44 95L45 98H47V100H48L47 102L49 103L50 100H53V99H54V101H55L54 103H53V101H52V102L50 101V102H51V103H50L51 106L54 105L56 102H59V103H60L59 106H60L61 109L58 108L59 106L56 107L57 105L54 106V107H51V106H50L52 109H50L51 112H49V109H47V107H46V106H49V104L47 103V105H46V104H45V103H46V102H45L46 100H45V99H42V98H44V96H42L41 99H39V100L37 99V98L40 97L39 95H37V92H36L39 88H37V90L35 91L36 93H35L34 91H33L32 93H30L33 89H36L35 87H37V85H38V84H36V85L33 86V83H34ZM45 82H46V83H45ZM56 82H57V81H56ZM58 82H59V81H58ZM99 82H100V81H99ZM108 82H107V83H108ZM132 82L130 83V85L133 84ZM166 82H167V81H166ZM168 82H169V81H168ZM260 82H261V83H260ZM18 83H19V84H23V86L20 87V85H19ZM44 83H45V84H44ZM60 83H61V82H60ZM65 83H66V84H65ZM67 83H68V84H67ZM137 83H139V85H138ZM263 83H264V77H263ZM6 84H4V85L6 86ZM11 84H12V85H11ZM34 84H35V83H34ZM55 84H56V83H55ZM55 84H54V86H55ZM145 84H147V85H145ZM183 84H184V83H183ZM213 84H214V85H213ZM56 85H57V84H56ZM92 85H94V84H92ZM92 85H91V87H92ZM101 85H102V84H101ZM136 85H138V87H137ZM158 85H159V83H158ZM158 85H157V86H158ZM177 85H178V84H177ZM263 85H264V84H263ZM16 86H17V89H18V87H20V88L23 89V91H25V92H22V91H21L22 89L19 88L18 91L20 90V94H22V93H27L26 90H29L30 88H33L32 90H29V91H28L29 94L32 95V96L30 97V99H28V97H29L28 94H27V95L25 94V96H24V97L28 96V97H26V100H27L26 102L29 103V104H25V102H24L23 99H22V101H21V102H23V105H25V108H26L25 110H22V112H21V109H22V108L24 109V107H23V105H20L21 102L18 103V101L21 100L20 97H22L23 95L20 96L19 92H18L17 89H16ZM26 86H28L27 88H29V89H26ZM41 86L38 85V87H41ZM48 86H50V87H48ZM60 86H61V85H60ZM113 86H112V87H113ZM131 86H132V85H131ZM179 86H180V85H179ZM192 86H193L192 84H191V86H190V85L187 86V87H188L187 89H189L188 91L191 90L190 87L192 88ZM225 86H224V87H225ZM233 86H235V87H233ZM108 87H109V88H108ZM183 87H184V86H183ZM221 87H223V86H221ZM224 87H223V88H224ZM232 87H233V88H232ZM262 87H264V86H260V88H259L258 90L261 89V90H263V93H264V89H262ZM46 88H50V89H47L46 91L43 90V89H46ZM145 88H144V90H145ZM193 88H194V87H193ZM211 88H212V89H211ZM6 89H5V90H6ZM24 89H26V90H24ZM40 89H41V88H40ZM54 89H55V87L53 88V91H54ZM65 89H67V91H66ZM86 89H87V90H86ZM98 89H99V88H98ZM111 89H113L112 91H115V90H116L115 88H111ZM150 89H151V88H150ZM150 89H149V90H150ZM155 89H156V88H155ZM177 89H178V88H177ZM210 89H211V92H208V90H210ZM252 89L256 90L257 92H256L255 94H254V93H253V94L251 93L252 96H250L249 93L253 91ZM91 90H92V88H91ZM95 90H96V89H95ZM180 90H181V89H180ZM180 90H179V91H180ZM251 90H252V91H251ZM43 91H45V92L43 93ZM132 91H133V90H132ZM137 91H138V90H137ZM192 91L197 92V90H195V89L192 90ZM56 92H57V91H56ZM60 92H61V93H60ZM89 92H90V90H89ZM89 92H88V93H89ZM102 92H103V93H102ZM130 92H131V91H130ZM149 92H150V91H149ZM175 92H176V90H175ZM195 92H192V93H195ZM202 92H203V93H202ZM212 92H214V93H212ZM253 92H254V91H253ZM1 93H2V94H1ZM79 93H80V94H79ZM104 93L107 94L106 97H105V99H104V96H105ZM111 93H110V94H111ZM132 93H134V92H132ZM145 93H146V92H145ZM145 93H144V95H145ZM201 93H202V94H201ZM215 93H216V94H215ZM263 93H262V94H263ZM35 94H36V96H37V97H36V101H33V103H35V104H31V101H32L31 98L33 97L34 100H35V97H34ZM50 94H51V92H50ZM54 94H55V93H53V96H55ZM90 94H91V93H90ZM90 94L87 95V93H85V95H87V96H89ZM135 94H136V93H135ZM139 94H141V93H139ZM142 94H143V93H142ZM187 94H185V95H187ZM203 94H204L205 96H203ZM214 94H215V95H214ZM246 94H248L250 97L247 96L249 99H248V98L245 99V102H244L243 97H244V95L246 96ZM258 94H259V93H258ZM262 94H261V95H262ZM47 95H49L50 100H49V98L47 97ZM74 95H79V96H78L79 98H78V97H76V98L74 97V98H73ZM100 95H102V96H100ZM178 95H179V94H178ZM199 95H200V98H199V99H196V98L199 97ZM210 95H211V98H210L211 101H210L209 99H207V97H210ZM253 95H254V96H253ZM263 95H264V94H263ZM38 96H39V97H38ZM91 96H93V94H92ZM132 96H133V95H132ZM135 96H136V95H135ZM145 96H147V94H146ZM151 96H152V95H151ZM176 96H177V95H176ZM191 96H189V97H191ZM212 96H213V97H212ZM3 97H4V98H3ZM51 97H52V96H51ZM89 97H90V96H89ZM139 97H140V96H139ZM192 97H191V98H192ZM204 97H206V99H205ZM262 97H263V96H262ZM106 98H107V99H106ZM109 98H111V99H109ZM116 98H117V99H116ZM146 98L148 99V97H146ZM146 98H145V100H147ZM170 98H171V97H170ZM202 98H203V100H201ZM245 98H246V97H245ZM250 98H251V99H250ZM259 98H260V99H259ZM81 99H82V100H81ZM93 99H94V101H92ZM108 99H109V100H108ZM118 99H119L120 101H121V99H122L123 102H122V101L120 102ZM123 99H125L126 102H125ZM133 99H134V98H133ZM195 99L198 101V103L195 102ZM204 99H205V100H204ZM252 99H253V102L250 101V100H252ZM263 99H264V97H263ZM37 100H38V102H37ZM43 100H44V101H43ZM101 100H103V101H101ZM145 100H144V101H145ZM208 100H209V104H207L208 107H206V103H207L206 101H208ZM242 100H243L244 104H243V103L241 104ZM247 100H248V101H247ZM28 101H29V102H28ZM62 101H63V102H62ZM70 101H71V100H70ZM73 101H74V102H73ZM78 101H79V102H78ZM99 101H100V103H99ZM106 101H107V103H106ZM112 101H113V100H112ZM128 101H129V100H128ZM130 101H132V100H130ZM160 101L162 102L161 99H160ZM183 101H184V102H183ZM186 101H187V102H186ZM204 101H205V102H204ZM246 101L248 102V104H247ZM249 101H250V103H249ZM254 101H256V103L258 104V108H260V109H258V110L256 111L257 113L254 111V110L257 109V107H256V109L251 110V109L255 108V103H254ZM80 102H81V104H80ZM101 102H102L103 104H101ZM110 102H111V101H110ZM118 102H119V103H118ZM124 102H125V105H126V107H127L126 109H125V105L122 106V105L120 104V103L123 104ZM149 102H150V101H149ZM169 102H170V101H169ZM199 102H200V103L203 102L204 106H203V104H200V105H202L201 107L198 106ZM89 103H92L93 105H91V104H89ZM105 103H106V104H105ZM127 103H128V102H127ZM147 103H148V102H147ZM154 103H155V101H154ZM253 103H254V105H253ZM262 103H263V105H264L263 100H262ZM21 104H22V103H21ZM57 104H58V103H57ZM64 104H65V103H64ZM64 104H63V105H64ZM82 104H83V106H80V105H82ZM86 104H88V106H87ZM140 104H141V103H140ZM152 104H153V103H152ZM167 104H168V102H167ZM245 104H246V106H245ZM16 105L21 106V107H20L21 109H18V107H17ZM156 105H157V104H156ZM156 105L153 104V106H155V109H156ZM184 105H185V106H184ZM193 105H195V106H194V110H193ZM241 105H242V106H241ZM92 106H93V107H92ZM105 106H108V107H105ZM138 106H140V105H138ZM147 106H148V105H147ZM190 106H192V109L190 108ZM196 106H198V110H200V111H199L200 113H201V110H203V112H202L201 114H198V115H197V114L195 113V112L198 113V110H197V107H196ZM243 106H244V107H243ZM256 106H257V105H256ZM259 106H260V107H259ZM37 107L39 108V110H38ZM64 107H65V106H64ZM79 107H80V108H79ZM91 107H92L93 109H95V111H96L97 113H94L95 111H94ZM161 107H162V106H161ZM178 107H179V108H178ZM181 107H182V108H181ZM195 107H196V108H195ZM203 107H206V108H203ZM15 108H17V109H16L17 111L20 110L19 113H17V114L15 113L16 116L19 115L18 117H16V116L13 114ZM55 108H57V109H55ZM69 108H70V106H69ZM132 108H133V107H132ZM134 108H136V107H134ZM144 108H145V107H144ZM148 108H150V107H148ZM163 108H162V109H163ZM189 108H190V109H189ZM46 109H47L48 111H47ZM71 109L73 110V107H71ZM123 109H124V110H123ZM137 109H138V108H137ZM141 109H142V108H141ZM16 110H15V111H16ZM37 110H38V111L41 110L43 113H41V112H40V113H39V112H36ZM45 110H46V111H45ZM57 110H58V111H57ZM59 110H62V111L59 112ZM67 110H68V109H67ZM67 110H66V111H67ZM91 110H92L93 112H92ZM134 110H135V109H134ZM138 110H139V109H138ZM189 110H190V111H189ZM17 111H16V112H17ZM23 111H24V112H27V114H28V112H29L28 115H32L33 118H32L31 116L29 117V118H32V119H33L32 121L28 118L27 115H25V116L28 118V121L30 120V123L32 122L31 124L28 123L27 120H24L25 118L22 117V113H23ZM63 111H64V112H63ZM123 111H124V113L126 114L125 117H126L127 119H124ZM130 111H131V109H130ZM135 111H136V110H135ZM149 111H150V110H149ZM156 111H157V110H156ZM158 111H159V110H158ZM165 111H168V112H165ZM191 111H194L195 115H197V116H196V117H193L194 115H193V113H191ZM236 111H237V112H236ZM249 111H250L251 113L255 112V113H253V116H254V117H253L250 121H249L250 117H249V116L247 117V115H249ZM32 112H33V114H34V112L37 113L38 115L40 114L39 117H38L37 114H34V115H37V116H33ZM44 112H49V113H46V114H47V115H46ZM70 112H72V111H70ZM137 112H138V111H137ZM137 112H136V113H137ZM139 112H140V111H139ZM141 112H142V111H141ZM141 112H140V113H141ZM235 112H236V113H235ZM262 112H263V111H262ZM20 113H21V114H20ZM56 113H54V114L56 115ZM66 113H67V112H66ZM76 113H77V112H76ZM144 113H145V112H144ZM158 113H159V112H158ZM170 113H171V114L173 113V115H174L175 117H174L173 115H172V116H171V115H168V114H170ZM203 113H204V114H203ZM251 113H250V114H251ZM70 114H71V113H70ZM72 114H73V113H72ZM121 114H122V115H121ZM165 114H166L167 116H165ZM261 114H262V113H261ZM263 114H264V113H263ZM23 115H24V113H23ZM55 115H54V116H55ZM65 115H66V114H65ZM99 115H97V117H96L95 119H98V120L101 119V118L99 117ZM159 115H160V113H159ZM233 115H235V117H234ZM14 116H15V117H14ZM48 116H49V117H48ZM54 116H53V117H54ZM57 116H56V117H57ZM67 116H68V114L66 115V119H67ZM120 116H121V118H123L124 120H123V119L121 120V118H118V117H120ZM122 116H123V117H122ZM139 116H140V115H139ZM170 116H171V117H170ZM232 116H233V119H234V118H235V119H236V118L238 119V120L236 119L237 122L235 121V119H234V121H233ZM251 116H252V115H251ZM260 116H262V115H260ZM263 116H264V115H263ZM263 116H262V117H263ZM12 117H13V118H17V120L14 121ZM98 117H99V118H98ZM134 117L136 118V120H139V119H140V121L137 122V121L135 120ZM143 117H144V116H143ZM229 117H230V120H229ZM41 118H42V119H41ZM72 118H73V117H72ZM103 118L106 119V120H104ZM116 118H118V119H117L118 121L116 120V123H119V122H120V123H119V124H116V123L114 122V125L112 126V124H113V120L116 119ZM133 118H134L135 121L132 120ZM167 118H169V119H167ZM171 118H172V120H171ZM256 118H257V117H256ZM22 119H23L24 121H23ZM60 119H63V118L60 117ZM64 119H65V116H64ZM119 119H120V120H119ZM184 119H185V120L187 121V123L189 124V125H188L189 127L187 126V123H185V124L183 123V122L185 121ZM259 119H260V120H259ZM174 120H175V121H174ZM180 120H182V121H180ZM239 120H240V123H238ZM242 120L244 121L243 123H241ZM257 120H258V121L256 122V124H259V125H257V127H258V126L260 127V125H261L260 130H262L264 125L262 126V124H261V122H262V121H261V118H257ZM263 120H264V119H263ZM21 121H22V123H23V122L25 123V121H27V123L30 124V125H29V126H28V125L26 126V125L22 124ZM45 121H46V122H45ZM68 121H69V120H68ZM78 121H79V120H78ZM148 121H149V120H148ZM166 121H167V122H168V121H170V122L173 121V124H170L169 122L167 123ZM177 121H178V122L180 121V124H179V125H181V126H182V123H183V127H185L186 129H184L183 127L179 126V128L177 127V129H179V130H177V129L175 128V127H176L175 125L178 126V122H177ZM186 121H185V122H186ZM229 121H233V122H229ZM259 121H261V122H259ZM136 122H137V124H136ZM145 122H146V121H145ZM145 122H144V123H145ZM175 122H176L177 124H176ZM181 122H182V123H181ZM189 122H190V123H189ZM255 122H253V123H255ZM27 123H25V124H27ZM34 123H35V122H34ZM47 123H48V125H47ZM72 123H74V122H72ZM89 123H90V122H89ZM105 123H106V122H105ZM174 123H175V124H174ZM234 123H237V126H236V127L233 126ZM76 124H77V123H76ZM95 124H96V123H95ZM106 124H107V123H106ZM106 124H104V126H105ZM153 124H154V125H153ZM231 124H233V125H231ZM238 124H239V125H238ZM249 124H250V123H249ZM263 124H264V122H263ZM36 125H34V126L37 128ZM57 125H58V124H57ZM71 125H72V124H71ZM99 125H100V124H99ZM115 125H116V126H115ZM137 125H138V128H137ZM184 125H186V126H184ZM245 125H246V124H245ZM247 125H248V124H247ZM31 126H32V125H31ZM53 126H55V125H53ZM76 126H77V125H76ZM90 126H91V125H90ZM100 126H101V125H100ZM251 126H253V124H252ZM251 126H249V127H251ZM9 127H12V129H10ZM56 127H57V126H56ZM56 127H55V129H59V128H60V127H59V128H56ZM140 127H141V128H140ZM180 127H181L182 129H184V130H180V129H181ZM187 127H188V128H187ZM238 127H239L240 130H241L240 132H241V133L243 132V136H244V137L242 136V134H241L240 132L238 133V130H237ZM246 127H247V126H246ZM246 127H245V128H246ZM257 127H253V128H256V129H257ZM8 128H9L11 131H8ZM36 128H35V129H36ZM53 128H54V127H53ZM80 128H81V127H80ZM103 128H104V127H103ZM239 128H238V129H239ZM253 128H252V129H253ZM49 129H51V130H49ZM87 129H88V128H87ZM108 129H109V128H108ZM108 129H107V130H108ZM113 129H114V128H113ZM150 129H151V128H150ZM258 129H259V128H258ZM258 129H257V131H258ZM82 130H83V129H82ZM84 130H85V129H84ZM186 130H187L188 132H187V133H184ZM235 130H237V132H235ZM244 130H245V129H244ZM260 130H259V131H260ZM49 131H50V132H49ZM53 131H54V130H53ZM61 131H62V129L60 130V132H61ZM78 131H79V130H78ZM88 131H89V130H88ZM88 131H87V132H88ZM103 131H105V130H103ZM108 131H109V130H108ZM112 131L114 132V130H112ZM177 131H178V132H177ZM179 131H180V132H179ZM183 131H184V132H183ZM251 131H252V130H251ZM253 131H255V130H253ZM257 131L255 132V134H257ZM263 131H264V130H263ZM33 132H34V130L32 131V133H33ZM36 132L38 133V131H36ZM39 132H40V131H39ZM74 132H75V131H74ZM113 132H112L113 135H112V136L110 135L111 138H113L114 135H115V134H114L115 132H114V133H113ZM181 132H182V134H179V133H181ZM3 133H2L1 135H3ZM34 133H35V132H34ZM37 133H35V136H34L35 138H36ZM56 133H58V132H56ZM223 133H224V134L229 133V134L232 136V137H230V138H232V139H230V140H232L233 142H235L236 145L238 144L239 147H238V146L236 147V145H235V146H232L233 148L235 147L234 149H232V148H231V145H232L233 143L230 141V142H231V145H230V144L228 145V144H227L228 141L226 142V137H227V136H225V135L222 136ZM232 133H233V134H232ZM237 133H238V134H237ZM249 133H250V132H249ZM40 134H41V133H40ZM40 134H39V135H40ZM107 134H108V133H107ZM133 134H134V135H133ZM236 134H237V135H236ZM240 134H241V136H242V138H241V136H240V139H242V140H239V138L237 137V136H239ZM261 134L264 135V132H262ZM261 134H259V135H261ZM1 135H0V136H1ZM7 135H8V136H7ZM39 135H37L38 138H39ZM74 135H75V134H74ZM105 135H106V134H105ZM131 135H132V137H131ZM136 135H137V136H136ZM217 135H218V136H217ZM220 135H221V136H220ZM262 135H261V138H262ZM216 136H217V138L219 137L218 140L220 139L221 141H220V140H219V141L216 140L217 143H215V140H214V139H217V138H215ZM224 136H225V138H224ZM252 136H253V135H252ZM8 137H9V138H8ZM60 137H61V136H60ZM69 137H70V136H69ZM117 137H118V136H117ZM220 137H221V138H220ZM222 137H223V138H222ZM233 137L235 138L234 140H233ZM257 137H259V136H257ZM32 138H33V137H32ZM42 138H44V137H42ZM42 138L39 139V141H40V140H43ZM46 138L48 139L49 137H46ZM74 138H75V137H74ZM120 138H121V139H120ZM236 138H237V139H236ZM259 138H260V137H259ZM75 139H76V138H75ZM262 139H263V138H262ZM262 139H261V140H262ZM34 140H35V139L33 138V142H35ZM44 140H46V139L44 138ZM116 140H114V142H113V139L110 140V142H111V146L114 145L115 142H117ZM130 140H131V141H130ZM236 140H237V141L239 140V141L236 143ZM2 141H3V139H1L0 143H2ZM59 141H60V140L58 139V142H59ZM87 141H88V140H87ZM91 141H92V140H91ZM240 141H241V143H240ZM262 141H263V140H262ZM31 142H32V140H31ZM41 142H42V141H41ZM55 142H56V140H55ZM62 142H63V141H62ZM219 142H220L221 144L223 143V145H219V144H218ZM225 142H226V143H225ZM260 142H261V141H260ZM65 143H66V142H65ZM67 143H68V142H67ZM86 143H87V142H86ZM128 143H129V144H128ZM224 143H225V144H224ZM239 143H240V144H239ZM245 143H244V145L241 144L242 146H244V147H242L243 149H245V145H246ZM3 144H1V146H3ZM6 144H7V143H6ZM8 144H9V141H8ZM32 144H34V143H32ZM39 144H41V145H39ZM44 144H45V143H44ZM116 144H117V143H115V145H116ZM130 144H131V145H130ZM216 144H218V145H216ZM260 144H261V143H260ZM260 144H258V145H256V146H259ZM48 145L51 146V147H49ZM56 145H57V144H56ZM92 145H93V144H92ZM108 145L110 146V144H108ZM118 145L121 146V144H118ZM6 146H7V145H6ZM27 146H28V145H27ZM33 146H34V145L31 146V143H30V145H29L28 147H30V148L32 147V148H33ZM35 146H34V148H36ZM75 146H76V145H75ZM111 146H110V151L108 152V155H109V154L111 153V151H112V150H111ZM122 146H123V147H122V148L119 147V148H118L119 151H117V152H119V154H118V158L121 157V159L124 158V157L122 156V154H123V153H124L123 155L126 154V153H125V148H126V146H124V145H122ZM135 146H136V145H135ZM216 146H218V147L216 148ZM263 146H264V144H263ZM45 147H46V148H45ZM90 147H91V146H90ZM115 147H116V149H115ZM124 147H125V148H124ZM206 147H210L211 149L209 148V150H207L208 148L205 149ZM1 148H2V147H1ZM127 148H128V147H127ZM127 148H126V149H127ZM242 148H240V150H241ZM247 148H248V146H247ZM263 148H264V147H263ZM46 149H47V150H46ZM57 149L59 150V147H58ZM67 149H68V148H67ZM69 149H70V148H69ZM74 149H76V148H74ZM78 149H79V148H78ZM90 149H94V148H90ZM95 149H96V148H95ZM114 149H115V152H114ZM120 149H121V150H120ZM231 149H232V151H230ZM243 149H242V150H243ZM257 149H258V148H257ZM7 150H8V151H7ZM14 150H15V151H14ZM17 150H19V154L16 153ZM34 150H35V149H34ZM40 150H41V149H40ZM58 150L56 151L57 153H58ZM96 150H97V149H96ZM116 150H117V145H116V146H113V151H112V154H110V155L112 156V155H114V154H117ZM123 150H124V151H123ZM133 150H134V149H133ZM205 150H207V151H205ZM233 150H234V151H233ZM254 150H255V152H254ZM1 151H2V150H1ZM26 151H25V152H26ZM74 151H75V150H74ZM126 151H130V149L128 148ZM195 151H197V153H196ZM200 151H201V152H200ZM202 151H205L206 154H208V155H209V153H207L208 151L211 153V156H210V155L207 156V157L210 158V162L208 161L209 158H205L206 161H202L203 158H199L200 161H202V163L205 162L204 164H205L208 168H206V166H204V164L201 165V164H200L201 162H198L199 159H197V156H198V155H201V154H204V152H202ZM250 151H252V149H251ZM256 151H257V150H256V147H255V148L253 149V152L256 153ZM12 152H13V153H12ZM17 152H18V151H17ZM27 152H28V151H27ZM32 152H33V151H32ZM36 152H37V150H36ZM85 152H86V151H85ZM113 152H114V153H113ZM120 152H121L122 154H121ZM192 152H193V153H192ZM198 152H199V153H198ZM243 152H244V151H243ZM258 152H259V151H258ZM258 152H257V153H258ZM5 153H6V154H5ZM38 153H39V152H38ZM41 153H42V152H41ZM130 153H131V152H130ZM146 153H147V154H146ZM190 153H192V154H190ZM224 153H225V154H224ZM262 153H263V155H262ZM62 154H63V153H62ZM103 154H104V155H103ZM127 154H128V153H127ZM187 154H188L189 156H188ZM196 154H198V155H196ZM218 154H219V152H218ZM242 154H243V153H242ZM245 154H247V153H245ZM12 155H11V156H12ZM25 155H26V154H25ZM34 155H35V154H34ZM72 155H74V154H72ZM89 155H90V154H89ZM132 155H133V154H132ZM136 155H135V156H136ZM146 155H147V157H146ZM186 155H187V156H186ZM192 155H193V156H192ZM194 155H195L196 158L194 157ZM232 155H231V158H228L227 156H224L225 158L223 157L224 160L226 159L225 161H227V159H228V160L230 159V160H229L228 162H226V163H229V164H230V162H232L231 160H233L232 158H234V156H232ZM236 155H237V156H236ZM258 155H259V154H258ZM258 155L256 154V157H257ZM261 155H262V156H261ZM11 156H10V160H11V158L13 157V156H12V157H11ZM40 156H41V155H40ZM44 156H43V157H44ZM56 156H58V157H56ZM62 156H64L66 160H64V157H62ZM105 156H104V158H106ZM185 156H186V157H185ZM219 156H222V154H220ZM242 156H243V155H242ZM247 156H249V155H247ZM247 156H246V158H248ZM251 156H252V154H251ZM251 156H249V157H251ZM254 156H255V154H254L252 157H254ZM263 156H264V150L260 151V155L258 156V157H262V161L260 160L261 162H263V164L260 163V164H261L260 166H262V168H264V161H263L264 157H263ZM19 157H23V158H25V157H28V156H19ZM31 157H32V155H31ZM50 157H51V158H50ZM114 157H116V156H114ZM127 157H128V156H127ZM127 157H126V158H127ZM129 157H130V156H129ZM142 157H143V158H142ZM181 157H182V158H181ZM189 157H190V158H189ZM191 157H192V158H191ZM200 157H203V155L200 156ZM204 157H206V156L204 155ZM13 158H14V157H13ZM62 158H63L64 161L61 160ZM126 158H125V159H126ZM130 158H134V160H135V157H130ZM166 158H168L167 160L169 161V166L171 165V167H169L167 164H165V162H166ZM187 158H188L189 160H191V159L193 160V158H195V160H193V161L191 160V161H190V162L193 163L192 166L190 165V164H191L190 162H188V163L185 162V161H186L185 159H187ZM221 158H222V157H218V159H219L218 162H220V159H221ZM17 159H19V158L17 157ZM27 159H28V158H27ZM153 159H154V157H153ZM169 159H170V160H169ZM188 159H187V160H188ZM238 159H239V158H238ZM260 159H261V158H260ZM5 160H6V161H5ZM19 160H20V159H19ZM30 160H31V159H30ZM32 160H33V159H32ZM67 160H69V161H67ZM122 160H123L124 162L127 161V160L125 161L124 159H122ZM154 160H155V159H154ZM154 160H153V161H154ZM189 160H188V161H189ZM197 160H198V161H197ZM213 160H214V159H213ZM245 160H246V159H245ZM250 160H251V159H250ZM252 160H253V159H252ZM252 160H251V163H254L255 160H254V161H252ZM256 160H258V159H256ZM11 161H12V160H11ZM15 161H16V160H15ZM20 161H21V160H20ZM35 161H37V159H36ZM61 161H63V164L66 163V164H64L65 167H64V166H63V167L61 166ZM65 161H67L68 163L65 162ZM129 161H130V160H129ZM129 161L126 162V166H127V164H128L129 166L131 165V164L129 163ZM143 161H142V162H143ZM153 161H152V162H153ZM170 161H171V162H170ZM194 161H197V164H196V165H198V163H199V165H201V166L203 167V169L205 168V169H204L205 171L202 170V171H203V172H202L201 170H199V171H201V172H199L198 169H196V168L199 167V166H197L196 168H195V167L193 168ZM207 161H208V162H207ZM236 161H237V160H236ZM246 161H247V160H246ZM258 161H259V160H258ZM260 161H259V162H260ZM25 162H26V161H25ZM46 162H47V161H46ZM83 162H84V161H83ZM130 162H131V161H130ZM152 162H151L150 164H152ZM172 162H173V163H172ZM221 162H224V161L221 160ZM233 162H234L233 164H234L235 166L233 167V164H232V163H231V165H232V168H235L236 166H238V164H239L241 161H240V162L238 161L239 163L237 164V163L235 162V158H234V161H233ZM242 162H243V161H242ZM16 163H17V162H16ZM28 163H29V162H28ZM43 163H45L44 160H43ZM91 163H90V164H91ZM99 163H100V164H99ZM137 163H136V164H137ZM154 163H155V162H154ZM154 163H153V165H151V166H152L151 169H153L154 167H156V166L154 165ZM166 163H167V162H166ZM170 163H172V164H170ZM186 163H187V164H186ZM212 163H214V161H212ZM212 163H211V164H212ZM224 163H225V162H224ZM244 163H245V161H244ZM256 163H257V162H256ZM256 163H255V164H256ZM19 164H20V162H19ZM24 164H25V163H24ZM52 164H53V163L51 162V165H52ZM78 164H79V163H78ZM95 164H96V167H95ZM98 164H99L100 166H103V167H100ZM134 164H135V163H134ZM134 164L132 163L131 167L127 166L128 169L131 168L132 171H133V170L136 168L135 166H134L135 168L132 167ZM141 164H142V163H141ZM141 164H140V165H141ZM144 164H145V162H144ZM164 164H165V165H164ZM217 164L220 166L221 163H220V164L217 163ZM229 164H228V165H229ZM236 164H237V165H236ZM246 164H248V163H246ZM7 165H8V166H7ZM14 165H15V164H14ZM51 165H50L49 167H52ZM56 165L53 164V168H54V169L57 168ZM97 165H98V166H97ZM187 165H188V166L190 165L191 168L196 169V172H197L198 174L200 173L199 175L202 176L203 178L201 179L200 176H199V178H200L201 180H200L199 178H197L198 175H197L196 172H194L193 169H192V171H193V173H194L193 175H195V173H196L197 176H196V175H195V177H193V175L191 176L192 173L189 172V171L187 170V169H189V170L191 171V169H190V167H188ZM196 165H194V166H196ZM223 165H224V164H223ZM226 165H227V164H226ZM231 165H230V166H231ZM241 165H243V164H241ZM249 165H250V164H249ZM249 165H248V166H249ZM256 165H257V164H256ZM2 166H1V169H2V172H3V168H2ZM19 166H23V164H22V165H19ZM19 166H17V167H19ZM27 166H28V164H27ZM92 166H94L93 168L95 169V171L93 170V171H94L93 173H91V171H92ZM138 166H137V167H138ZM142 166H145V165L142 164ZM151 166H150V167H151ZM153 166H154V167H153ZM164 166H165V167H164ZM166 166H168V167H166ZM201 166H200L199 169L202 168ZM211 166H212V165H211ZM211 166H210V167H211ZM214 166H215V165H213V169H214V171H215V172H214V175L211 173V174L213 175L212 180L215 179L216 177H218V173H219V170H220V169L218 168V170L216 171L217 168L214 167ZM216 166H217V165H216ZM244 166H245V164H244ZM244 166H243V167H244ZM252 166H254V165L252 164ZM14 167H15V166H14ZM17 167H16V168H17ZM55 167H56V168H55ZM78 167H79V166H78ZM139 167H140V166H139ZM139 167H138V170L140 169ZM147 167H149V166L147 165ZM217 167H218V166H217ZM224 167H225V166H224ZM228 167H229V166H228ZM243 167H241V168H243ZM258 167H259V165L257 166V168H258ZM10 168H11V167H9V169H10ZM21 168L23 169V167H21ZM90 168H91V171L89 170ZM104 168H105L106 170H104ZM211 168H212V167H211ZM239 168H240V166L238 167V170H239ZM251 168H252V167H251ZM251 168H250V170H253V168H252V169H251ZM260 168H261V167H260ZM260 168H259L258 170H260ZM27 169H29V168H27ZM49 169H50V168H49ZM131 169H129V170H131ZM136 169H137V168H136ZM148 169H150V168H148ZM213 169H212V170H213ZM222 169H223V168H222ZM228 169H230V168H227V169H225V170H228ZM244 169H245V167H244ZM24 170L26 171L25 168H24ZM129 170H128V171H129ZM138 170H137V171H138ZM146 170H147V169H146ZM212 170H211V171H212ZM235 170L238 172V170H237L236 168H235ZM246 170H247V169H246ZM246 170H245V171H246ZM250 170H249V171H250ZM255 170H256V171H255ZM255 170H254V172H257V171H258L257 169H255ZM261 170L263 171V169H261ZM22 171H23V170H22ZM27 171H28V170H27ZM27 171H26V172H27ZM100 171H99V172H100ZM103 171H104V172H103ZM106 171H107V172H106ZM135 171H136V170H135ZM160 171H159V173L164 174V173H162V171H161V172H160ZM229 171H230V170H229ZM242 171H243V170H242ZM242 171H241V172H242ZM26 172H25V174H26ZM28 172H29V171H28ZM51 172H52V171H51ZM57 172H58V173H57ZM188 172H189V173H188ZM230 172H231V173H232V172L234 173L235 171L231 170ZM251 172H252V171H251ZM19 173H20V172H19ZM47 173H48V172H47ZM49 173H50V171H49ZM56 173H57V174H56ZM96 173H97V172H96ZM129 173H131V171H130ZM155 173H156V174H155ZM216 173H217V176H216ZM224 173H225V172H224V169H223L222 173L220 172L219 175L224 174ZM233 173H232V174H233ZM239 173H240V172H239ZM242 173H243V172H242ZM252 173H253V172H252ZM252 173H250V174H251V177H254V175H256V174H254V173L252 174ZM259 173H260V172H259ZM262 173H263V172H262ZM16 174H17V173H16ZM23 174H24V173H23ZM41 174H42V173H41ZM87 174H88V175H87ZM97 174L99 175V173H97ZM97 174H96V175H97ZM134 174H135V173H134ZM177 174H178V175H177ZM205 174L207 175L208 172H205ZM226 174H228V173H226ZM232 174H231V175H232ZM243 174H246V172L243 173ZM243 174H242V176H245V175H243ZM260 174H261V173H260ZM14 175H15V174H14ZM28 175H30V174H28ZM51 175H53V174H51ZM54 175H53V176H54ZM59 175H60V177H62V176H63V177H64V176L66 177V178L64 177V178H65L64 181H63V177H62V179H61L60 177L57 178V176H59ZM84 175H86L85 178H84ZM96 175H95V176H96ZM132 175H133V174H132ZM135 175H136V174H135ZM135 175H134V176H135ZM138 175H139V174H137V176H135V177H138ZM187 175H188V176H187ZM231 175H230V176L228 175V176H229V177H232ZM236 175H238V174H236ZM247 175L249 176V173H247ZM252 175H253V176H252ZM10 176H11V177H10ZM21 176H22V175H21ZM24 176H25V175H24ZM26 176H27V175H26ZM30 176H31V175H30ZM30 176H27V179H28V177H30ZM46 176H47V177H46ZM130 176H131V177H130ZM164 176H165V175H164ZM164 176H163V177H164ZM166 176L164 177V181H166V180H165ZM186 176H187V177H186ZM214 176H216V177H214ZM248 176H247V177H248ZM263 176H264V173H263V175L261 174V176H260V177L264 180V177H263ZM1 177H2V176H1ZM71 177H73L74 179L71 178ZM108 177H107V178H108ZM128 177L131 179V180L129 179V180L131 181V183H130L129 186H131V184H132V186H131L130 188H129V186H127V185H128V183H127V178H128ZM152 177H153V176H152ZM226 177H227V176H226ZM236 177H237V176H236ZM247 177H246V180H248ZM257 177H259V176H258V173H257V175H256V177H255L254 179L256 180ZM260 177H259V178H260ZM13 178H14V179H13ZM34 178H35V177H34ZM67 178H68V179H67ZM98 178H99V179H98ZM122 178H123V180H122ZM218 178H220V177H218ZM227 178H228V177H227ZM232 178H235L234 175H233ZM241 178H242V177H241ZM9 179H8V180H9ZM25 179H26V178H25ZM58 179H59V180H58ZM60 179H61L62 181H61ZM72 179H73V180H72ZM91 179H90V180H91ZM185 179H186L187 181H185ZM195 179H199L200 182H199L198 180H196V182H198V183H196L197 186L194 187V185H195V183H194V182H195ZM230 179H231V178H230ZM238 179H240V178H237V180H238ZM242 179H243V178H242ZM244 179H245V177H244ZM249 179L252 180L251 178H249ZM257 179H258V178H257ZM5 180H4V181H5ZM18 180H20V182H18ZM43 180H44V181H43ZM69 180H70V181H69ZM83 180H87V181H83ZM121 180H122L123 182H126L127 185L124 184V183L121 184ZM217 180H218V179H217ZM231 180H233L232 183H233V182H234V183L236 182V181H234V179H231ZM258 180H259V179H258ZM258 180H256V181H258ZM59 181H60V182H59ZM130 181H129V182H130ZM184 181H185V183H184ZM190 181H189V182H190ZM218 181H219V180H218ZM240 181H241V180H240ZM240 181H238V182L240 183ZM256 181H255V182H256ZM260 181L263 182L261 179H260ZM16 182H17V186H16ZM24 182H26V183H24ZM133 182H134V184H133ZM186 182H187V183H186ZM210 182H211V184H212V181H211V180H210ZM210 182H209V184H210ZM214 182H215V181H214ZM221 182H222V180L220 179V183H221ZM55 183H56V182H55ZM144 183H143V184H144ZM149 183H150V184H149ZM152 183H153V184H152ZM207 183H208V182H207ZM215 183H217V181H216ZM223 183H225V182H223ZM244 183H245V182H244ZM246 183L248 184L249 181H247ZM253 183H254V182H253ZM253 183L251 182V183H250L251 185H248V187L250 188V186H252V185L255 186ZM258 183L260 184V182H258ZM4 184H5V183H4ZM14 184H15V185H14ZM40 184H41V185H40ZM108 184H110V183H108ZM170 184H171V185H170ZM204 184H205L206 187H209L208 184H207V185H206V183H204ZM211 184H210V186H211ZM235 184H236V183H235ZM235 184H233V186H234ZM237 184H238V183H237ZM237 184H236L237 187L240 186V185H237ZM241 184H242V183H241ZM247 184H246V185H247ZM256 184H257V183H256ZM261 184H262V183H261ZM263 184H264V183H263ZM28 185H29V184H28ZM90 185H92V187H91ZM97 185H98V184H97ZM110 185H111V184H110ZM123 185H126V186H123ZM214 185L216 186V184H214ZM231 185H232V184H231ZM257 185H258V184H257ZM33 186H34V187H33ZM122 186L125 187L126 189H125V188H122ZM220 186H221V185H220ZM228 186H229V185H228ZM28 187H29V186H27V190L29 189ZM36 187H37V188H36ZM90 187H91V188H90ZM118 187H117V188H114V190H115V189H118ZM161 187H163V188H162V191H161V189H160ZM164 187H165V188H164ZM193 187L196 189L194 192L192 191V188H193ZM200 187H203V186H200ZM212 187H214V186H211V188H212ZM240 187H242V185H241ZM245 187H246V186H245ZM245 187H243V188H245ZM248 187H246L247 189H244V190H243V188H241V189H240L239 187L237 188V189H240V190L242 191V193L245 192V190H247L246 193H243L244 195L247 194V195L245 196V198L242 197V194H240V192H239L240 190H238L239 194L237 193V196L239 195V197L241 196V197L243 198V199H242V198L240 197V198L242 199V200H241V199H240V200L242 201V203H244V204H242V205H244L243 207H245V209L248 208L247 205L250 206L251 208L249 207L248 210H245V209H244V211H246V214H245V213H242L243 210H241V212L239 211L240 213H239V212H236L238 209H243V207H241V206H242L241 204H240V205H241L240 207L238 206L239 203H241L240 200H239V203L237 204L238 208H237L236 204L234 205V208L236 207L235 209H237V210L233 211L234 208H232L231 210L226 209L227 211H231V212L233 211L232 214H231V212L229 213V217L232 216L231 218H235V216L238 217V215H235V214L239 213V215H240V214L242 213V214H244V216L241 215V217L243 216L244 218H245V217L247 218V216H248L247 219H248V220H251V218L254 217L258 212H260L261 209H263L262 211H264V204H263V203H264V202H263L264 199H262V202H260V201H261L260 199H261V197H263V194H264V193H262V194H260V195H257V193H258V191H257V193L255 192V193H256L255 195H257V196L254 197V189H250V190H249ZM255 187H257V186H255ZM95 188H97V190H99L100 192H101V191L103 192V194H101V196H102V195L104 196V197H102V199H100V197H101V196H100V192H99L98 194H97L96 192H93V191H95ZM127 188H128V189H127ZM137 188H138V190H137ZM167 188H168L169 190H168ZM189 188H188V189H189ZM194 188H193V189H194ZM211 188H210V189H211ZM231 188H232V187H231ZM251 188H252V187H251ZM253 188H254V187H253ZM261 188H262V187H261ZM22 189L20 188L19 190H22ZM164 189H165L166 191H168L170 195L166 194V191H165ZM175 189L177 190V193L174 192ZM203 189H204V188H203ZM212 189H213V188H212ZM223 189H224V188H223ZM228 189H229V187L226 188V189H224V190H228ZM256 189H257V188H256ZM2 190H4V189H2ZM58 190H59V191H58ZM136 190H137V191H136ZM139 190H141V193H140V194H139V192H140ZM163 190L165 191V193H164ZM201 190H202V189H201ZM201 190H200V191H201ZM213 190H214V189H213ZM213 190H212V191H213ZM216 190H217V189H216ZM221 190H222V189H221ZM234 190H236V187H235ZM252 190H253V192H252ZM0 191H1V190H0ZM116 191H117V190H115V192H116ZM119 191H120V193H119ZM138 191H139V192H138ZM172 191H173V192H172ZM190 191L192 192L191 195H190V194L187 195L188 193H190ZM208 191H209V188H208ZM212 191H211L210 193H212ZM232 191H233V190H232ZM248 191H249L251 194H253V195L248 194ZM259 191H260V190H259ZM262 191H263V190H262ZM262 191H261V192H262ZM20 192H21V191H20ZM26 192H27V193H26ZM102 192H101V193H102ZM129 192H130L131 194H129ZM168 192H167V193H168ZM170 192H172V194H171ZM198 192H199V191H198ZM206 192H207V191H205V194H206ZM219 192H220V191H219ZM226 192H227V191H226ZM226 192H224V193H226ZM230 192H231V191H230ZM235 192H236V191H235ZM261 192H260V193H261ZM2 193H4V192H2ZM16 193H17V195H16ZM112 193H114V192L112 191ZM174 193H175V194H174ZM194 193H195V194H194ZM201 193H203V192H201ZM233 193H234V191H233ZM26 194L29 196V198L26 196ZM95 194L99 196V197H97V196H96V197L99 198L100 200H99V199L95 200V199H96V197L94 198V195H95ZM114 194H115V193H114ZM119 194H120L121 200H120V198H119ZM121 194H122V195H121ZM164 194H165V195H164ZM203 194H204V193H203ZM205 194H204V196H206ZM231 194H232V193H231ZM21 195H22V196H26V197H27L26 201L28 200L27 202H30V203H27V202L24 200V197H22ZM107 195H108V194H107ZM115 195H116V194H115ZM162 195H163L164 197H163ZM167 195H168V196H167ZM199 195H200V194H199ZM209 195H211V194H209ZM244 195H243V196H244ZM248 195H249V196H248ZM19 196H20V197H19ZM92 196H93V199H94L95 201H94L93 199H92V201H91V197H92ZM194 196H192V198H193L192 200L196 199ZM200 196H201V195H200ZM200 196H199V197H200ZM216 196H217V195H216ZM221 196H222V195H221ZM258 196H260V198H258ZM9 197H10V198H9ZM12 197H13V199H11ZM14 197H15L16 201L18 200L17 203L15 202ZM16 197H18V198H16ZM21 197H22V198H21ZM199 197H198V199H199ZM226 197H227V196H226ZM228 197H229V196H228ZM228 197H227V198H228ZM247 197H248V198H247ZM256 197H257L259 200H258ZM87 198H89V197H87ZM104 198H105V199H104ZM162 198H163V199H162ZM180 198H181V197H180ZM180 198H179V200H181ZM235 198H236V197H235ZM249 198H250V199H249ZM0 199H1V198H0ZM2 199H3V198H2ZM19 199H22V202H23V200H24V201L26 202L27 205H28V204L30 205V207H29V205L27 206L24 202H23V204H18V203H20V202H19ZM159 199H162V201L159 200ZM167 199H168V198H167ZM170 199H171V198H169V200H170ZM220 199H221V198H220ZM238 199H239V198H238ZM244 199H248V201H246V202L248 203V204H246V206H245V201L243 202ZM11 200H12V203H11ZM13 200H14V204H13ZM88 200H89V201H88ZM119 200L121 201V203L119 202ZM179 200H178V201H179ZM196 200H197V199H196ZM211 200H212V199H211ZM223 200H225V199H223ZM226 200H228V199H226ZM226 200H225V201H226ZM4 201H5V200H4ZM93 201H94V202H93ZM176 201H177V200H176ZM198 201H200V199H199ZM209 201H210V200H209ZM214 201H215V199L213 200V202H214ZM220 201H221V200H220ZM231 201L233 202V203H231V204H234V203L237 201V199H236L235 202H234V200H231ZM2 202H3V201H2ZM7 202H8V203H7ZM91 202H92V203H91ZM110 202H109V204H110ZM167 202H168V201H167ZM170 202H171V201H170ZM182 202H184V201H182ZM221 202H222V201H221ZM6 203H7V204H10V203H11L10 207H11V206H12V207L9 208V210L11 209V211H12V210L14 209V210H13V213H12L11 211L8 210V212H10L12 218H11V216H10V214H9L8 212H6V214H5V211H6V210H5L4 206L7 205ZM15 203H16V205H15ZM98 203H99V204H98ZM104 203H103V204H104ZM118 203H119V204H118ZM157 203H158L159 205H158ZM193 203L196 204V202H193ZM203 203H204V202H203ZM210 203H211V202H210ZM222 203H226V204H228L227 202H222ZM116 204L118 205V208H119L118 211L121 210L120 208H123L121 211H122V212H125V214H124V213L122 214V212L120 211V214H122V215H116V213H117L118 211L115 213L114 210H115L117 207H115V209L112 208V207H114L113 205H116ZM120 204H121V207H119ZM182 204H183V203H182ZM199 204H200V203H199ZM205 204H206V203H205ZM216 204H217V205L219 204L217 199H216ZM0 205L2 206V204H0ZM14 205H15L16 207H18V208H19L20 205H21V206L26 205V206L24 207V210H23V209H21V210L18 209V210L20 211V213H21L22 211H24L23 214H26V208H29V209H27L29 212L27 211L28 213H27L25 216L20 215V214H19V216H17V214H18V212L16 213L17 208H13ZM18 205H19V206H18ZM50 205H51V207H50L51 209L47 208V207L50 206ZM210 205H212V204H210ZM214 205H215V204H214ZM224 205H225V204H223V206H224ZM207 206H208V204H207ZM215 206H216V205H215ZM219 206H220V205H219ZM262 206H263V207H262ZM94 207H92V209H93ZM100 207H102V206H100ZM158 207H159V209L157 210L156 208H158ZM185 207H186V206H185ZM211 207H213V206H211ZM217 207H218V206H217ZM224 207H226V205H225ZM224 207H223V208H224ZM228 207H229V206H228ZM228 207H227V208H228ZM232 207H233V206H232ZM12 208H13V209H12ZM20 208H23V207H20ZM160 208H161V209H160ZM175 208H176V207H175ZM229 208H230V207H229ZM257 208H258V209L260 208L259 211H257V210H258ZM3 209H4V210H3ZM15 209H16V211H15ZM110 209H113V211H112V210H111V211L115 213V214H114V213H113V214L116 215V217H117V219H118V220L115 219L116 222L114 221V218H112V217H115V216H114V215L111 216V213H112V212L110 211ZM124 209H125V210H124ZM141 209L144 211V212H143L144 215L141 214V213H142V212H141ZM150 209H151V210H150ZM177 209H178V208H177ZM220 209H222V208H220ZM220 209H219V210H220ZM255 209H257V210H255ZM2 210H3V211H2ZM95 210L98 211L99 208L94 209V211H95ZM152 210H153V211H152ZM161 210H162V211H161ZM205 210H206V209H205ZM253 210H255V211L252 212ZM149 211H150V213H149ZM151 211H152V212H151ZM159 211H161V212H159ZM175 211H176V210H175ZM175 211H174V213L172 214V216L175 214ZM178 211H179V210H178ZM206 211H207V210H206ZM223 211H224V210H223ZM244 211H243V212H244ZM262 211L260 212V214L258 213L259 215H256L255 217L258 219V218H259L258 216H260L258 222L256 221V223H258V224H257V225L259 226L258 229H260V231L264 233V212L262 213ZM14 212H15V213H14ZM168 212H169V211H168ZM170 212H171V211H170ZM170 212H169V213H170ZM176 212H177V211H176ZM207 212H208V211H207ZM234 212H236V213L234 214ZM255 212H257V213L255 214ZM7 213H8V214H7ZM95 213H97V212L95 211ZM147 213L150 214L151 218L148 216L149 214L147 215ZM158 213H157V215H158ZM179 213H180V212H179ZM204 213H205V212H204ZM261 213H262V214H261ZM117 214H118V213H117ZM170 214H171V213H170ZM196 214H197V212H196ZM214 214H215V213H214ZM221 214H223L222 211H221ZM233 214H234V216H233ZM5 215H6V217H5ZM8 215H9V217H8ZM124 215H125V216H124ZM141 215H142L143 217H142ZM168 215H169V214H168ZM176 215H177V214H176ZM181 215H182V214H181ZM188 215H189V214H188ZM209 215H210V213H209ZM215 215H216V214H215ZM230 215H231V216H230ZM246 215H247V216H246ZM262 215H263V216H262ZM37 216H38L39 218H38ZM40 216H41V217H40ZM44 216H46L45 218H46L47 220L44 218ZM192 216H193V215H192ZM226 216H228V213H227ZM261 216H262V217H261ZM13 217H14V218H13ZM18 217L20 218V220L15 221L16 219H18ZM116 217H115V218H116ZM140 217H141L142 220L140 219ZM145 217H148V219L146 220ZM169 217H171V216L169 215ZM169 217H168V218L166 217V219L168 220ZM173 217H174V216H173ZM187 217H188V216H187ZM193 217H194V216H193ZM208 217H210V216H208ZM219 217H220V216H219ZM255 217L252 218V220H254ZM1 218H0V219H1ZM3 218H4V219H3ZM111 218H112V222H113V223L110 222V221H111ZM246 218H245V219H242V218L239 219V217H238V218H236V221H235V222H232V224H233V223L235 224V223H238V222H241V223H242V220H245V221H243L242 226L239 225V226H240V229L238 230L239 233H238L237 231L234 232L235 234H238L237 237L239 236L238 239L236 238V239H237V240H236V241H237V242H236L237 244H235V238H234L235 236H232V233H233V232H232V231L229 232L231 235H230V234H227L228 231H229L230 229L233 230V231H234V229L237 230V228H235V227H234V228H231L232 225H229V227H227V225L224 223V224H225V227L229 228V230H228V229H226L224 226L221 227L222 229L224 228V229L226 230V231H225L224 229L222 230V229L220 228V224H217V226L219 225L218 228H220V229H218V230L215 231V232H219V233H220V232H223V231L227 232V233L224 232L225 235H224V234L219 235L220 237H223V238H224V239L221 238V242H222L223 240L226 239L225 237H227L228 239H229V238L232 239L231 241H230V239H229V241H227V242H231L232 244L234 243L235 246L238 245L237 248H236V247L234 248L233 246H231V244L228 243L229 246L232 247V248L234 249V250L232 249L234 252L237 251V252L234 253V254H235V257H233V258L235 259V262H233V264H236V263H237L236 260L238 261V264H243V263L246 264V261H247V260H249V261L251 260L250 263H252V264H264V245H263V244H264V240H263L264 235H262L263 233L259 232V234L262 236L261 239H259V238H260V235H259V236H258L259 238H257V240H256L255 238H254V241L252 240L253 242L257 241V242H258V246L254 245V243L251 241V238H250L251 235L249 236V234H247V233H244V234L242 233V235H241V230L244 229V228L241 229V227H244V226H243L244 222L246 223V221H248V220H246ZM8 219H9V220H8ZM12 219H14L13 222H12ZM107 219H108V218H107ZM157 219H158V217H157ZM157 219H156V220H157ZM176 219H177V220H176ZM197 219H198V218H197ZM204 219H205V218H204ZM238 219H239L240 221H239ZM241 219H242V220H241ZM2 220H1V221H2ZM24 220H25V221H24ZM101 220H102V221H101ZM152 220H153V219H152ZM152 220H151V223H152ZM164 220H165V219H164ZM170 220L172 221V218H171ZM170 220H168V222H169ZM232 220L234 221V219H232ZM255 220H256V219H255ZM255 220H254V221H255ZM14 221L17 222V223H15ZM22 221H23V222H26V223H27V221H28V222H31V224L26 225V223H23ZM103 221H104V222H103ZM146 221H148V223H147ZM206 221H207V220H206ZM254 221H253V223H254ZM114 222H115V223H114ZM154 222H155V221H154ZM161 222H162V221H160V225L162 224ZM164 222H165V224L167 225V221L165 220ZM192 222H193V221H192ZM223 222H224V221H223ZM223 222H221V223H223ZM248 222H252V221H248ZM13 223H15V224L13 225ZM116 223H120V224H118V227H119V228H120V227H125V226H126V227H125V228H120V229L116 230V229L118 228L117 225H115ZM228 223H229V222H228ZM259 223H260V225H261V228H260ZM110 224L115 225L117 228L114 227V226H112V225H110ZM146 224H148V225H146ZM155 224H156V223H155ZM165 224H164V225H161V226H166ZM181 224H182V225H181ZM183 224H187L186 227H185V226L183 227ZM189 224H190V225H189ZM208 224H209V223H208ZM214 224H215V223H214ZM234 224H233V225H234ZM32 225H33V226H32ZM41 225H43V224L41 223ZM137 225H138V226H137ZM180 225H181L182 229H180L179 231H178V230L176 231L177 227L181 228ZM211 225H212V224H211ZM237 225H238V224H237ZM244 225H245V224H244ZM53 226H54V227L56 226V227L54 228ZM81 226H82V227H81ZM154 226H156V225H154ZM174 226H175V227H174ZM187 226H192V227H193V228H192L193 230H192V229H186ZM207 226H208V225H207ZM212 226H213V225H212ZM214 226H216V225H214ZM221 226H222V225H221ZM235 226H236V224H235ZM247 226H248V223H247ZM247 226L245 225V227H247ZM254 226H255V224H254ZM258 226H257V227H258ZM10 227H9V228H10ZM31 227H30V228H31ZM159 227H160V226H159ZM173 227H174V228H173ZM201 227H202V226H201ZM248 227H250V226H248ZM255 227H256V226H255ZM11 228H10V229H11ZM56 228H57V229H56ZM209 228H211V227L209 226ZM238 228H239V227H238ZM252 228H253V227H252ZM252 228H251V229H252ZM47 229H50V231H47ZM54 229H55V230H54ZM113 229H114L115 231H113ZM151 229H152V230H155V229L152 228V226H151ZM157 229H158V228H157ZM170 229H175V230H173V232H174V231H176V232H174V233L171 232V233H173V234H170ZM195 229H197V230L200 229V230L197 231V230H195ZM213 229H215V228H213ZM213 229H212V230H213ZM251 229H250V230H251ZM256 229H257V228H256ZM258 229H257V231H258ZM143 230H145V229H143ZM148 230H149V231H148ZM163 230H164V229H163ZM194 230H195V232H194L195 234L192 233ZM208 230H210V229H208ZM219 230H221V231H219ZM227 230H228V231H227ZM245 230H246V229H245ZM81 231H83V233H81ZM126 231H127V232H126ZM187 231H188V232H187ZM190 231H191V232H190ZM199 231H200V232H199ZM242 231L244 232V230H242ZM247 231H249V230H247ZM28 232H29V231H28ZM113 232H114V233H113ZM119 232H120V231H119ZM145 232H146V235H147V236L144 235ZM153 232H154V231H153ZM155 232H156V231H155ZM155 232H154V233H155ZM210 232H211V230H210ZM210 232H209V233H210ZM212 232H213V231H212ZM2 233H3V232H2ZM55 233H56V232H55ZM55 233H53L52 235H50V233H49V235H48L47 237L45 236V238H44V239H45V242H47L46 238L48 239L49 236L51 237V236H53ZM112 233H113V234H112ZM156 233H158V232H156ZM187 233H190L191 235H189V234H187ZM213 233H214V232H213ZM234 233H233V234H234ZM248 233H249V232H248ZM251 233H252V232H251ZM256 233H258V232H256ZM13 234H14V236H13ZM68 234H69V232H68ZM68 234H67V235L64 234L63 238H65V237H66V238H67V237L71 238L70 236L72 235V233H70V236H68ZM129 234H130V235H129ZM150 234H151V233H150ZM158 234H159V233H158ZM202 234H203V233H202ZM220 234H221V233H220ZM226 234H227V235H230L231 237H230V236H229V237L226 236ZM239 234H240V235H239ZM252 234H253V233H252ZM2 235H3V236H0V238H1L2 240H1V239H0V240H1V242L4 241V243H2V244H3L2 246L4 247L3 250H7L8 248L5 249V247H7V245H9V241H10L11 239H7V238H6V236H7L8 234H5V235L2 234ZM29 235H30V234H29ZM55 235H56V234H55ZM109 235H110V236H109ZM117 235H120V234H117ZM126 235H129V236L126 237ZM159 235H161V234H159ZM167 235H169V236H170V235H173V236H171V237L169 238ZM179 235H181V236H179ZM182 235H183V236H182ZM188 235H189V238L186 237V236H188ZM194 235H195V237H193ZM196 235H198V236H200V237L198 238V237H196ZM205 235H206V234H205ZM211 235H212V234H211ZM216 235H217V234H216ZM243 235H244V236H243ZM245 235H248V236L245 237ZM255 235H256V234H255ZM10 236L8 235L7 237L10 238ZM12 236H13V238H12ZM33 236H34V237H33ZM136 236H137V237H136ZM149 236H150V237H149ZM212 236H213V235H212ZM18 237H19V238H18ZM24 237L21 238V240H15V242H16L15 244H17V242L20 241V244H18V245L20 246V247L18 246V248H20V249H21V245L25 244V243L22 244L21 241H24V242H25V240L27 239V240H26V243H30V239H29V237L25 238V240H24ZM30 237H33V238L35 239V235H30ZM55 237H56V239H57V236H55ZM73 237H72L71 239L75 240L76 238L74 239ZM111 237H112V236H111ZM114 237H115V236H114ZM114 237H113V239H114ZM128 237H129V238H128ZM138 237H139V238L141 237V238L139 239V241L137 240ZM173 237H174V238H173ZM220 237H219V240H220ZM247 237H248V238H247ZM4 238H6V239H4ZM33 238H32V239H33ZM66 238H65V239H66ZM115 238H116V237H115ZM144 238H145V239H144ZM148 238H150V239L148 240ZM171 238H172V240H170V241H173L174 239H175L176 241L174 240V242H171V243H170V241H169L168 239H171ZM186 238H187V239H186ZM213 238H214V237H213ZM217 238H218V237H217ZM22 239H23V240H22ZM28 239H29V240H28ZM32 239H31V240H32ZM38 239H39V237H38ZM38 239H37V237H36V240H38ZM54 239H55V238H54ZM60 239H59V240H60ZM65 239H63V240L61 239L60 241L62 242V241H64ZM79 239H80V238H79ZM113 239H112V240H113ZM184 239H186L187 241L184 240ZM228 239H226V240H228ZM249 239H250V240H249ZM6 240H7L8 243L6 242ZM8 240H9V241H8ZM36 240H33V241H35V244L39 243V242H37ZM40 240H42V238H41ZM40 240H39V241H40ZM67 240H68V238H67ZM67 240H65V242H66ZM84 240H85V242H83ZM131 240H132V241H131ZM136 240H137V241H136ZM160 240H161V239H160ZM165 240H166V241L168 240V242L166 243ZM201 240H204V237H202ZM208 240H209V239H208ZM212 240H213V239H212ZM226 240H225L224 242H226ZM42 241H43V243H45L44 240H42ZM42 241H41V244H42ZM60 241L57 240V241H55V242L58 244V243H60ZM68 241H69V240H68ZM125 241H124V242H125ZM130 241H131V243H130ZM133 241H135L136 243L138 242V243L135 244V245H133V244H134ZM144 241H142V244L145 243L143 247H145V249H146V244H147V242H146V241L144 242ZM152 241H149V242H148V243H149L148 245H150V244L152 243ZM194 241H195V242H194ZM209 241H210V240H209ZM209 241H207V242L209 243ZM213 241H215V238H214ZM233 241H234V242H233ZM250 241H251V242H250ZM261 241H263V242H262V246H261ZM1 242H0V244H1ZM5 242H6V243H5ZM36 242H37V243H36ZM71 242H72V241H71ZM122 242H123V240H122ZM139 242H140V243H139ZM143 242H144V243H143ZM150 242H151V243H150ZM164 242H165V243H164ZM203 242H204V241H203ZM215 242L217 243V239H216ZM227 242H226V245H227ZM11 243H12V242L10 241V244H11ZM47 243H48V244H46V245H47L48 247H52V250H53V247H54L53 245L56 244V243L53 244V237H52V240H51V239H50V241L48 240ZM73 243H74V242H73ZM73 243H72V244H73ZM94 243H93V244H94ZM132 243H133V244H132ZM153 243H152V244H153ZM168 243H170V244H168ZM191 243H192V244H191ZM194 243H196V246H194V245H195ZM208 243H207V244H208ZM219 243H220V241H219ZM255 243H256V242H255ZM6 244H7V245H6ZM30 244H31V243H30ZM49 244H53V245L50 246ZM57 244H56V248H57ZM74 244H75V243H74ZM76 244H77V243H76ZM78 244H79V243H78ZM84 244H83V245H84ZM91 244H92V243H91ZM123 244H124V243H123ZM184 244H185V245H184ZM187 244L189 245V247H188ZM193 244H194V245H193ZM203 244H204V243H203ZM210 244H212V243L210 242ZM214 244H215V243L213 242V245H214ZM221 244H223V246H224V243H221ZM234 244H233V245H234ZM12 245H14V244H12ZM12 245H11V248H12ZM44 245H45V244H43L42 246L45 247ZM99 245H100V246H99ZM107 245H108V246H107ZM136 245H139V246H138L139 248H138V247H135ZM158 245H159V242H158ZM190 245H191V246H190ZM192 245H193V246H192ZM216 245H217V244H216ZM259 245H260V246H259ZM9 246H10V245H9ZM14 246H15V245H14ZM24 246H25V245H24ZM26 246L28 247L27 244H26ZM26 246H25V247H26ZM31 246L33 247L32 244H31ZM36 246L38 247V244H37ZM42 246L39 245V247H41V248H42ZM47 246L44 248V249H45L44 253L41 251V249L36 248V249L34 250V249L31 247L33 250H30L31 248H29V250H30L31 252H33V253L28 252V254L31 253V254H29L28 256H27V252H25L27 258H28L29 256H31V255L33 256V257H31V259H30V257H29V260H30L29 263H30V264H34V263H33V260L35 259V257H39V256H41L42 254H43V255H42L43 257H46V256L49 254V251H51V249L49 250V248H48ZM72 246H73V245H72ZM75 246H76V245H75ZM125 246H126V245H125ZM128 246H126V247H128ZM150 246H151V245H150ZM153 246H154V245H153ZM161 246H162V247H161ZM168 246H166V247H168ZM203 246H206V241H205V244H204ZM210 246H211V245H210ZM218 246H219V248H220L221 245L219 244ZM0 247H1V246H0ZM22 247H23V246H22ZM79 247H80V246H78L77 248H76V247H74V248H73V247H72V248L68 247L69 249H72V251L70 250V251L72 252V254L74 253V250H73V249H75L76 252H75L73 255H70L71 253H70L69 251H67V255H66V253H65L66 251H65V252H62L63 250H62L61 252H56L57 254L59 253L58 256H57V254L53 253V254H54L53 257H54V258L56 257V258H55V262H54V260H50V261H51L52 263H56V264H87V263H86V262H87L86 260H88V259H87V258H88L87 256H88V254L90 255V252L88 253V252L85 251L83 257L81 258L80 254H79V251H80V250H78ZM101 247H102V248H101ZM105 247H106V248H105ZM123 247H124V246H123ZM132 247H133V248H132ZM147 247H148V246H147ZM172 247H173V246H172ZM175 247H176V244H175ZM177 247H178V246H177ZM177 247H176V248H177ZM190 247H191L192 249H191ZM207 247H208V246H207ZM211 247H212V246H211ZM11 248H10V249H11ZM15 248H16L15 250H16V252H17V250H18L17 246H16ZM46 248H47V249H46ZM104 248H105V249H104ZM155 248H152V250L149 251V252H151V253H149V254L152 255V254H153L152 251L159 250V249H155ZM186 248H187V249H188V248L191 249V251H189V249L187 250ZM213 248H214V250L216 249L215 246H214ZM213 248H212V249H213ZM221 248H223V247H221ZM238 248H239V253H238V250H237ZM20 249H19V250H20ZM24 249H25V250H24ZM65 249H67V248L64 247V250H65ZM79 249H80V248H79ZM82 249H83V248H82ZM85 249H86V247L84 248V250H85ZM90 249H91V248H90ZM90 249L87 248V250H89V251H90ZM100 249H101V250H100ZM102 249H104V250H102ZM123 249H124V248H123ZM127 249L129 250V247H128ZM127 249H126V250H127ZM139 249H140V250H139ZM145 249H144V250H145ZM148 249L150 250V247L147 248L146 251L143 250V255H142L141 252H140L141 254H139L138 252H137V253L139 254V256L142 255V257H145L144 255H147L146 252H148ZM165 249H166V248H165ZM167 249H168V248H167ZM208 249H209V248H208ZM217 249H218V248H217ZM235 249H236V250H235ZM0 250H2V249H0ZM21 250H22V249H21ZM27 250H28V249H27ZM42 250H43V249H42ZM48 250H49V251H48ZM54 250H56V249H54ZM60 250H61V248H60ZM60 250H59V248H58V251H60ZM67 250H68V249H67ZM77 250H78V251H77ZM112 250H113V249H112ZM121 250H122V249H121ZM126 250H125V252H128V250H127V251H126ZM132 250H130V251H132ZM168 250H169V249H168ZM200 250H201V249H200ZM202 250H201V251H202ZM218 250H219V249H218ZM218 250H217V252H218ZM222 250H223V249H222ZM222 250H220L219 252H221ZM24 251H26V248H23V252H24ZM99 251H101V252H99ZM186 251H187L188 253H184V252H186ZM193 251H194V252H193ZM205 251H206V252H205ZM228 251H229V249H228ZM230 251H231V248H230ZM230 251H229V252H230ZM233 251H232V252H233ZM0 252H1V251H0ZM6 252H7V251H5V253H6ZM9 252H10V251H9ZM16 252H15V254H13V252H11L12 254H10V255H11V256L14 255V257H15ZM53 252H54V251H53ZM102 252H103V253H102ZM108 252H105L107 255L104 254V256H105V255L107 256V259H106V260H108V258L111 257L110 255H109L110 257H108ZM111 252H112V251H111ZM113 252H114V251H113ZM113 252H112V253H113ZM172 252H173V251H172ZM232 252H231V254L233 255ZM5 253H4V254H5ZM19 253L21 254L20 251H19ZM60 253H61V254L65 253V256H66V257L64 256V254L61 255ZM68 253H70V254H69V255H70L69 257H68ZM87 253H88V254H87ZM95 253H94V254H95ZM101 253H102V254H101ZM154 253H155V252H154ZM156 253H158L157 255L159 256V261L162 259V258H160V257L166 258V257H164V256L162 255L163 253L160 254V253L157 252V251H156ZM191 253H192L193 256L191 255ZM236 253H237V254H236ZM1 254H2V253H0V255H1ZM50 254H51V253H50ZM50 254H49V256H51V258H52V255H53V254H52V255H50ZM86 254H87V255H86ZM94 254H93V255L91 254V256H95ZM117 254H118V252L116 253V255H117ZM119 254H120V256H122L121 253H119ZM126 254H127V253H126ZM138 254H137V255H138ZM149 254H148V255H149ZM215 254H217V253H214V255H215ZM218 254H219V253H218ZM231 254H230V255H231ZM5 255H6V258H7L6 260H8L9 254H8V257H7V254H5ZM5 255H4L3 259L5 258ZM17 255H18V252H17ZM100 255H101V256H100ZM148 255H147V256H148ZM151 255H150V256H151ZM164 255H165V253H164ZM207 255H208V256H207ZM2 256H3V255H2ZM22 256H23V255H22ZM22 256L19 255V258L22 257ZM42 256H41V257H42ZM96 256H95V257H96ZM147 256H146V257H147ZM150 256H148V257L150 258ZM155 256H156V254H155ZM17 257H18V256H17ZM41 257H40V259H38V261H40V262H42L41 260L43 259V258L41 259ZM85 257H86V258H85ZM95 257H94V258H95ZM148 257H147V258H148ZM156 257H157V256H156ZM170 257H171V256H170ZM201 257H202V258H201ZM212 257H214V256H212ZM0 258H1V257H0ZM19 258H18V259H19ZM27 258H26V259H27ZM32 258H34V259H32ZM46 258L49 259V257H46ZM46 258H45V259H46ZM124 258H125V257H124ZM139 258H140V257H139ZM147 258H146V259L144 258V259L147 260ZM157 258H158V257H157ZM171 258H172V257H171ZM182 258H183V257H182ZM198 258H199V259H198ZM200 258H201L202 260H201ZM230 258H231V257H230ZM246 258H248V259H246ZM1 259H2V258H1ZM9 259L11 260V257H9ZM18 259H16V258H12V261H8V263H9V262H13V261L16 262V260H18ZM26 259H25V262H27ZM52 259H53V258H52ZM56 259H57V260H56ZM100 259H101V260H100ZM118 259H119V258H117V260H118ZM155 259H156V258H155ZM166 259H167V258H166ZM185 259H186V258H185ZM197 259H198V260H197ZM216 259H217V258H216ZM216 259H215V257H214V260H216ZM234 259H233V260H234ZM6 260L4 259V261H6ZM31 260H32V261H31ZM104 260H105V259H104ZM104 260H103V263H104ZM109 260H110V259H109ZM109 260H108V262H109ZM112 260L114 261L115 259H113V258L111 257V261H112ZM150 260H151V259H150ZM188 260H186V262H187ZM229 260H230V259H229ZM245 260H246V261H245ZM1 261H2V260H1ZM35 261H36V259H35ZM35 261H34V262H35ZM47 261H48V263H49V260H47ZM47 261H46V262H47ZM120 261H121V260H120ZM124 261H125V259H124ZM136 261H137V260H136ZM157 261H158V259H156V261H154V258H153V263L156 262L155 264H157ZM177 261H178V260H177ZM177 261H176V262H177ZM191 261H190V263H191ZM244 261H245V262H244ZM249 261H247V263H248ZM17 262H18V261H17ZM17 262H16V263L13 262V264H17ZM31 262H32V263H31ZM40 262H36L35 264H37V263L40 264ZM44 262H45V260H44ZM46 262H45V263H46ZM115 262H117V261H115ZM143 262H144V261H143ZM165 262H166V261L164 260V263H165ZM186 262H184V263H186ZM231 262H232V261H230V264H231ZM0 263H1V262H0ZM27 263H28V262H27ZM88 263H89V264H90V263H91V264H95V263H92V262H90V261H89ZM110 263H111V262H110ZM118 263H119V262H118ZM147 263H148V261H147ZM149 263H151V262H149ZM153 263H152V264H153ZM161 263H162V261H161ZM190 263H186V264H190ZM250 263H248V264H250ZM2 264H3V263H2ZM5 264H6V263H5ZM96 264H97V263H96ZM99 264H102V262L99 263ZM104 264H105V263H104ZM106 264H107V262H106ZM115 264H117V263H115ZM178 264H179V263H178ZM196 264H197V263H196Z\"/></svg>",
  "mask_w": 264,
  "mask_h": 264
}]
</instances>
